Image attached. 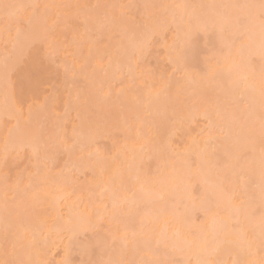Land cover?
Returning <instances> with one entry per match:
<instances>
[{"label": "bare ground", "instance_id": "bare-ground-1", "mask_svg": "<svg viewBox=\"0 0 264 264\" xmlns=\"http://www.w3.org/2000/svg\"><path fill=\"white\" fill-rule=\"evenodd\" d=\"M2 1V0H1ZM3 1H5V0H3ZM2 1V2H3ZM9 1H11V2H9ZM22 1L23 0H19L18 1V5H23L24 7H25V5H24V3H28L29 4V6H31V5H33V7L31 8L32 10H33V8H36V7H34V6H36L35 4H33L34 2H35V0H24V3H22ZM26 1V2H25ZM38 1V3H39V1L40 0H37ZM36 1V2H37ZM113 1H115V0H113ZM118 1V0H117ZM121 1V0H120ZM157 1H160V0H157ZM162 1V5L163 4H165V5H163L162 7H163V9L162 10H164L165 12H167L166 13V15L168 14V12H169V9H167L166 10V8H164V7H167L166 5H168V6H170L171 4H168V3H171V2H169V1H165V2H163V0H161ZM173 1V0H172ZM183 1V2H182ZM186 1V0H185ZM185 1L184 0H176L175 2H172V3H175V5L174 4H172L173 6L172 7H174L175 8V11L176 12H174V13H176V16H178L179 18H180V20H179V18H177L176 19V16L174 17V15H173V17L174 18H172V15L170 14L171 12H172V14H173V10L171 9V12H169V16H166L165 17V12L163 11V13H162V11H161V13H162V15L160 16L159 15V19H160V21L162 22L164 19L165 20H167L166 18L168 17V20L166 21L167 23H171L172 22V25L173 26H175V24L176 23H179V24H176V28H174L175 29V32H177V34H176V37L178 36V38L179 39H175L176 41L175 42H177V41H179L178 42V45H177V43H176V45H177V47L179 48L181 45H182V47H180L179 49L178 48H176V45H175V47H173V44L172 43H170V42H172V41H174V40H171L170 42H168V43H170V44H172V46H169L170 47V49H168V48H166L167 47V44L165 45V47L163 48L164 49V52H162V53H164V56H166L167 55V57L169 58V60H168V62H173V64H172V66L174 67L175 66V68L174 69H180V70H182V72H181V74H180V77H181V79H180V77L179 78H177V79H180L178 82H172V84H171V82L170 81H166L167 83H165L166 84V86L164 87L163 85H165V84H163L165 81H163V80H161V81H159V84L157 85V83H156V86H159V85H161L160 83H162V86H159V87H154L153 86V82L154 81H151V80H149L150 82H152V83H150L149 85L151 86H149L148 84H147V86H145L144 88H143V85H146L145 83L142 85V87L141 86H139V89L138 88H136V87H132V88H136L138 91H140V96L142 97V96H145V99H144V97H143V99H144V101H143V99L141 98V97H137L136 95V91L134 90V89H132V88H130V87H127V88H129V89H131V90H133L135 93H131V90L129 91V94L131 93V96H132V98L129 96V94H128V96H127V94L125 93V90L123 89V92H124V95L121 93V91H120V93H119V95L120 94H122L123 96H125L126 95V97L125 98H127L128 100H129V98H130V100H133V101H131L132 103L130 104V105H132V108H131V110H129L128 109V111L127 112H129V111H131L132 113H136V114H138V116L136 115H134V114H130V116H129V120H132L133 118V120L134 121H132V122H130L129 120L126 122V121H124V120H122L121 118H120V120H118L120 123H119V125L120 124H123V123H128V122H130L129 124H124V125H126V129L124 130L123 128H120L122 125H120V127H118V128H120V129H122V130H124L125 131V133H127L126 135H125V133H123V135H125V136H123L124 138L127 136V139H124V143H123V141L121 142V143H123V144H120V145H122V147L120 146V145H118V146H116V148L114 147V152H112V154H114V155H111V157H112V159L110 158V155L108 156V154H105V155H102V153H99V152H101V150H99V149H97L95 152L92 150V148H91V150H92V152H93V155H94V153H95V156L97 157V155L98 156H104V157H102V159L100 160L99 158H97V160H96V158H95V156H90V154H91V152H90V154L87 156V153L88 152H84V153H86L85 155H86V158H84L85 156H84V154L83 155H79V154H77L76 156H78L77 158L79 159V163L81 164H78L79 166H77V164L76 163H78V162H76V160H78V159H72V158H75V157H73L74 155H75V152H77V151H80V152H83V151H81V150H79V145H78V147L76 146L77 145V143H79V142H77V143H75L76 142V140L74 141V143L76 144L75 145V147H77L76 149H78L77 151H75L74 152V154L71 156L70 155V157L71 158H69V156L67 155L68 154V152L67 151H70V149H67L65 146V144H62L64 147V152H67V154L65 155V157L66 158H68V159H66V161H68V163H71L70 161H74V163H72V166H73V164H74V166H76V167H80V166H82V167H85L86 168V164H87V170L89 171V174L91 173V175L92 174H94L93 173V170H94V172L96 173V174H94L96 177L95 178H93V181H95V183L93 182V181H91V183L93 184L92 186L94 187H96L99 191L101 190V191H103V192H106L107 193V195H99V191L96 189V190H94V189H92L93 187L91 186V188H90V185H91V183L88 181H86V182H83V183H87V184H84L87 188H90V189H92V192L94 193V191H96L97 192V194H98V196H100L101 198H103V196L104 197H107V198H104V199H106L107 200V202H111L112 203V201H113V203H115V206H113V204H111L112 205V207L111 206H109L110 208H115V210L117 209L119 212L121 211L119 208H120V206H121V208H127V211H121V213H120V215H118V216H123L124 217V215L123 214H129L128 216H131V219H133V220H128V221H131L130 223L125 219V221H127L126 223H128V224H126L125 223V221L123 220V218H121L122 219V221H124V222H121L122 224H124L126 227L129 225V224H131V223H136V222H138V223H140L137 227H135V229L136 228H139V229H137L136 230V232H135V230H134V232H133V230H132V232L130 231V229H127V231L125 232V230H124V228H123V230L121 229L124 225H122L121 223V225L119 224V225H117L118 224V222H117V224L115 225V224H113V225H115V227L116 226H118V227H116L115 229H116V231H118V232H120L119 233V237H118V232H116V231H114V230H110V231H112V234H114V235H112V234H110L111 236H108V232L109 231H107L106 233H104L105 232V230L104 229H101V230H104L103 232H99L100 233V236H98L99 234H96V233H98V231H100V230H98L97 231V229H99V228H102L103 227V225H105L106 223V219L103 221L104 222V224H102L101 223V226L100 225H97V224H100V222H101V217L102 216H100V214H102L103 213V215H105L104 213H105V210L106 209H104V208H100L101 206H103L104 204H103V202H102V205L100 206V203H101V201H100V199L98 198V197H96V195L95 196H93L94 194L92 193L91 194V196H90V193L89 192H87V193H89V194H86L85 195V197L84 198H81V195H78V196H76V193H78V188H80V187H78L79 185H77L76 183V185H75V188L77 189V190H74L75 188L72 186V185H74L73 184V182L72 183H70L71 182V177L72 176H70L71 175V171H70V174H68V170H64V171H67V173H65V174H63V173H59V175L57 174L56 176L55 175H53V177H55V178H57L59 181H57V179H53V177H52V175H49V171H50V168H49V170L47 171L48 172V174H46V171L44 170V172H43V169H44V167L45 166H41V164L39 163V165H40V167H42L41 169H42V173H45V174H43V177L44 178H41V174H40V177H38L39 179H42V180H39L38 179V181L39 182H37V183H35V184H33L34 182H35V180H36V178H37V176H39V174L38 175H34V176H31L32 174H30V172H27L26 174L25 173H23V174H25V175H28V177L25 179V180H29L28 181V186H24L23 184V187H22V185H21V183H19L20 182V179H22L24 176H22V175H16V177L18 178V176L19 177H21L19 180L18 179H15L13 182H15L16 181V183H17V185L15 184V183H11L10 181H9V183H11V184H8L7 185V183H6V185L5 186H7V187H5V190H6V193L8 194V192L10 193V191L11 192H13V190H14V188L13 187H15L16 186V188H15V190H14V192H13V194H12V196L13 195H15L16 193H17V187H18V189H19V187H20V189L19 190H22L23 191V189H24V193L21 191H19L18 193H22V194H24V197L23 198H25V201H23L22 203L20 202H18L19 204H16V202L13 204V202L15 201V200H18V201H20V200H22V197L20 196V195H18V193L16 194L17 196H18V199H14V198H10V199H8L7 197L8 196H11L10 194H5V190H4V187H3V185H1V189H0V213H3L2 215H0V221L2 222H0V224L2 225H0V230H2L1 228H6V230H9L10 228H8L7 227V225L9 224V225H13L12 227H14L15 229H14V231H13V229L11 230L10 229V231L11 232H9V231H5V230H2V232H0V237H3V236H6V237H8L9 236V238H11V237H13V233L14 232H17L18 231V233L14 236V238H18V240L20 239V234H22L23 235V238L24 239H22V240H25V242L24 241H22L21 239H20V245H19V243L17 244V240H16V245H19V247H22V245H25L24 247L26 248L25 250H27L28 252H29V254H32V256H29L28 258H27V256L26 257H24L23 255L24 254H22V256L24 257V259L26 258V260L28 261V260H31V262H34V264H36V263H38V264H44L45 263V260H43L44 258L46 259V260H48V259H53V261L55 260V258H48V254H49V251L50 252H52L50 249H52V250H54L53 248H55V246L57 247V245L58 244H56V243H59L60 241L62 242L63 240H64V238H63V240H62V238L61 237H64V235L66 236V234H64V233H67V237H69V238H75V237H73V236H75L76 234H78V235H76L77 237L78 236H80L81 234H84L85 235V233H86V231L88 232V233H86L87 235L90 233L91 235L93 234V233H91V231H93V229H94V231L93 232H96L95 234L96 235H92V236H90L91 237V239H93V240H90V243H92V244H90V243H86V241H85V243L83 242V244H85L88 248H86V247H84V248H82V249H79V247L77 246L76 247V252L77 253H75V251H72V253L74 254H77L78 255V253H81L82 252V254H81V257L82 258H80V257H78V258H80V259H82L83 260V258L85 257V261H87L86 262V264H88V262L90 263V264H92V263H94V261H93V259H95L94 257V254H92V256H90V249H91V246H92V249L94 248L93 246H95L96 244L98 245L99 244V246H95V248L92 250L93 251V253H95V255L97 254L96 252L98 251V250H100L101 251V249L102 250H107V248H109V250H110V252H111V249L113 248L112 246L114 245L115 247H114V249L116 250L117 249V252H115L114 251V249H113V251L115 252V253H112V258H113V255L114 256H116V257H118V259H116V257H114L115 259L113 260V261H116L115 262V264H125V261H126V264H146V263H148V264H158L157 263V259H155V258H157V257H159V258H161V256H160V254H162L163 256H162V258L161 259H163V257H165V256H168L167 257V259H166V257L163 259V260H166L167 262H168V260H169V255L170 256H172L173 257V255L174 256H176V255H179V256H177V257H175V258H180V263L179 264H264V201L262 200L263 198H264V195H262V198H259L258 199V197H257V195L254 193V190H257V191H259V192H261V194H264V179L262 178V177H264V167H263V161L264 160H262V158L264 159V71H263V69H264V22L261 20V18L259 19V18H257V15L258 14H255V12H259V11H261V8L259 7L260 6V4H261V1L259 0V1H257V0H254V1H256V2H259V4L257 5V6H255V3L256 2H250V0H243V3H245V4H243V6H244V8H243V6H240V5H236V6H234L235 4H232L234 1H236V0H209L208 2V4H205V3H202V4H205V6L206 7H208L207 5H209V6H214L213 5V3L215 4V5H219L220 7H218V9H220V11H218V13L219 12H221V10H223L222 12V15H218L217 14V12H215L216 11V9L214 8V12H213V10H212V8H206L205 7V11L204 10H202L203 8H202V6H204V5H202V6H200V2H206L207 3V1L205 0H196V1H198V3H196V1L195 0H189L190 1V4L192 3V5H193V7L195 6V4H199V5H196L197 7H199L200 9H198V11L196 10V9H191V8H193V7H191L190 8V10L188 9V12H187V7H185L186 5L185 4H187V3H185ZM193 1H194V3H193ZM221 2L222 3V6L220 5V3L219 4H216V3H218V2ZM224 1V2H223ZM227 1V4L225 3ZM232 1V2H231ZM30 2V3H29ZM130 2H131V0H130ZM186 2H188V0L186 1ZM213 2V3H212ZM237 2H242V1H237ZM5 3V2H4ZM16 5L15 3L16 2H14L13 0H8V2H7V0H6V5ZM116 3H118V2H116ZM150 3H151V1H150ZM153 3V2H152ZM154 3H156V2H154ZM158 3H160V2H157V4ZM182 3H185V4H182ZM210 3H212L211 5H210ZM223 3H225V4H223ZM248 3H250L249 5H248ZM253 3V5H252V9H250V5ZM89 4V3H88ZM113 4H114V2H113ZM129 4H131V3H129ZM190 4H187V5H190ZM238 4V3H237ZM241 4V3H240ZM0 5H4L3 3H0ZM38 5V4H37ZM85 5V4H84ZM98 4H96V6H97ZM120 5H122L121 3L120 4H118V6H120ZM134 5V4H133ZM153 6L155 5V4H152ZM177 5H178V7L179 6H182V5H185L182 9H181V7L180 8H178L177 7ZM227 5H229L228 7H227ZM248 5V6H247ZM27 6V5H26ZM80 7L82 6V5H79ZM79 6H77V7H79ZM95 6V5H94ZM95 6V7H96ZM103 6H105V5H103ZM135 6V5H134ZM146 6V5H145ZM161 6V3H160V5H159V7ZM177 7V9H176V7ZM191 6V5H190ZM225 6H226V8H225ZM245 6L247 7V8H245ZM23 7V8H24ZM42 6H40V8H41ZM74 7V6H73ZM87 7H90V6H87ZM137 7V6H136ZM140 7H143V6H140L139 5V8ZM229 7H231V9L233 8L234 9V11L232 12L231 10H230V8ZM235 7H237V8H235ZM258 8V9H256V8ZM1 8V7H0ZM22 7H21V9H23ZM28 8V6L26 7V9ZM46 8H48V9H50L49 7H46ZM53 8H55V7H53ZM53 8H52V10H53ZM84 8H86L85 6H84ZM123 8H124V6H123ZM168 8H170V7H168ZM260 8V9H259ZM4 9H6V10H4ZM3 9V11L4 12H2L1 10L2 9H0V14H2V15H6V14H12V13H14V10L15 9H17L18 10V8H11L10 10H12L13 12L11 13V11H9V9H7V8H4ZM20 9V8H19ZM20 9V10H21ZM77 9H79V8H77ZM87 9V8H86ZM119 10L121 9V8H118ZM158 9H160L161 10V8H158ZM158 9H156V10H158ZM181 9V10H180ZM185 9H186V11H185ZM209 9H211V10H209ZM227 9L230 11V13H229V11H227ZM236 9H244L243 11H239V10H236ZM253 9L255 10L253 13L255 14V16H253L254 14L253 13H249L250 11H253ZM16 10V11H17ZM20 10H18V12L20 11ZM39 10V9H38ZM51 10V13L53 12ZM73 10H76V9H74L73 8ZM102 10V9H101ZM110 10V9H109ZM119 10H116V11H119ZM143 10H144V8H143ZM154 10V9H153ZM159 10V11H160ZM200 10V11H199ZM202 10V11H201ZM209 12L210 11V14L211 15H209V13L207 12V11ZM225 10V11H224ZM236 10V11H235ZM258 10V11H257ZM16 11H15V14H13L14 16H13V19H12V15H9V17L11 16V18H9V21H10V19L11 20H14V22H17L18 20V18H16V17H19L20 16V13L18 14V13H16ZM21 11H23V10H21ZM27 11V10H26ZM30 11V10H29ZM48 11V10H47ZM54 11H55V9H54ZM121 11H122V9H121ZM121 11H119V15H121L122 16V14L120 13ZM124 12H125V10H123ZM122 11V12H123ZM140 11V10H139ZM158 11V12H159ZM193 11L198 15V17H196V15L193 13ZM203 11H204V13H203ZM238 11V12H237ZM244 11H245V14H244ZM8 12V13H7ZM34 12V16L36 15V16H38L37 14H38V12H37V14L35 13V11H31V13H29V12H27V14H26V12H24L23 11V14L22 15H24V13L27 15V19L29 20L30 19V16H28V13L31 15L32 13ZM56 13H57V15H54V16H58V10L57 11H55ZM81 12H83L82 10H81ZM90 12H92V11H90ZM114 12H115V10H114ZM143 12V11H142ZM179 12H181V13H179ZM186 12V13H185ZM208 14H207V13ZM227 12V13H226ZM236 12V14H234ZM241 12V13H240ZM4 13V14H3ZM22 13V12H21ZM61 13H63L62 11H61ZM87 13V12H86ZM105 13H106V11H105ZM109 13V12H108ZM150 13V12H149ZM154 13H155V11H154ZM185 13V14H184ZM205 13L207 14V15H209V16H211V17H213V15L214 14H212V13H216V15L217 16H215V17H219V18H222V20L221 19H215L214 17H213V19H214V21L215 22H212V24L210 23V22H208L206 19H204L203 20V18H201L200 19V16L202 17V15L204 14L205 15ZM229 14V15H227V17L226 18H224V17H222L223 16V14ZM233 13V14H232ZM247 13L249 14V15H247ZM17 14V15H16ZM40 15L42 14V13H39ZM48 14V13H47ZM53 14V13H52ZM55 14V13H54ZM60 14V13H59ZM75 14H77V13H75ZM74 14V16L73 17H75V19L74 20H78L79 19V17L81 16V18H83L82 20H81V23L80 22H78L79 24H81V26L79 25V27H82V28H80V29H84V32L83 33H85V34H87V35H89V33L90 32H92V33H94L92 30L90 31V30H88V28H85L86 26L87 27H89L88 25H86V22H88V24H90V22H91V24H94L93 22V20H96V19H93V18H95V17H92L93 15H90V13H89V15L90 16H88L87 14H85L86 16H83V13H80V14H78V18H77V15H75ZM97 14V13H96ZM117 14H118V12H117ZM117 14H116V17H117ZM126 14V13H125ZM178 14V15H177ZM192 14V15H191ZM237 14H239V17H238V15ZM261 14V12L259 13V15ZM1 15V16H2ZM4 15V16H5ZM62 15V14H61ZM110 15H111V13H110ZM123 15H124V13H123ZM163 15H164V18H163ZM181 15H183V18L185 19L186 18V20H184L183 18H182V16ZM191 15V16H190ZM203 15V17H205ZM234 16V17H232V16ZM4 16H3V18H4ZM33 16V17H34ZM157 16V15H156ZM185 16V17H184ZM208 16V17H209ZM225 16V15H224ZM249 16V20H247V17ZM261 16V15H260ZM39 17V16H38ZM41 17V16H40ZM42 17H43V15H42ZM41 17V18H42ZM46 17H47V15H46ZM45 17V19H47ZM60 17V16H59ZM67 17V16H66ZM65 17V18H66ZM71 17V16H70ZM86 18V20H85V18ZM112 17V16H111ZM116 17H114V19H116V21L114 20V19H112L113 21H114V23H118V21H120V20H118ZM125 17H127V16H125ZM141 17V16H140ZM147 17V16H146ZM154 17H155V15H154ZM162 17V18H161ZM193 17V18H192ZM230 17V18H229ZM231 17H232V19H231ZM243 17V18H242ZM250 17H253V18H255L256 19V22H253V18H251L250 19ZM6 18H8V15H6L5 16V19ZM15 18V19H14ZM23 18V20H24V16L23 17H20V20ZM37 18V17H36ZM49 18V17H48ZM58 18V17H57ZM56 18V19H57ZM77 18V19H76ZM80 18V19H81ZM92 18V19H91ZM110 18V17H109ZM108 18V21H110V19ZM121 18V17H120ZM152 18V17H151ZM156 18V17H155ZM169 18L171 19V21L169 20ZM227 18H229V19H227ZM236 18H240V20H238L237 21V19ZM241 18H242V20H241ZM33 19H35V18H33ZM42 19H44V17L42 18ZM41 19V20H42ZM72 18H71V21H74ZM79 19V20H80ZM149 19V18H148ZM153 19V18H152ZM159 19H158V16H157V18L155 19L156 21L158 20L159 21ZM163 19V20H162ZM175 19V20H174ZM184 20V22H183V20ZM191 19H193V21L194 20H196V21H194V22H191L190 20ZM225 19V20H224ZM246 20L245 22H244V20ZM17 20V21H16ZM32 20V19H31ZM39 20H40V18H39ZM51 20H52V18H51ZM59 20V19H58ZM98 20H99V18H98ZM107 20V19H106ZM106 20H105V18H104V21H105V24H104V27H102L103 26V24L102 23H104V21H102L101 23H100V20H99V23H97L96 21V25L98 26H96L95 24L93 25V26H95V28H93L94 29V31H95V29H97V28H99L100 27V29H97L95 32H96V36H98L97 35V33L98 34H100L101 33V31H103V30H101L102 28H104L105 30V32L104 33H106L107 31V29H108V27L107 26H110V25H113L112 24V22L110 23L109 22V24L110 25H107L108 23H106ZM111 20V21H112ZM151 20V19H150ZM154 20V19H153ZM164 20V21H165ZM173 20V21H172ZM199 20V21H198ZM202 21V23L204 22V23H209V24H211V25H204V23H203V25H204V27H203V25H202V23H201V21ZM230 20H231V25L230 24H228V22H230ZM236 20V21H235ZM261 21V23H260V21ZM6 21V20H5ZM7 21H8V19H7ZM22 21V20H21ZM33 21H36V20H33ZM32 21V22H33ZM48 21V20H47ZM55 21V18L53 17V21H51V22H54ZM69 22H71L70 21V19L68 20ZM82 21H83V23H82ZM86 21V22H85ZM93 21V22H92ZM107 21V22H108ZM149 21V20H148ZM147 21V22H148ZM157 21V22H158ZM159 21V22H160ZM164 21H163V23H157V22H155V24H157V25H155V24H151V22H150V24H151V30H152V32L155 30L156 32H154V34H156L157 35V33L158 34H161V33H159V32H157V31H160V32H162V33H165L166 31H167V29H165V28H163L164 30H166L165 32H163V30L161 29V30H158L159 28H157V26L159 27L160 25L159 24H161L162 25V27H168V24L166 23V25H164ZM169 21V22H168ZM176 21V22H175ZM179 21V22H178ZM188 21H190V22H188ZM198 21V22H197ZM207 21V22H206ZM220 21H222V24H221V22ZM242 21V23H244L243 25H245L246 23H248V24H246L244 27H243V25H241V24H239V26L240 27H242L241 28V30H239V31H241V32H239L238 30H237V28L235 29V27H237V22H241ZM259 21V22H258ZM22 22H25V21H22ZM29 22V21H28ZM50 22V25L52 24ZM60 22V21H59ZM58 22V23H59ZM68 22V23H69ZM142 22H143V20H142ZM146 22V23H147ZM173 22H174V24H173ZM180 22H181V24H180ZM183 22V23H182ZM185 22H186V24H185ZM232 22H234V24H236V26H234V24L232 23ZM6 23H8V22H6ZM55 23V22H54ZM62 23V22H61ZM65 23V22H64ZM75 23V22H74ZM121 23H122V21H121ZM149 23V22H148ZM187 23H189V24H187ZM193 23V24H192ZM195 23V24H194ZM198 23H199V25H198ZM201 23V24H200ZM213 23H214V25H213ZM220 25H219V24ZM257 23H259V24H257ZM263 23V24H262ZM99 24H100V26H99ZM102 24V25H101ZM119 24V23H118ZM125 24V23H124ZM183 24H185L184 26H183ZM192 24V25H191ZM217 24V25H216ZM26 25V24H25ZM48 25V24H47ZM53 25V24H52ZM68 25H70V24H68ZM73 25V24H72ZM75 25H78L77 23H75ZM84 25V26H83ZM116 25V24H115ZM120 25L123 27L124 25H122V24H119L118 26L120 27ZM149 25V24H148ZM155 27L156 26V28H154L153 26ZM170 25V24H169ZM172 25H170V26H172ZM190 25L191 26H193V25H197V26H193V28L194 29H192L191 27H190ZM202 25V26H201ZM234 26V28H227L228 26ZM251 25V26H250ZM92 26V27H93ZM187 26V27H186ZM205 26H207V27H205ZM221 26V27H220ZM25 27H27V25L25 26ZM35 27V26H34ZM33 27V28H34ZM48 27V26H47ZM50 27H53V26H50ZM73 27V26H72ZM71 27V28H72ZM91 27V26H90ZM91 27V28H92ZM97 27V28H96ZM107 27V28H106ZM115 27V26H114ZM121 27V28H122ZM127 27V26H126ZM184 27L186 28V31L184 30ZM200 27V28H199ZM210 27H212V29L210 28ZM215 27H217V28H215ZM224 27H226V28H224ZM239 27V28H240ZM246 27V28H245ZM28 28V27H27ZM32 27H31V31H33V30H35V29H33ZM36 28H37V26H36ZM74 28H76V26H74L73 27V29ZM117 28V27H116ZM149 28V27H148ZM147 28V30H149ZM161 28V27H160ZM171 28V27H170ZM169 28V29H170ZM173 28V27H172ZM189 28H191L190 30H189ZM203 28H208V29H204L203 30ZM222 28H224V29H222ZM1 29V28H0ZM18 30H19V28H17ZM29 29V28H28ZM28 29H25V30H28ZM38 29V28H37ZM45 29V28H44ZM73 29H72V32H74L73 31ZM88 31H87V30ZM90 29V28H89ZM112 29V28H111ZM124 29H126V28H124ZM178 29H181L180 31L178 30ZM197 29V30H196ZM199 29H202L201 31L199 30ZM214 29V31H211V30H213ZM228 29V31H230V30H232L231 32H233L232 34L234 35L233 37H232V35H229L228 34V31H226ZM246 29H247V33H245V31H246ZM2 30V29H1ZM9 30H12V29H9ZM23 28H22V30L21 31H25ZM52 30H54V29H52ZM56 30V29H55ZM75 30V29H74ZM98 30H100V33L99 32H97ZM109 30V29H108ZM113 31H115L114 29H112ZM117 30V29H116ZM178 30V31H177ZM182 30H184V31H182ZM187 30H189L190 31V33L192 34H189V32L187 31ZM216 30V31H215ZM226 31V33L227 34H224V32H222V31ZM238 32H237V31ZM13 31V30H12ZM81 31V34H82V30H80ZM143 31H145V30H143ZM150 31V30H149ZM192 31H194V33H195V35H197L198 33H199V35H200V37L202 38V40L201 41H203V43H205L206 44V41L208 40H206V38L207 37H209V35H213V39L212 40H210L209 42H211L212 44H214V46L216 45L215 43V40L217 41V40H220L219 41V43H217V44H219V48L218 47H216V51H218L217 49H222V51L221 50H219V51H221L220 52V56H219V54L215 51V50H210V51H212L213 53L211 54V52L208 50V49H210L209 48V46H211V47H213V48H215L211 43H209V44H211V45H208V43L206 44V46L208 47H206L207 49H205L206 51H207V56H209V57H211V55H213V57H211L210 59L207 57V56H205V57H203V55L202 54H200V53H202V52H204V51H202V52H200V53H198L199 51V49H197V48H200L199 46H197V45H200V43H201V41H199V44H197V42L198 41H196V36L195 35H193L194 33L192 32ZM198 31V32H197ZM203 31V32H202ZM208 33H207V32ZM210 31L212 32V33H210ZM3 32H6V31H3ZM2 32V33H3ZM14 32V31H13ZM34 32H36V31H34ZM48 32V30H46V33ZM52 32V31H51ZM54 32V31H53ZM57 32H58V30H57ZM78 32V31H77ZM86 32H89V33H86ZM123 32V31H122ZM129 32V31H128ZM127 32V34H126V36H130V34ZM147 32V31H146ZM178 32H180V34L178 33ZM200 32H202V33H204V32H206L205 34H207L206 36H204L205 34H202V33H200ZM1 33V32H0ZM1 33V34H2ZM7 33H8V35H9V32H6L5 33V35H4V38L5 39H7L6 37H7ZM12 33V32H11ZM17 33H19V31H17ZM17 33H14L13 35H16ZM22 33V32H21ZM25 33V32H24ZM30 33V32H29ZM32 33V32H31ZM37 33V32H36ZM35 33V34H36ZM38 33H42L41 31L40 32H38ZM45 33V34H46ZM59 33H60V31H59ZM59 33H57V34H59ZM62 33V32H61ZM61 33H60V35H61ZM76 33V32H75ZM78 33H80V32H78ZM110 33V32H109ZM149 33V32H148ZM184 33V34H183ZM217 33V34H216ZM220 33V34H219ZM236 33H239V34H236ZM244 33V34H243ZM26 34V33H25ZM44 34V33H43ZM240 34H243L242 36L243 37H241V35ZM37 35V34H36ZM53 35H55V33L53 34ZM76 35V34H75ZM77 35H79V34H77ZM87 35H85V38H87V39H91V33H90V37H88ZM93 35V34H92ZM138 35V34H137ZM143 35V34H142ZM149 36H150V33L148 34ZM147 35V38L145 37H143V39H145V40H147V39H149V36ZM185 35H186V37H185ZM236 35H239L238 36V38L236 37ZM2 36H3V34H2ZM20 36V37H19ZM21 34L20 35H18V36H14V37H16L17 39H16V41L18 42H16L15 40V42L17 43V45L19 46V44H21L20 43V41L21 40H23V38H24V40L26 39L27 40V38H25L26 37V35L23 37L22 36V39H20L21 38ZM42 36V35H41ZM104 36V35H103ZM107 36V35H106ZM124 36H125V34H124ZM123 36V37H124ZM132 36V35H131ZM159 36H161V35H159ZM159 36H154V37H159ZM188 36V37H187ZM191 36V38L189 39V37ZM223 36H225V37H223ZM230 36V37H229ZM9 37V36H8ZM11 37V36H10ZM9 37V38H10ZM14 37L12 38V40L14 39ZM34 37H35V35H34ZM44 37V36H43ZM56 37V36H55ZM127 37V39H125L126 41L129 39ZM136 37V36H135ZM134 37V38H135ZM137 37H139V35L137 36ZM141 37V36H140ZM139 37V38H140ZM152 38H154L153 37V35L151 36ZM163 38H164V36H162ZM197 37H199V36H197ZM199 37V38H200ZM217 37V38H216ZM8 38V39H9ZM19 38V39H18ZM53 38V37H52ZM58 38V37H57ZM60 38V37H59ZM73 38V37H72ZM78 39L80 38V35L77 37ZM77 38H75L74 37V39L76 40ZM82 38H83V36H82ZM84 38V39H85ZM95 38H97V37H95ZM100 38V37H99ZM98 38V39H99ZM109 38V37H108ZM107 38V39H108ZM133 38V39H134ZM174 38V37H173ZM173 38H171V39H173ZM182 38V39H181ZM198 38V40H200ZM205 38V39H204ZM211 38V37H210ZM216 38V39H215ZM229 38V39H228ZM239 39L238 41L236 40L235 41V39ZM73 39V40H74ZM77 39V40H78ZM83 39V40H84ZM97 39V40H98ZM151 39V38H150ZM160 40L161 38L159 37V38H157V40ZM184 39H185V41H184ZM188 39V40H187ZM191 39L193 40V41H191ZM228 39V40H227ZM12 40H10V41H12ZM19 40V41H18ZM42 40V39H41ZM93 40V39H92ZM91 40V41H92ZM141 40V39H140ZM139 40V41H140ZM145 40H143L144 42H145V44L146 43H148V41L146 42ZM163 40V39H162ZM170 40V39H169ZM187 40V41H186ZM226 40V41H225ZM230 40H232V42L234 43H230V44H228L229 43V41ZM234 40V41H233ZM31 41H32V39H31ZM84 41H86V40H84ZM109 41V40H108ZM129 41H131V43H129ZM129 41H127V43H126V45L128 44V47H130L129 45L130 44H132V39H130ZM138 41V40H137ZM137 41H136V43L134 44V45H140L139 43H137ZM150 41V40H149ZM165 41V40H164ZM180 41H181V43L182 44H180V46H179V43H180ZM184 43H183V42ZM7 42L9 43V41L7 40ZM22 43L24 42V41H21ZM45 42V41H44ZM93 42V41H92ZM118 42V41H117ZM123 42V41H122ZM133 42H134V40H133ZM143 42V43H144ZM194 44H193V43ZM227 42V43H226ZM231 42V41H230ZM235 42H237V43H235ZM14 43V42H13ZM12 43V44H13ZM16 43H14L15 45H12V46H16ZM77 43V42H76ZM88 43H90L89 41H88ZM88 43H87V45H88ZM140 43H141V41H140ZM162 43V42H161ZM160 43V44H161ZM164 43V42H163ZM203 43H201V46L203 47ZM11 44V43H10ZM26 44V43H25ZM35 45L37 44V43H34ZM41 44V43H40ZM51 44H53V43H51ZM70 44V43H69ZM94 44V43H93ZM118 44V43H117ZM145 44H142V45H144L145 46ZM149 44V43H148ZM159 44V45H160ZM186 45V47H185V45ZM189 44H190V46H189ZM236 44V45H235ZM89 45H91V44H89ZM99 45V44H98ZM120 45V44H119ZM123 45H125V43L123 44ZM122 45V46H123ZM125 45V46H126ZM154 45V44H153ZM188 45V46H187ZM194 45V46H193ZM197 47H196V46ZM232 45H235V46H232ZM2 46V45H1ZM4 46H6V45H4ZM32 46V45H31ZM84 46V45H83ZM92 46V45H91ZM91 46H89V47H85V48H91ZM96 46V45H95ZM95 46H94V49H98L99 47L97 46L96 48H95ZM114 46V45H113ZM133 48H132V50L131 49H128V51L130 50L131 52H128V54L129 53H131V54H134V53H132L133 51H135V52H139V46H138V49L136 48V46H133V45H131ZM148 46V45H147ZM150 46V45H149ZM157 46H158V44H157ZM161 47H162V45H160ZM191 46H193L194 48L196 47V51L195 50H193L194 48H192ZM223 46H225V47H223ZM226 46H228V47H226ZM10 47V46H9ZM8 46H7V48L8 49H10ZM17 47V46H16ZM24 47V46H23ZM23 47H21L22 48V50H20L21 52H24V53H26V51H28V50H26L28 47L26 46V51H23L24 49H23ZM34 47V46H33ZM38 47V46H37ZM78 47V48H77ZM76 47V45H75V48H77V49H79V46H77ZM119 47V46H118ZM187 47H189V48H187ZM223 47V48H222ZM232 48V49H230V48ZM1 48V47H0ZM4 48H6V47H4ZM3 48V49H4ZM13 48L14 47H11V53H12V51H14L13 50ZM19 48V47H18ZM53 48V47H52ZM51 48V49H52ZM117 48V47H116ZM120 48H121V45H120ZM131 48V47H130ZM134 48H136V50H134ZM175 48V49H174ZM182 48V49H181ZM203 48H205V47H203ZM234 48V49H233ZM29 50L30 49H32V48H28ZM34 49V48H33ZM55 49V48H54ZM53 49V50H54ZM76 49V50H77ZM102 49H104V48H102ZM101 49V50H102ZM115 49V48H114ZM142 49H146V46L143 48V46H142V48H141V51H142ZM165 49H168V50H165ZM177 49H178V51H177ZM190 50V51H188V50ZM227 49H229V50H231L232 52H230V51H226ZM5 50V49H4ZM56 50V49H55ZM116 51H117V49H115ZM148 50H149V48H148ZM172 50V51H171ZM173 50L174 51H176V52H178V53H176V54H178V55H176L174 52H173ZM183 50V51H182ZM234 50V51H233ZM7 51V50H6ZM19 51V52H20ZM111 51V50H110ZM122 51V49L120 50V52ZM167 51V52H166ZM186 51H188V53H187V55L185 56V52ZM194 52V53H192V52ZM201 51V50H200ZM215 51V52H214ZM3 52V51H2ZM17 52H18V50H17ZM17 52L15 53V51H14V53L15 54H17ZM20 52V53H21ZM38 52V51H37ZM77 52H78V50H77ZM85 52H86V50H85ZM94 52H98V50H96V51H94ZM119 52V51H118ZM119 52V53H120ZM123 52V51H122ZM121 52V53H122ZM125 52V51H124ZM126 52H127V50H126ZM125 52V53H126ZM144 52H146L147 53V51L146 50H144ZM143 52V54L145 55V53ZM180 52V53H179ZM224 52H226V53H224ZM5 53V51L3 52V54ZM76 53V52H75ZM196 53H197V56H196ZM210 53V54H209ZM214 53H215V55H214ZM8 54H10L9 52L8 53H6V56L8 55ZM14 54V55H15ZM22 54V53H21ZM29 54V53H28ZM27 53H26V56L28 55ZM33 54V53H32ZM81 54V53H80ZM95 54V53H94ZM97 54H100L99 52L97 53ZM111 54H114V53H111ZM130 54V55H131ZM191 54L192 56H194L195 57V60L193 59V61H191V62H188L190 65H188V63H187V61H188V58H189V55ZM209 54V55H208ZM2 55V54H1ZM12 55V54H11ZM34 55H37V53H34ZM32 56V60L34 61L36 58H35V56ZM83 55V57H85V58H83V59H88V57L87 56H89V55H84V54H82ZM108 55H110V54H108ZM119 55H121V54H119ZM123 55V54H122ZM136 55H137V53H136ZM139 53H138V58H140L141 59V57H139ZM169 55V56H168ZM171 55L173 56V57H171ZM175 55H176V57H175ZM205 55V54H204ZM218 55V56H217ZM4 56V55H3ZM9 56V55H8ZM8 56L5 58V59H7L8 58ZM13 56V55H12ZM17 56H18V54H17ZM30 56H31V54H30ZM38 56V55H37ZM45 56V55H44ZM112 56V55H111ZM131 56H133V55H131ZM141 56V55H140ZM150 56V55H149ZM180 56V57H179ZM215 56H217V57H215ZM29 57V56H28ZM43 57V56H42ZM79 57H80V55H79ZM92 58L93 57H97V55L96 56H91ZM107 57H110V56H107ZM121 57H123V56H121ZM120 57V58H121ZM126 57H128L127 55H126ZM125 57V59H126V62H129L128 64L129 65H127V63L125 64L128 68H130V70H131V68H133V69H135L134 68V66H132V62H130L131 61V59L129 58L128 60H127V58ZM130 57V56H129ZM143 57V56H142ZM186 57H188L187 58V60L185 59ZM193 57V58H194ZM200 57H203V58H201V59H204V61L203 60H201L200 59ZM4 58H3V64H2V62H0L2 65H0L1 66V69L0 70H2V69H4V68H6L5 70H2L0 73L1 74H3V72L5 71V73L4 74H9V72L7 73V71L9 70L10 71V73H12L11 72V69L9 68V66L10 67H12L13 65H14V63H11V64H13L12 66L11 65H9V62L8 61H10V62H15L16 61V58H14V56L10 59V60H4ZM14 58V59H13ZM25 59H26V57H24ZM35 58V59H34ZM78 58V57H77ZM82 58V57H81ZM90 58V57H89ZM92 58H90V59H92ZM111 58V57H110ZM114 58V57H113ZM118 59L119 57H115L114 58V61L115 62H117V64H113V60L112 59H110V60H112L113 62H111L112 63V65L114 66V69H118V70H120L119 68H121V70L122 71H124L123 70V68H124V64H120V61L118 62V60L116 61L115 59ZM124 58V57H123ZM132 58V57H131ZM135 58H137V57H135ZM137 58V59H138ZM144 58V57H143ZM179 58V59H178ZM253 58V59H252ZM42 59V58H41ZM83 59H81L82 61H83ZM87 59L85 60V61H87ZM94 59V58H93ZM99 59V58H98ZM98 59L96 60V62L98 61ZM103 59H104V57H103ZM124 59V60H125ZM139 59V61H141ZM185 59V60H184ZM200 59V61H198ZM207 59V60H206ZM13 60V61H12ZM26 60H28V59H26ZM29 60H30V58H29ZM109 60V59H108ZM167 60H165V61H167ZM172 60V61H171ZM180 60H183V62L182 63H180L179 61ZM189 60H192V59H189ZM206 60V61H205ZM210 60H213L212 62L210 61ZM214 60H216V64H219V65H216L215 63H214ZM219 60H220V62H219ZM254 60V61H253ZM18 61V60H17ZM20 61H22L21 60V58L19 59V62ZM33 61H29V62H33ZM36 61H39V59L37 58L36 60H35V65L37 64V62ZM45 61V60H44ZM79 61V60H78ZM85 61H84V66H85ZM88 61H90L89 59H88ZM132 61H134V60H132ZM203 61V62H202ZM7 63V64H5V63ZM18 62V63H19ZM24 62V61H23ZM28 61H26V63H27ZM28 62V63H29ZM43 62V61H42ZM135 62H136V60H135ZM134 62V63H135ZM177 62V63H176ZM178 62H179V64H178ZM195 62L197 63V62H201V64H199V63H197V65H201V66H204L203 67V70H200L199 68L201 67H199V68H197V67H194V65L196 66V64H195ZM208 62H211V64L210 63H208ZM250 62V63H249ZM25 63V64H26ZM34 63H30V64H26L27 66L28 65H31V64H34ZM39 63V62H38ZM44 63V62H43ZM43 63H42V65H43ZM81 63H83V62H81ZM89 63V62H88ZM92 63H94V66H95V68L97 67V68H99L100 67V65L99 66H97V65H95V64H97V63H95L94 61L92 62ZM100 62H98V64H99ZM110 63V62H109ZM108 63V64H109ZM143 63V62H142ZM184 63V64H183ZM204 63V64H203ZM215 64V66H214V64ZM247 63H248V65H247ZM21 64V63H20ZM20 64H18V66L20 65ZM80 63H78V65H79ZM107 63H105V65H106ZM118 64H120V65H118ZM136 64V63H135ZM211 65V66H214V67H211V66H208V65ZM41 64H39V66H40ZM41 65V66H42ZM82 65V66H83ZM115 65H116V67L118 66V68H115ZM134 65V64H133ZM188 65V66H187ZM206 65H207V67H206ZM256 65V66H255ZM17 65H15V68L14 69H12V71L13 72H15V70L16 69H18L17 67H16ZM22 66H24V64L22 65ZM22 66H20L21 67V69H22ZM37 66H38V64H37ZM41 66H40V68H41ZM46 65L44 64V67H45ZM53 66V65H52ZM51 66V67H52ZM109 66V68L111 67V65H107V66H104L105 68H102L101 70H100V68L99 69H97L96 68V70L97 71H99L100 70V72L101 73H103V75L104 74H106V73H104L103 72V70H108V72L110 73H108V75H113L114 74V72H111V70L112 71H114V69H113V66H112V69H109V68H106V67H108ZM121 66V67H120ZM123 66V67H122ZM187 67L188 69H190V67H191V70H188L187 68H183V67ZM190 66V67H189ZM220 66V67H219ZM249 66V67H248ZM26 67V66H25ZM36 67V66H35ZM72 67V66H71ZM76 67H78V66H76ZM76 67H74V68H76ZM93 67V66H92ZM135 67H136V65H135ZM181 67V68H180ZM193 67V68H192ZM216 67V68H215ZM249 69H248V68ZM258 69H257V68ZM8 68V69H7ZM28 68H29V66H28ZM46 68H47V66L45 67V71H47V72H50V70L48 71V70H46ZM54 68V67H53ZM88 68V67H87ZM87 68H85L86 70H88ZM95 68H93V69H95ZM138 68V67H137ZM184 70H183V69ZM195 68V69H194ZM207 68V69H206ZM25 69H27V68H25ZM24 68H23V70H25ZM36 69H38V70H40L39 69V67L38 68H36ZM205 69V70H204ZM259 69H262V72H261V70L259 71ZM30 70V69H29ZM31 70H32V66H31ZM69 70V69H68ZM72 70H74L73 69V67H72ZM83 70V69H82ZM92 70V69H91ZM117 70V71H118ZM130 70L128 71V72H130ZM137 70V69H136ZM180 70H178V71H180ZM190 71V72H186V71ZM195 70V71H194ZM196 70H200V71H198L197 73H196ZM210 70V71H209ZM217 70V71H216ZM27 70H25L24 71V74H25V72H26ZM42 71H43V69H42ZM52 71H54V70H52ZM62 71H64V74H66L65 73V70H62ZM121 71V73H123ZM126 71V70H125ZM135 72V70H132V72ZM138 71H140V70H138ZM143 71V70H142ZM192 71H193V73H192ZM23 72V71H22ZM30 71H27V73H29ZM44 72V71H43ZM46 72V73H47ZM80 72H82L81 70H80ZM79 72V73H80ZM83 72H85V71H83ZM96 72V71H95ZM115 72H116V70H115ZM119 72V71H118ZM134 72L133 73H131V75L129 76L130 78H131V76L132 75H134ZM144 72V71H143ZM185 72H186V74H185ZM202 72H203V74H202ZM210 72L212 73V74H210ZM260 72V73H259ZM19 73V72H18ZM39 73H41V72H39ZM46 73H44V74H46ZM51 73V72H50ZM91 73H93L92 71L90 72V73H88V74H91ZM100 73V76L102 75ZM139 74H140V72H138ZM183 73H184V75H183ZM196 73V74H195ZM198 73H200L199 75H197ZM207 73H209V74H207ZM3 74V75H4ZM30 74H33V76H36L37 77V79H39L40 80V78H39V75L40 74H36V72L34 73H31L30 72ZM43 73H41V75H42ZM43 74V76L44 77H42L43 79L44 78H47L48 77V75H44ZM73 74V73H72ZM87 74V73H86ZM87 74V75H88ZM95 74H97V73H95ZM119 74V73H118ZM128 74V73H127ZM130 74V73H129ZM128 74V75H129ZM135 74H137V73H135ZM195 76H194V75ZM205 74V75H204ZM13 75L15 76L16 75V73L14 74L13 73ZM66 75H68V78H69V80H70V78H72L71 76H69V73H67ZM74 75H75V73H74ZM74 75H73V77H74ZM85 75V74H84ZM92 75V74H91ZM94 75V74H93ZM92 75V76H93ZM107 75V74H106ZM106 75H104L105 76V78L104 79H106L107 80V77H106ZM107 75V76H108ZM115 75V74H114ZM117 75V74H116ZM143 75V74H142ZM141 75V76H142ZM158 75H160V74H158ZM190 75H192V78H190ZM200 76V77H204L203 79L201 78V84L199 83H197V82H199V77H197V76ZM202 75V76H201ZM211 75H213V76H211ZM217 75V76H216ZM219 75H221V76H219ZM1 76V75H0ZM11 76V75H10ZM21 75L19 74V77H20ZM24 76V75H23ZM23 76H22V79L21 78H17L18 79V82H19V79H21L20 80V82H22L23 84L21 85V83L19 84V83H17V82H15V84L17 83V87L19 88H17L16 86H15V84L13 83V81L12 80H10L11 79V77H13V76H11V77H9V75H6V77H4V76H1L0 77V80H4L5 82H6V79L8 80V82H6V84H7V86H8V88L9 87H11V88H9V90H11L12 89V86H11V83L12 84H14V86L16 87V89L18 90L17 92H16V94H17V96H16V94L14 93V89L13 90H11V92L12 93H9L8 95H7V93H8V91H7V89H5L4 87H2V86H0V88H1V90L3 91H6V93H5V97L7 98L8 96V98H9V100H6L5 99V97L3 98H1L0 99V101L1 100H4L5 99V101H6V103L7 104H5L4 102L5 101H1L0 102V104H1V106H3V105H5V106H3V107H1L0 106V111L2 112V114H1V112H0V114L2 115V119L3 118H5L4 116H6V117H10L11 119L13 118V120H14V122H12V124L13 125H15L16 123H17V125H18V123H20L21 125H20V127H21V129L23 130H25L26 128H23V126H29L30 124H31V120L29 121V119H30V117H29V115L31 116V114L30 113H32L33 115H36V112H37V114L40 112V111H44V109L43 108H45L46 106V104H42L41 102H39V103H41L40 104V109H39V107H37L35 104H39V103H34V105L35 106H33V103H30V104H32V106L29 104V102L28 101H26V98H24L25 96H24V93L25 94H29V96L32 94V93H34L35 91L37 92V90L39 89V88H35L34 90H32V91H29V92H22L23 90H20L21 88L23 89V87H25V86H30V87H32L31 85H32V82L34 83L33 84V86H36V85H38V84H35L37 81L36 80H34V81H32V80H28L26 77L25 78H23ZM29 76H31L32 78H33V76L32 75H29ZM46 76V77H45ZM62 76V75H61ZM79 76H82V74H80ZM108 76L109 78H111V79H109V81H112V80H115V79H117L116 81H119L120 80V78H122V77H120V78H116L115 76ZM120 76V75H119ZM122 76V75H121ZM134 76H137V75H134ZM141 76H138V77H141ZM162 76V75H161ZM205 76H210L211 78H213V79H211L212 81L214 80V83L212 82V81H210L209 82V86H208V84L206 85L205 84V82L204 81H206V80H204V79H207V77L205 78ZM218 76H219V78H218ZM36 77H34L33 79H36ZM83 77V76H82ZM86 78H87V80H88V78L89 77H87V76H85ZM195 79H194V78ZM215 77V78H214ZM5 78V79H4ZM10 78V79H9ZM74 78H77V77H74ZM80 78V77H79ZM98 78V77H97ZM99 78H101V77H99ZM113 78H115V79H113ZM133 78V77H132ZM183 78H185L184 80H183ZM218 78V79H217ZM221 78V79H220ZM16 79V80H17ZM48 79V78H47ZM102 80H103V78H101ZM136 79V78H135ZM138 79V78H137ZM140 79V78H139ZM3 80L2 81H0V84H1V82H3ZM9 80H10V82H9ZM14 80V79H13ZM85 80V79H84ZM105 80V81H106ZM188 80H190L189 82H188ZM196 80V81H195ZM202 80H204V81H202ZM210 80V79H209ZM217 82H216V81ZM26 81V82H25ZM32 81V82H31ZM36 81V82H35ZM42 81V80H41ZM46 81H48V80H46ZM104 81V80H103ZM140 81H142V80H140ZM163 81V82H162ZM184 81L187 83V85H190V86H185V83H184ZM195 81V82H194ZM207 81H208V79H207ZM218 81H220V82H218ZM25 82V83H24ZM40 82V81H39ZM45 82V81H44ZM114 82V81H113ZM136 82V81H135ZM170 82V85L172 86L171 88L172 89H170V85L168 86V83ZM203 82H204V84H203ZM211 82H212V84H211ZM4 83V82H3ZM8 83H10V84H8ZM42 83H43V81H42ZM61 83V82H60ZM63 83V82H62ZM105 84H106V82H104ZM126 84H128L127 82H125ZM147 83V82H146ZM180 83V84H179ZM181 83L183 84L184 83V86L183 85H181ZM190 83V84H189ZM207 83V82H206ZM216 83H217V85H216ZM220 83H224L225 84V86H227V87H225L224 85H222V86H224V87H222L221 86V84ZM5 84V85H6ZM24 84H26L25 86H23ZM28 84V85H27ZM95 84V83H94ZM112 84V83H111ZM110 84V82H109V84L108 85H111ZM125 84V85H126ZM136 84V83H135ZM140 84V83H139ZM139 84H137V85H139ZM142 84V83H141ZM152 84V85H151ZM174 84H175V86H174ZM177 84V85H176ZM196 84V85H195ZM202 84H203V86H202ZM220 84V85H219ZM3 85V84H2ZM4 85V86H5ZM69 85H71V83L69 84ZM73 85V84H72ZM97 85H98V83H97ZM155 85V84H154ZM178 85H180V86H178ZM194 85V86H193ZM213 86V85H215V86H213V87H210V86ZM7 86H5V87H7ZM14 86H13V88H14ZM20 86H21V88H20ZM91 86V85H90ZM94 86V85H93ZM100 86H101V84H100ZM99 86V87H100ZM105 86V85H104ZM127 86V85H126ZM152 86H153V88H155V89H153L152 88ZM201 86V87H200ZM209 87V88H207V87ZM216 86H218V88L216 87ZM38 87H39V85H38ZM41 87V86H40ZM58 87V86H57ZM62 87H64V86H62ZM62 87H61V90H62ZM72 87V86H71ZM94 87H96V86H94ZM93 87V88H94ZM106 87V86H105ZM149 87V88H148ZM169 87V88H168ZM178 87V88H177ZM187 87V88H186ZM191 87H193L194 88V90H193V88H191ZM197 87H200V88H197ZM221 87L222 88H224L225 90H222V92L223 91H225V95H224V93H222L221 92ZM148 88V89H147ZM157 88V89H156ZM180 88V89H179ZM196 88V89H195ZM203 88V89H202ZM212 89L213 90V93L211 92V90L208 92L207 90H209V89ZM216 89V90H214V89ZM55 89V88H54ZM53 89V90H54ZM74 89V88H73ZM76 89V88H75ZM85 89V88H84ZM140 89H142V90H140ZM162 89V90H161ZM163 89H165V90H163ZM166 89H170V90H173V91H168V90H166ZM175 89V90H174ZM182 89V90H181ZM192 89V90H191ZM198 89V90H197ZM201 89V90H200ZM204 89L208 92V93H210L212 96H210L209 94V96H207L206 98H211V99H209V100H211V101H213L212 103H214L213 105L211 104V106H213V107H210V105H208L209 107H210V109L208 108V106H207V108H205L206 107V105L208 104H203L202 105V103H199L201 106H205L204 107V109H206V110H204L202 107H200V105L198 104V107H197V104L196 103H198V102H200L199 100H202V98H200L199 99V97H200V94H205L206 93V91H205V93L204 92H202V91H204ZM220 89V90H219ZM227 89H228V91H227ZM0 90V91H1ZM27 90H31V88H27ZM43 90V89H42ZM77 90V89H76ZM79 90H81L80 88H79ZM88 91H89V89H87ZM100 90V89H99ZM122 90V89H121ZM128 90V89H127ZM181 90V91H180ZM186 90V91H185ZM190 90H191V93H190ZM41 91V90H40ZM60 90L58 89V92H59ZM93 91H94V89H93ZM95 91H96V88H95ZM132 91V92H133ZM141 91H143V92H141ZM176 91V92H175ZM184 91V92H183ZM196 92L195 94V96H197L198 94H199V96L198 97H196L198 100H196L197 102L194 104L193 103V105H195V106H193V110H198V108H202V109H200V110H198V114L200 115V116H202V115H206V117L204 118L203 116V119L205 120L206 119V121H208L209 119V121L207 122L208 123V126L210 125V123H211V125L210 126H213V130H215V131H217V128H218V130H222V129H224V130H222L223 132H221V130L219 131V134H214V133H212V132H214V131H212L211 129H210V127H208V126H206V128H209L207 131L205 130V132H203L202 134H201V138L199 139V138H197V136H194L196 139H197V141H196V139H194V141H190L191 140V138H192V136L190 137V138H188L187 139V142L188 141H190V144H186V145H188V147L186 146L185 147V145H182V147H184V148H182V149H180V148H178V149H180L181 151H178V150H176V148H174L173 149V144H174V142L172 143V141H173V138H172V141H171V143L172 144H170L169 143V141H167L168 140V138H166L165 137V135L167 134V133H169V131L167 132L166 130H165V132H166V134L164 135V139L166 138L167 140L165 141L164 139H161L162 137H160L159 135H162L163 133H161L160 131H158V132H160L161 134H157V135H155V131H153L152 133H149V132H145V131H143V130H146V129H148L150 126H152V124H157V123H151V121H150V118H152L153 117V113H158V112H160L161 113V115L160 114H158V115H160V117H162V114H163V116L165 115V117H167L166 116V114H164V113H168V114H172V113H169V112H172V111H170L169 110V112H167L168 111V109H167V111H166V109H164L163 110V108H164V104H166V106L168 107L169 105H172V103H175V102H177L180 106H186V107H188L190 104L188 103V104H186V99L187 98H189V99H191L192 97H189V94L191 95V96H194V93L193 92ZM10 92V91H9ZM23 94H22V93ZM32 92V93H31ZM34 93V94H37V93ZM39 92V91H38ZM72 92V91H71ZM102 92V94H103V91H101ZM101 92H100V94H101ZM105 92V91H104ZM128 92V91H127ZM144 92H145V94H144ZM172 92H173V94H172ZM175 92V93H174ZM182 92V93H181ZM188 92V93H187ZM200 92V93H199ZM215 92V93H214ZM218 92H220V95H219V93ZM2 93V92H1ZM14 93V94H13ZM40 93V92H39ZM43 93V92H42ZM64 93H67V95L69 94V92H64ZM80 95H83L82 93H81V91L80 92H78ZM87 93L88 92H85V94H86V96H88L87 95ZM90 93V92H89ZM88 93V94H89ZM96 93V92H95ZM139 93V92H138ZM182 95H180V94ZM183 93H184V96H183ZM198 93V94H197ZM19 94L21 95H23L21 98L22 99H25V100H22V101H24V102H20L21 100V98L20 97H18L19 96ZM97 95H98V92L96 93ZM95 94V95H96ZM99 94V95H100ZM136 94V95H135ZM177 94V95H176ZM187 94V95H186ZM213 94H214V96H213ZM218 94V95H217ZM224 95V97H223V95ZM240 94V95H239ZM12 95H15L14 97L12 96ZM38 95L39 94H37L36 96L38 97ZM64 95V94H63ZM71 96H72V93L70 94ZM69 95V96H70ZM94 95V96H95ZM105 95V94H104ZM118 95V94H117ZM135 95V96H134ZM139 95V94H138ZM164 95V96H163ZM206 95H207V93H206ZM242 95V96H241ZM0 96H3V93L2 94H0ZM10 96H11V98H10ZM32 96V98L34 97V95L32 94L31 95ZM30 96V97H31ZM60 96V95H59ZM74 96V95H73ZM83 96H85V95H83ZM116 96V95H115ZM115 96H114V99L116 100V101H118L117 100V98H115ZM162 96L163 97H165L164 99L162 98ZM180 96H181V98L183 97L185 100H181V98H180ZM187 96V97H186ZM217 96V97H216ZM228 96V97H227ZM15 98V99H13V98ZM29 97V98H30ZM55 97V96H54ZM66 97H68V96H66ZM82 97V96H81ZM80 97V98H81ZM91 97H93V96H90V98ZM100 97H102L101 95L99 96V98ZM118 97V96H117ZM135 97H137V98H135ZM178 97L180 100H177V101H174L176 98ZM202 97H204L203 95H202ZM219 97H220V99H219ZM222 97L224 98V100H225V102H227L226 101V99L227 100H229V101H231V102H228V104L230 103V104H232V102H235L234 104H236L237 102L236 101H238V102H241L242 101V104H243V101H244V104L245 103H248V104H246L245 106L246 107H243V105L241 104V103H238V105L237 106H239V107H237V109H236V111L238 112L239 110V112L237 113L235 110H233V112L235 111L236 112V114L237 115H235L233 112H231L232 111V109L230 110V109H228L229 107L231 108V105L230 106H228L227 105V107H224V108H226L227 110H224V111H222V110H217L218 108H222L223 106L220 104L221 102H224V101H222L221 99H222ZM236 97H242V98H236ZM244 97V98H243ZM20 98V99H19ZM43 98H46V97H43ZM52 98V95H51V97L49 96V100L48 101H51L50 99ZM59 98V97H58ZM64 98H65V96H64ZM64 98L62 99L63 101H62V104H63V106H64V108H62V110H63V112H64V109H68L67 107H65L66 106V104H68V103H70L71 101H73L71 98L72 97H68V100L70 101V102H68V100H67V102L64 100ZM83 98V97H82ZM86 98H88V97H86ZM96 98H97V96H96ZM103 98V97H102ZM122 98V97H121ZM173 98H174V100H173ZM182 98V99H183ZM229 98V99H228ZM234 98H236V99H234ZM247 100H246V99ZM14 101V103L16 104V106H18V107H16V106H14L13 105V103H11V101L12 100ZM18 99L20 100V101H18ZM56 99V98H55ZM66 99V98H65ZM89 99V98H88ZM103 99H107L106 97L105 98H103ZM113 99V98H112ZM111 99V101H114V99L112 100ZM136 99H142V101L143 102H145V100L146 101H148L146 104H142V101H140V104L141 105H144V106H146L145 108H143L140 104H139V101H137ZM195 98H193V100H194ZM215 99H217V100H219L218 101V103L222 106H220L219 104H217V101L215 100ZM15 100H17L16 102H15ZM46 100V99H45ZM85 99L83 98V101H84ZM110 100V99H109ZM119 100H121V99H119ZM127 100V101H128ZM166 100V101H165ZM192 100V101H193ZM203 100H205V98L203 99ZM8 101V102H7ZM12 101V102H13ZM56 101H61V98L59 99V100H55V105L57 104L56 103ZM116 101H114V102H116ZM121 101H124V100H121ZM168 101L170 102V103H168ZM182 104H180L179 102ZM181 101H185L184 103H182ZM188 101V100H187ZM191 101V100H190ZM210 101V102H211ZM214 101H216V102H214ZM17 102L18 103H24V104H26L27 102V104L25 105V106H27V108L26 107H24V105L23 106H21L22 108H24V111L27 113V114H25L26 115V117L27 118H25V115L23 114V113H21L22 111H21V108H20V106L19 105H17ZM38 102V101H37ZM137 102V104H134V103H136ZM172 102V103H171ZM205 102H207V101H205ZM209 102V103H210ZM9 103H11V105H9ZM46 103V102H45ZM74 104L76 103V101L75 102H73ZM125 103H127L126 101H125ZM129 103V102H128ZM177 103H175V105H177ZM204 103V102H203ZM116 104H117V102H116ZM162 104V105H161ZM169 104V105H168ZM217 104V105H216ZM240 104V105H239ZM44 105L45 107H42V106ZM49 106H51L50 104H48ZM68 105H71V103L70 104H68ZM82 105V104H81ZM110 104H108V106H109ZM113 105H115V104H113ZM118 105H119V102H118ZM118 105H115V106H117V107H115V108H117V109H115V111L116 110H118L119 111V109L121 110V108H118ZM136 105H138V106H136ZM218 105H219V107H218ZM242 105V106H241ZM11 107V108H9L10 110H12V112L10 111V113H7L8 111H9V109L8 110H6L5 112L4 111H2V110H4V109H7L8 107ZM31 108H30V107ZM60 106V105H59ZM62 106V107H63ZM72 106H73V104H72ZM76 106V105H75ZM75 106H73V108H76ZM86 106V105H85ZM120 107H121V105H119ZM128 107H129V105H127ZM133 106L135 107H138L139 109H136L135 110V108H133ZM157 106H159V109H162V110H156V109H158V107ZM160 106H162V107H160ZM165 106V108H167ZM182 106V107H183ZM184 106V107H185ZM191 106V105H190ZM215 106H217V107H215ZM233 106V105H232ZM235 106V105H234ZM36 107V108H35ZM141 107V108H140ZM174 107V106H173ZM178 107V105L176 106V108ZM181 107V108H182ZM184 107H183V111H184V113L186 114V115H188V118H187V120H188V122H191V123H193V121H192V116L194 117V115L195 116H199V115H197V111L196 112H191L190 113V111H192L191 109H189V110H184ZM185 107V108H186ZM195 107V108H194ZM245 108V109H243V108ZM247 107H249V108H247ZM41 108H42V110H41ZM49 108V107H48ZM70 108H72V107H70ZM79 109H80V107H78ZM113 108V107H112ZM126 108V107H125ZM169 108V107H168ZM170 108H171V110H172V107L170 106ZM175 108V109H176ZM180 108V109H181ZM192 108V107H191ZM214 108H215V111H214ZM223 108V109H224ZM239 108H241V109H239ZM246 108H247V110L248 111H244V110H246ZM13 109H15L16 111H13ZM18 109V110H17ZM32 109H36V112H34V110H32ZM55 109V108H54ZM77 109V108H76ZM84 110H85V108H83ZM82 109V110H83ZM123 110H125V112H126V109H124V107L122 108ZM141 109V110H140ZM145 109V110H144ZM175 109H174V111H175ZM209 109V110H208ZM213 109V110H212ZM23 110V109H22ZM27 110V111H26ZM114 110V109H113ZM112 110V111H113ZM134 110H135V112H134ZM138 110V111H137ZM143 110V111H142ZM148 110V111H147ZM151 110L153 111V112H151ZM178 110V109H177ZM241 110H243V111H241ZM252 110V111H251ZM254 110V111H253ZM23 111V112H24ZM29 111H30V113H29ZM39 111V112H38ZM50 111H51V109H50ZM49 111V112H50ZM55 111V110H54ZM61 111V110H60ZM66 111V110H65ZM69 111H70V109H69ZM72 111V110H71ZM77 111V110H76ZM118 111H116V112H118ZM148 112V117H149V119H148V117H147V115L145 116V113L146 112ZM164 111V112H163ZM179 111V110H178ZM181 111V110H180ZM187 113H186V112ZM222 113H221V112ZM226 111V113H229L230 112V115L228 114H224V112ZM4 112V113H3ZM14 112V113H13ZM45 112H47V110H45ZM66 112H68V111H66ZM66 112H64V118L66 117V118H68L69 119V117L71 116H66L67 114H65ZM89 112V111H88ZM124 112V113H125ZM144 112V115H142V114H140V113H143ZM177 112V111H176ZM182 112V111H181ZM181 112H179V113H181ZM200 112V113H199ZM206 112V113H205ZM207 112H208V114H207ZM210 112V113H209ZM215 112L216 113H218L217 115L215 114ZM19 113V114H18ZM35 113V114H34ZM83 113L84 112H81V111H79V113L77 112V114H81V116L83 115ZM86 113V112H85ZM115 112H113V114H114ZM179 113L177 114V113H175V114H177V116L179 115ZM183 113V112H182ZM190 113V114H189ZM214 113V114H213ZM242 113V114H241ZM251 113V114H250ZM7 114H9V115H7ZM15 114H17V116L15 115ZM21 114H23L22 115V117L21 116H19V115H21ZM45 114V113H44ZM74 114L76 115V112H74ZM89 113H87V115H88ZM149 114H150V116H149ZM167 114V115H168ZM211 114L214 116V117H211ZM222 114H224L223 116H221ZM232 114H234V115H232ZM240 114L242 115V116H240ZM249 114V115H248ZM13 115H15V116H13ZM39 115H41V112H40V114ZM116 115V114H115ZM115 115H113V117L115 116ZM118 115L121 117V111L118 113ZM128 115V114H127ZM126 115V116H127ZM131 115H132V117H131ZM141 116V118H142V120L144 119H147V120H149V121H147V120H145V123H143L144 122V120H143V122H142V120H140L141 118H140V116ZM157 115V116H158ZM173 115V114H172ZM192 115V116H191ZM243 115H245V116H243ZM254 116V118L256 119V120H254V118H253V116ZM11 116H13V117H11ZM37 116V115H36ZM45 116H47L46 114H45ZM56 116L58 117L57 118V120L58 119H62L63 117H60V115H57L56 114ZM81 116H78V115H76V117H81ZM84 116V115H83ZM122 116H123V114H122ZM135 116V117H134ZM180 116V115H179ZM191 116V117H190ZM210 116V117H209ZM233 116V117H232ZM248 117V120H249V118L251 117V120H249L248 122H247V117ZM250 116V117H249ZM23 117H24V119H23ZM43 118V116L41 115L40 116V118ZM130 117L132 118V119H130ZM136 117H138L139 119V121L136 119ZM174 117V116H173ZM180 117H182V119H179V117L177 118V117H174L173 119H172V121H174L175 119L176 120H180L179 121V123L180 124H177L176 125V127L175 128H179L180 126L179 125H182V127H184L183 126V122L185 121V124H187L186 123V119H185V117H184V115L182 114V116H180ZM184 117V118H183ZM208 117V118H207ZM217 117V119L219 120H217V119H215ZM227 117V119H225ZM231 117V118H230ZM241 118V117H243V118H241V120L240 121H237V119L238 118ZM1 118H0V120H1ZM37 119H38V116L36 117ZM35 118V119H36ZM39 118V119H40ZM41 118V119H42ZM45 118V117H44ZM79 118H77L78 120H77V126L78 125H82V124H80V123H83V122H85V124H87V125H92V124H90V123H92V122H90L89 121V119L90 118H88V122H87V118L86 119H84V117L80 120ZM118 118V117H117ZM154 118V117H153ZM164 118V117H163ZM192 118V119H191ZM196 118H198V117H196ZM195 117H194V119H196ZM201 118V117H200ZM213 120H212V119ZM237 118V119H236ZM7 119V118H6ZM16 119V120H15ZM23 119V120H22ZM25 119H26V121H25ZM31 119H34V116H32V118ZM35 119L32 121V123L33 122H35V123H37L38 121H40L41 122V120H38V121H35ZM55 118H53L52 119V121L54 120ZM85 121H84V120ZM125 119V118H124ZM159 119V118H158ZM168 119V121H169V118H167ZM193 119V120H194ZM232 119V120H231ZM5 120V119H4ZM7 120H9V119H7ZM12 120V121H13ZM18 120H22V121H18ZM43 120V119H42ZM95 120V119H94ZM99 120V119H98ZM98 120H97V122H98ZM105 120V119H104ZM153 120V119H152ZM164 120H165V118H164ZM191 120V121H190ZM215 120H217V121H215ZM221 120V121H220ZM254 120V121H253ZM10 121V120H9ZM8 121V122H9ZM29 121V123L30 124H28L27 122ZM56 120H54L53 122L55 123V125L57 124V122H55ZM64 120L62 119V121H60V122H58V124L60 125V123H62ZM68 121V120H67ZM81 121V122H80ZM83 121V122H82ZM110 121V120H109ZM157 121H162V118L160 119V120H157ZM167 121V120H166ZM172 121L170 122L171 123V125L170 126H172V124H174V123H172ZM181 121H182V123H181ZM205 121V122H206ZM215 121V123L217 122V125L216 124H212L213 122ZM245 121V122H244ZM252 121V122H251ZM2 122V121H1ZM8 122H5V123H8ZM25 122V124L23 125V123ZM49 122V123H48ZM47 123H48V125H50V126H53L54 125V123L53 122H50V119H49V121H48ZM65 122V121H64ZM78 122H80L79 124H78ZM102 122V121H101ZM105 122H107V121H105ZM134 122L136 123V124H134ZM141 123V124H138V123ZM154 122H156V119H155V121ZM210 122V123H209ZM235 122V123H234ZM239 122H241L240 123V125H239V127H238V130H236V128H237V123ZM254 122L256 123V124H254ZM2 123H4V122H2ZM2 123H1V125H2ZM5 123L3 124V126L5 125ZM35 123H33V126H34V124ZM43 125L45 124L44 122H41ZM40 123V124H41ZM46 123V124H47ZM52 123V124H51ZM76 123V122H75ZM176 123V122H175ZM206 123V124H207ZM233 123H234V125L236 126L235 127V131L237 132V134H236V132H232V130H233ZM251 123V124H250ZM11 124V125H12ZM57 124V126L59 127V125ZM71 124H72V122H71ZM93 124L95 125V126H91L92 128H90V129H87V130H89V131H92L91 133H93L94 134V141H97V140H95L96 139V135L98 134L99 135V133L98 132H101L103 129H105L104 127L103 128H101V126H102V124L100 125V128L102 129L101 131H100V129H97L96 128V125H98V124H95V121H93ZM100 124V123H99ZM147 124V126H144V125H146ZM151 124V125H150ZM168 124V123H167ZM231 124H232V126H231ZM241 124H242V126H243V124L245 125V126H247V128L249 129V127H251L252 126V128H251V130H252V132H253V134H252V132H251V134L253 135V138L252 137H249V136H244V135H246V133H245V131H247L248 129H244V126L242 127L241 126ZM247 124V125H246ZM250 124V125H249ZM11 125H8L9 127L6 129L5 128V130H7V132H9V134L7 135V132H5V131H3L4 132V134H6V135H4V137H0L1 139H2V141H1V139H0V142H1V148H0V152L2 153H4L6 150H7V152H9L10 150H14L15 149V147H13L10 143H9V140L10 139H8V136L9 137H11V136H13V135H15V133L17 134L18 132H16L17 130H18V128L17 129H13V128H10V126ZM46 126V127H49V126ZM75 124H73L71 127H70V132H69V134H74L73 133V131H75V134L77 133V135L79 134V135H81V137H82V135L83 134H80L81 133V130L80 131H78L79 129V127L80 126H78V128L76 129V125L74 126ZM84 125V124H83ZM115 125V124H114ZM118 125V124H117ZM117 125H115V126H117ZM141 125H143V126H141ZM159 124H157V125H155V126H158ZM162 124H161V122H160V125L159 126H161ZM163 125H165V124H163ZM169 125H168V128H170L169 130L171 131V134H172V132L174 131V130H176V129H172L171 127H169ZM188 125H190V123L188 124ZM193 125V124H192ZM32 126V125H31ZM39 126H41V125H39ZM45 126V125H44ZM54 127V129L55 128H58V127ZM64 126H66V123L64 124ZM70 126V125H69ZM134 126V127H133ZM178 126V127H177ZM187 126V125H186ZM185 126V127H186ZM215 126V127H214ZM254 126H258V127H254ZM2 126H0V128H1ZM60 127H62V126H60ZM73 127V128H72ZM75 127V128H74ZM83 127H86L85 125L83 126ZM98 127V126H97ZM105 127H107L106 129H105V131L103 130V133L105 134H103L105 137L108 135V134H110V133H113V132H111V129L112 128H110L109 129V126H105ZM129 127H132V128H134V129H131V131L132 130H136L135 131V134H136V136L135 135H133L134 133V131H132V134L131 133H129V132H131L129 129ZM136 127V128H135ZM145 127V128H144ZM148 127V128H147ZM153 127V126H152ZM152 127H150L148 130H154ZM173 127V126H172ZM230 127V128H229ZM254 127V128H253ZM27 128H29V130H31V127H27ZM51 129H53L52 127H50ZM68 128V127H67ZM72 128V129H71ZM81 129H82V126L80 127ZM96 128V129H95ZM116 129L115 131H119L120 129ZM137 128H139V129H137ZM158 128V127H157ZM167 128V129H168ZM174 128V127H173ZM215 128V129H214ZM243 129V130H241V133L239 132V129ZM256 128V129H255ZM4 129V127L1 129V130H3ZM20 128H19V130H21ZM33 129V128H32ZM34 129H35V127H34ZM36 129H37V127H36ZM53 129V130H54ZM65 129V128H64ZM75 129V130H74ZM92 129H94V130H92ZM109 129V130H108ZM227 129V130H226ZM231 129V130H230ZM15 130V131H14ZM44 130V129H43ZM42 130V131H43ZM46 130V129H45ZM57 130V129H56ZM68 130V129H67ZM83 130V129H82ZM87 130H84V132H82V133H85V131H87ZM96 130H97V132H96ZM128 130H129V132H128ZM139 130V131H138ZM181 130V129H180ZM11 131V132H10ZM13 131V132H12ZM37 132H38V130H36ZM108 131H110V132H108ZM112 131H114V129H112ZM141 131H143V132H141ZM147 131V130H146ZM156 131H157V129H156ZM208 131H210V132H208ZM212 131V132H211ZM232 132V134H230V133H228L227 134V132ZM244 131V132H243ZM23 132V131H22ZM35 133V130H33L32 132L30 131V133H33V134H29V136H28V134L27 135H25V136H27L28 137V139H30L28 142H30V145L32 144L33 146H31V147H34L35 148V150L37 149L38 150V148L37 147H39L38 145H36V144H39V142L37 141V139H36V136H37V138L39 137V133ZM49 132V131H48ZM58 132H60L59 130H58ZM96 132V133H95ZM121 132V131H120ZM138 132V133H137ZM218 132V131H217ZM220 132H221V135H220ZM248 132V131H247ZM254 132H257V136L255 137V134H254ZM21 133V132H20ZM42 133H44V132H42ZM89 133V132H88ZM90 133V134H91ZM131 134L132 136L131 137H129V139H128V135L129 134ZM141 133V134H140ZM174 133V132H173ZM175 133H177V130H176V132ZM208 133H211V134H208ZM216 133V132H215ZM226 133V134H225ZM242 133L244 134L243 136V138H242ZM26 134V133H25ZM35 134H36V136H35ZM50 134V133H49ZM93 134H91L92 136H90V137H93ZM138 134H140L139 136H137ZM150 134H153V135H150ZM170 134V133H169ZM205 134H208L207 136L205 135ZM222 134L223 135H226V136H228V138H225V137H223L222 138ZM240 134V136H238ZM247 134H249V132L247 133ZM1 135V134H0ZM18 135H20V134H18ZM18 135H15L16 137L18 136ZM35 137H34V136ZM54 135H55V133H54ZM61 135V134H60ZM60 135H59V137H60ZM64 135H66V133H64ZM71 135H69V136H71ZM86 135V134H85ZM100 135H102V134H100ZM143 135H145V136H143ZM205 135V138L203 139L202 137ZM236 135V136H235ZM20 136H22V135H20ZM20 136H18V137H20ZM24 136V137H25ZM31 136H33V137H31ZM42 136H44V135H42L41 134V136L40 137H42ZM46 136V135H45ZM48 136H50V135H48ZM47 136V137H48ZM56 136V135H55ZM67 136V135H66ZM68 136V137H69ZM76 136V135H75ZM130 136V135H129ZM134 136V137H133ZM159 137L158 139H156L157 137ZM169 136V135H168ZM175 135H173V137H174ZM219 136L221 137V138H219ZM233 136V137H232ZM237 136H238V138H237ZM23 137V138H24ZM39 137V138H40ZM52 137V136H51ZM57 137V136H56ZM55 137V141H58L57 140V138ZM65 137V136H64ZM67 137V139H69V138H71V137H73V135L71 136V137H69L68 138ZM80 137V138H81ZM87 137L88 138H90L89 137V135H87ZM102 137V136H101ZM101 137H97V139L99 138L100 140H101ZM103 138V139H106V138ZM109 137V136H108ZM135 137H137V138H135ZM172 137V136H171ZM171 137H169V139L171 138ZM235 137V138H234ZM240 137L242 138V140L240 139ZM247 137V138H246ZM255 137V138H254ZM32 138V139H31ZM35 138V139H34ZM43 138V137H42ZM60 138H62V137H60ZM76 138V137H75ZM83 139H81V140H78V141H80V145L82 146H84V148H85V146L88 144V146L89 147H91L92 145L91 144H93L92 142V140L90 141V143H89V140L91 139H89L88 140V138H86L87 140H88V142H87V140H85V136H83L82 137ZM132 139V141H131V143H130V140ZM136 139V145L135 144H133L132 142H134L135 143V140H133V139ZM231 138V139H230ZM250 138H251V140H250ZM13 139V138H12ZM22 138H20V140H21ZM44 139V138H43ZM47 139V138H46ZM72 139V138H71ZM71 139H70V141H71ZM77 139V138H76ZM99 139H98V141H99ZM108 139V138H107ZM155 139V140H154ZM201 140V141H199V140ZM247 139V140H246ZM261 139H263L262 141H261ZM7 140H8V143H7ZM18 140V139H17ZM20 140H19V142H20ZM24 140H25V138H24ZM36 140V141H35ZM54 140L52 141V142H50V143H53L54 142ZM82 140H83V143L84 142H86V145H84L83 143H82ZM157 140V141H156ZM162 140V141H161ZM193 140V139H192ZM234 140H236V142H234ZM241 140V141H240ZM258 140H260L261 142L260 143H258L257 141ZM26 140H25V142H27ZM36 142V143H34V142ZM40 141V140H39ZM44 141H46V140H44ZM72 141H73V139H72ZM71 141V142H72ZM226 141H230V146L228 145V142H226ZM241 142V145H239L240 144V142ZM247 141V142H246ZM13 142H14V140H13ZM23 142L24 141H21V143L19 144L17 141H16V143L15 144H13V145H15V146H17L16 147V149H18V148H20L21 150H23V149H25V148H23L24 146H21L22 144H23ZM38 142V143H37ZM41 142H43V141H41ZM40 142V143H41ZM63 142H64V140H63ZM62 142V143H63ZM66 142H69V140H67ZM70 142V144L71 145H73L74 146V143H71ZM154 143V144H150V143ZM156 142V143H155ZM165 142V143H164ZM166 142H167V145H166ZM224 142V143H223ZM238 142V143H237ZM249 142V143H248ZM56 143H58V142H56ZM53 144V147H52V149H54V150H52V149H49V148H47L48 150H47V153L46 154H44V157H45V155H48V153H57V151H60L61 152V154L63 153V150L61 151L59 148H58V146H60L61 144L60 143H58V145L57 144ZM95 144H96V142H94ZM111 143V142H110ZM169 143V144H168ZM256 143V144H255ZM7 144H9L8 146H7ZM67 144V143H66ZM112 144V143H111ZM111 144H110V146H111ZM213 144V145H212ZM226 144V145H225ZM235 144H236V146H235ZM258 144H260V145H258ZM25 146H27V145H29L28 143L27 144H24ZM29 145V146H30ZM40 145V144H39ZM55 145V146H54ZM91 145V146H90ZM113 146L114 145H116V144H112ZM137 145H138V147H137ZM151 145H153V147H154V155H155V153H156V155H157V158H159L160 157V159H157L156 158V156H153L152 154H153V152H152V146ZM158 145L160 146V147H158ZM169 145H171L172 146V149L175 151L174 153V155H172L173 154V152L171 153V150L170 149H168L170 146ZM212 145V146H211ZM215 145H217V146H215ZM241 146V148H239V146ZM251 145H252V147H251ZM258 145V146H257ZM12 146L14 149H12V148H10V147ZM28 146V149H30V150H32V152H35L34 150H33V148H30ZM42 146V145H41ZM87 146V147H88ZM93 146H95L94 144H93ZM109 146V147H110ZM149 146H151V148L149 147ZM169 146V147H168ZM225 148H224V147ZM234 147V149H236V150H234L233 149V147ZM243 146H245L246 148H248L249 147V150L248 149H245ZM98 147V146H97ZM112 147V146H111ZM110 147V148H111ZM161 147H162V149H164V150H162L161 149ZM165 147V148H164ZM167 147V148H166ZM216 147V148H215ZM231 147V148H230ZM236 147V148H235ZM238 147V148H237ZM254 147V148H253ZM256 147H261L260 148V153H259V151H258V148H257V151H254V152H252L250 155H252L253 153H256V152H258L257 154H258V156L260 155V157H258V156H256L255 154L254 155H252V156H254V158H256V159H254L253 157L250 159V158H248V160L247 159H245V161L246 162H244L243 163V166H245L244 168H245V170H246V168L248 169V167H250V165H249V163H252L253 165L254 164H256V165H251V168H252V166H253V168L252 169H248V170H246V172L248 171V173L251 171V170H253V176H251L252 178H254V179H252L251 177L250 178H247V175H248V173H246L245 171H244V169H242L241 170V168H242V166H241V164L242 163H240V164H238V162H235V163H237V165H238V167H237V165L235 164V166H236V168H234V169H232L233 167H235L234 166V164H233V167H231V165H230V163H228V162H231V163H234V162H232L231 160L232 159H227V158H231L230 156H229V154H231V156H236V155H238L237 154V149H240L239 151L241 152V150L243 151V150H246V151H249V153H250V151H253V150H256ZM41 148V147H40ZM56 148H58V149H56ZM71 148H74V147H71ZM95 148V147H94ZM148 148V149H147ZM159 148V149H158ZM171 148V147H170ZM212 148H213V150H212ZM243 148V149H242ZM3 149V151H1ZM27 149V148H26ZM43 149V148H42ZM45 149V148H44ZM67 151H66V150ZM75 148L73 149V150H76ZM88 149V148H87ZM116 149H119L118 151H116ZM145 149H147L146 151H145ZM161 149V150H160ZM165 149L166 150H170V154L169 153H167L168 151H165ZM229 149H231V150H229ZM233 149V150H232ZM30 150H29V152H30ZM86 150V149H85ZM84 150V151H85ZM158 150H159V152H158ZM182 150H183V152H182ZM263 150V151H262ZM39 151V150H38ZM45 151V150H44ZM52 151V152H51ZM142 151H144V152H146L147 153V155H145V153L143 152L142 153ZM150 151V153H148ZM164 151V153H162ZM228 151V152H227ZM232 151H235V152H232ZM43 151L42 150H40V153H42ZM46 152V151H45ZM44 152V153H45ZM60 152H58V154H60ZM97 152L99 153V154H101V155H99V154H97ZM106 152V151H105ZM161 152V153H160ZM176 152H178V154H176ZM226 152V153H225ZM229 152H232V153H229ZM240 152H238V153H240ZM245 152V151H244ZM6 153V152H5ZM21 153H23V152H21ZM141 153L142 154H144V156L143 157H145V158H147L148 159V157H149V159L150 158H152V160L154 159V161H157V162H159V163H156L155 165L156 166H158L159 167V165H161L160 163H163L162 164V166L161 167H159V171L160 172H163V173H161L162 175H164V176H166L167 175V184H166V186H165V182H164V180H162L164 183H162V181L161 180H157V178L156 177H158V175L157 176H154V177H152L153 176V174L155 175L156 173H152V171H151V173H150V177H148L147 178V180L149 179V178H153V180H151V179H149L148 180V183H147V181L144 183V180H145V177L147 176V174L149 173V172H147V174H145L146 176H143L144 175V172L146 171L144 168H146V167H143L144 165H143V163L145 164L146 162H144L145 160H144V158H142V156H141ZM247 153V152H246ZM25 154V153H24ZM27 154V153H26ZM52 154H49L51 157H52ZM64 154V153H63ZM117 154V155H116ZM162 154H164L165 155V158L164 157H161L162 156ZM228 156H227V155ZM234 154H236V155H234ZM244 154V153H243ZM248 154V153H247ZM30 155V154H29ZM34 155V154H33ZM159 155H161V156H159ZM171 155V157L172 158H170L169 156ZM240 155V154H239ZM262 155V156H261ZM6 157L7 156V154H2V157ZM21 156V154L19 155V157ZM31 156V155H30ZM29 156V157H30ZM34 156H37V155H34ZM34 156H32V158L36 161V158L38 157H35L34 158ZM54 156V158H55V156L56 155H53ZM59 156V155H58ZM80 156V157H79ZM83 156V157H82ZM105 156H106V158H105ZM148 156V157H147ZM153 156V157H152ZM168 156V157H167ZM224 156V157H223ZM225 156H227V157H225ZM256 156V157H255ZM1 157V156H0ZM1 157V158H2ZM4 157H3V160H4ZM21 157H23V156H21ZM43 156H41L40 158H42ZM49 158V160L50 159H52L53 161H54V159L53 158ZM63 157H64V155H63ZM221 157V158H220ZM234 157H232V158H234ZM237 157V156H236ZM235 157V158H236ZM238 157H241V156H238ZM245 156H242L241 158H244ZM262 157V158H261ZM88 158H89V160H88ZM93 158H95V159H93ZM104 158V159H103ZM108 158L110 159V160H108ZM141 158L143 159L142 160V162L140 163L139 161H141ZM164 158V160H162ZM174 158V159H173ZM246 158V157H245ZM6 159H10V161H12L11 160V158H10V156L8 157V158H6ZM65 159V158H64ZM83 159V161H81L80 162V160H82ZM92 159V160H91ZM157 159V160H156ZM166 159V160H165ZM173 159V160H172ZM220 159V160H219ZM236 159H239L240 160V158H236ZM236 159H233V160H236ZM250 159V160H249ZM46 161H48V157L45 159ZM161 160L163 161V162H161ZM223 160H226V162H225V164L223 163L222 165H217V161H223ZM251 160H255V162L253 163V161L252 162H250ZM260 163H258L257 161ZM262 160V161H261ZM5 161V160H4ZM33 161V160H32ZM34 161V162H35ZM40 161V160H39ZM38 160H37V162H39ZM51 161V160H50ZM52 161V162H53ZM89 161H91V163H89ZM94 161V162H93ZM103 161V162H102ZM109 161V162H108ZM166 163H165V162ZM242 161V159L239 161V162H241ZM248 161V162H247ZM262 163H261V162ZM34 162H31L29 165H31L32 166V168H34V167H37V166H34L33 167V165H32V163H34ZM44 162V161H43ZM52 162H49V163H51L52 164ZM56 162V161H55ZM59 162V161H58ZM99 162H101V163H99ZM5 163H9V164H11V162H8L7 160H6V162ZM13 163V162H12ZM67 163V164H68ZM99 163V164H98ZM191 163V164H190ZM226 163H228V165L226 164ZM9 164H6V165H8V166H6L5 164H4V168H6L7 167V169H8V167H9V169H10V167H11V165L9 166ZM38 165V163H35V165ZM46 164V163H45ZM58 164V163H57ZM66 164V163H65ZM88 164H89V166H88ZM93 164V165H92ZM142 164V166H140V165ZM149 164V163H148ZM193 164V165H192ZM2 165H3V163H2ZM2 165H0V166H2ZM43 165V164H42ZM64 165V164H63ZM140 167H139V166ZM154 164H152V166H153ZM230 165V166H229ZM249 165V166H248ZM121 166H125V167H121ZM146 166V165H145ZM149 166V165H148ZM150 166H151V163H150ZM166 166H167V168H166ZM217 166H218V168H221L222 169V171H220V169H218L217 168ZM220 166V167H219ZM260 166L261 167H263V168H260ZM71 167V166H70ZM70 167H66V168H70ZM82 167H80V168H82ZM138 167V168H137ZM224 167H225V169H224ZM228 167V170H226V168ZM230 167H231V169L232 170H235V171H233V173L231 172V171H229V169H230ZM256 167H258V169H256ZM3 168V167H2ZM38 169L36 170V172L40 169L39 168V166L37 167ZM64 168H65V166H64ZM65 168V169H66ZM90 168L92 169V170H90ZM140 168L142 169V171L140 170ZM154 168V167H153ZM157 168V167H156ZM75 169V168H74ZM133 171H132V170ZM139 169V170H138ZM143 169L145 170V171H143ZM163 169V170H162ZM230 169V170H231ZM254 169H255V171H256V174L257 173H259L261 176H259V174H257V176H259V178L257 177V176H254V175H256L255 174V172H254ZM261 169V170H260ZM72 170V169H71ZM80 169H78V168H76V171H79ZM150 170V169H149ZM155 170V169H154ZM165 170V171H164ZM169 172H168V171ZM179 170H180V172H179ZM220 171V173H219V171ZM226 170V174H225V171ZM238 170V171H237ZM240 170V171H239ZM6 171V170H5ZM11 171V170H10ZM30 171V170H29ZM73 171V170H72ZM75 171V170H74ZM75 171V172H76ZM137 172L138 173V171L140 172L139 174H141V175H139V174H137V173H135V172ZM157 171V170H156ZM39 172V171H38ZM82 172V170H80L79 171V173H81ZM128 172V173H127ZM132 172H134L135 173V176H133V177H135V178H133V179H131V177H129L130 175H134ZM141 172H143V173H141ZM201 172V173H200ZM221 172H222V174H224L226 177H222V174H221ZM233 174V176H232V174ZM238 172V173H237ZM240 172V173H239ZM243 172H245V173H243ZM250 172V173H251ZM3 173H5V172H3ZM2 173V174H3ZM33 173V172H32ZM127 173V174H126ZM129 173H132V174H130V175H128ZM146 173V172H145ZM237 175V174H239V175H237L238 177H235L234 175L235 174ZM251 173V174H252ZM1 174V173H0ZM8 174V173H7ZM56 174V173H55ZM158 174H160L159 172H158ZM160 174V175H161ZM169 174V175H168ZM198 174H200V175H202L201 177L199 176H197ZM229 174H231V176H230V178H232V180H233V177H234V181H232L231 182V180H230V178L229 177H227V176H229ZM241 174V175H240ZM246 174V175H245ZM262 174H263V176H262ZM61 175V176H60ZM65 176V175H68L67 177H65L66 178V181H68V183L66 182L65 184L64 183H62V181H60V180H63L64 181V178L62 177V176ZM127 175V176H126ZM161 175V176H162ZM207 175V176H206ZM223 175V176H224ZM244 175L246 176V180L244 179ZM2 176V175H1ZM36 176V177H35ZM48 178H47V177ZM90 176V175H89ZM161 176H159V177H161ZM206 176V177H205ZM6 177H7V175H6ZM32 177H33V182L31 181V179H32ZM45 177H46V179H45ZM52 177V178H51ZM70 177V178H69ZM92 177H94L93 175H92ZM140 177H144V178H142V179H140ZM158 177V178H159ZM197 177H198V179H197ZM255 177H257L256 179V181H257V183H258V187H256V189H254L255 187L253 186V184L252 183H255ZM260 177L263 179H261V180H258V179H260ZM3 178H5V177H3ZM9 178V177H8ZM14 178H15V175H14ZM59 178H61V179H59ZM68 178V179H67ZM154 178H156L155 179V181H154ZM205 178H209V179H206V180H204ZM237 178H238V181H236L237 180ZM44 179L46 180V181H44ZM51 179V180H50ZM73 179V178H72ZM89 179V178H88ZM130 179H131V183H130ZM175 179V181L176 182H172V180H174ZM229 181H227V180ZM243 179L245 180V181H243ZM9 180H11V179H9ZM13 180V179H12ZM54 180H56V181H54ZM125 180H129V183H128V190L126 189V191H125V188H127V185H126V181ZM136 180V181H135ZM165 180V181H166ZM169 180H170V182H169ZM203 180V181H202ZM208 180V181H207ZM5 181V180H4ZM49 181H51V182H49ZM157 181H159V182H157ZM199 181H202V182H204V183H200ZM222 181V182H221ZM224 181V182H223ZM225 181H227V182H225ZM261 181H263V182H261ZM1 182V181H0ZM30 182H32V184H30ZM45 182H47V183H45ZM50 184H49V183ZM53 182V184L51 185V183ZM58 183V182H60L59 184H57V185H54V184H56V183ZM65 182V181H64ZM196 182V183H195ZM219 182V184H217ZM236 184H235V183ZM26 183V182H25ZM45 183V184H44ZM158 183V184H157ZM164 184V186L162 185V184ZM198 183H200V185L198 184ZM206 183H208V185L206 184ZM215 183V184H214ZM250 183V185H248ZM1 184V183H0ZM15 186H14V185ZM37 184H40V188H39V185H37ZM61 184H62V186H61ZM67 184V185H66ZM72 184V185H71ZM89 184V186H87ZM124 184H125V186H124ZM160 184H161V186H160ZM196 184H197V188L199 189V190H201V193H202V195L200 194V193H198V192H200V191H197L194 187H196ZM203 184L205 185V186H203ZM216 184H217V186H216ZM225 185L226 187H228L230 184H232V186L230 187H228L227 189H228V191H227V189L225 190H223V188H226L225 186H223V185ZM10 185V186H9ZM13 185V187H11ZM34 186V185H37V187L36 186H34V187H36V188H38V189H40V190H37L36 191V189L35 188H32V186ZM64 185V186H63ZM82 185V184H81ZM132 186V188H133V190L135 191V193H137V194H139V196L136 194V196L137 197H140V198H137L135 195H134V193H133V195L131 196L130 194L132 193V192H134V191H132L131 192V186ZM253 186V187H251L252 188V191H251V189H250V187L249 186ZM12 188L11 190H10V188ZM68 186V187H67ZM71 186V187H70ZM209 188H207V187ZM215 186V187H214ZM221 188H220V187ZM30 187L32 188V189H30ZM71 189H70V188ZM72 187H73V189H72ZM82 187V186H81ZM84 187V186H83ZM83 187H82V191L84 192V190L85 189H87L86 187H84V190H83ZM122 187H124V189H122ZM130 187V188H129ZM135 187V188H134ZM207 189V190H205V188ZM212 187H214V188H212ZM6 188H8V189H6ZM136 188H138V190L136 189ZM193 188H194V192H193ZM201 188V189H200ZM210 188H212V189H214V190H212V189H210ZM248 188V190H250L249 192H248V190H246ZM28 189V190H27ZM33 189H35V192H30L29 193V191H31V190H33ZM89 189V190H90ZM203 189V190H202ZM217 189V190H216ZM221 190L220 192L222 193H224V194H226L227 193V195H225L223 198L224 199H226V200H228V202L226 203V202H224L225 200L222 198V200L220 199L222 196L221 195H223V194H220V192H218V190ZM254 189V190H253ZM10 190V191H9ZM69 190V191H68ZM72 190H74V192L76 191V193H75V195H73L72 196V194H71V192H72ZM88 190V191H89ZM125 191V192H128V194L127 193H122V191ZM174 190H175V192H174ZM1 191H4V192H1ZM8 191V192H7ZM27 191V192H26ZM68 191V192H67ZM71 191V192H70ZM80 191V190H79ZM87 191V190H86ZM85 191V192H86ZM131 193H130V192ZM198 193V194H200V196H202L200 199L198 198V197H200V196H198V194H194V193H196V192ZM209 191H210V193L212 194L213 193V195H211L210 193H209ZM212 191H215L216 193L218 192L219 194H217V195H214V193L215 192H212ZM91 192V191H90ZM95 192V193H96ZM241 193V195L239 194V193ZM15 193V194H14ZM27 194V196H25L26 194ZM33 193V197L35 198V200H36V202L37 203H34L30 198L32 197V196H29V194L31 195ZM35 193V194H34ZM68 193H70L71 194V196L72 197H75L74 198V200H73V198H70V196H68ZM171 193L173 194V195H171ZM182 193V194H181ZM206 193V194H205ZM208 193V194H207ZM215 193V194H216ZM236 193V194H235ZM253 193V194H252ZM80 194V193H79ZM127 194V195H126ZM194 194V195H193ZM6 195H7V197H6ZM89 195V196H88ZM108 195H109V197H108ZM128 195H129V197L130 198H128ZM177 195H178V197H177ZM198 197H197V196ZM236 195H238V200H241L240 198L242 197V199L244 198V200H243V203H242V200L241 201H235V199L237 200V198L235 197ZM251 195H252V197H251ZM21 198H20V197ZM93 196V198H91ZM127 196V197H126ZM171 196V199H174L175 197H176V199L175 200H170V197ZM179 196H181V197H185V202L184 201H182V200H179V201H177L178 203H181V202H183V203H185V207L183 208V210H182V212H181V210L180 209H177V208H181V206L182 205H184V204H182L181 206H176V207H174V208H176V211H178V210H180L179 212H176V211H174V210H171V208H173V206L170 208V213L168 212V214L169 215H167V214H164V212H167L169 209H167L166 211H165V208L167 207V206H165L164 204H167L168 206H169V204L167 203L168 201L166 200V197L168 198V200H170L171 202H169V203H171L170 204V206L171 205H173L172 203H174L178 198H179ZM204 196H207L208 197V199H207V197H204ZM212 196H218V197H212ZM228 196V198H226ZM235 198H234V197ZM257 197V200H259V201H256L255 199H256V197ZM28 197H30L29 199H28ZM82 197H83V194H82ZM88 197V198H87ZM134 197H136V199L134 198ZM173 197V198H172ZM197 199V200H194L195 198ZM214 199H218V200H220L219 202L217 201V200H213L212 198ZM249 197H250V200H249ZM260 197V196H259ZM6 198V199H5ZM20 198V199H19ZM87 198V199H86ZM94 199V200H96L95 198H98L97 200H99V204L97 205V204H95V205H97L96 207H98L97 209H98V211H101V212H99L96 216H95V213H93L94 211L92 210V212H91V209H93V204L94 203H92V201L90 200V199ZM183 198H181V199H183ZM194 198V199H193ZM205 198V199H204ZM245 198H247V200H245ZM14 199V200H13ZM75 199H78L77 200V202L78 203H80V205L76 202V203H74L76 200ZM81 199H83L82 201H84L85 203L87 202V204H88V202L89 201H86V200H90L91 202H89V204L90 203H92V205H90V207H88L89 206V204L87 205V204H85L84 202H81L80 200ZM139 199H142V200H139ZM152 200V201H149V200ZM180 199V198H179ZM211 199V200H210ZM261 199V200H260ZM7 201V202H4V201ZM11 200H13V201H11ZM73 200V201H72ZM105 200V201H106ZM157 200H161V201H159V202H157ZM186 200H187V203H186ZM206 200H208V202L207 203H210V204H207L206 202H204V201H206ZM254 200H255V202H254ZM8 201H10V202H12V204H10V202H8ZM26 201H29V202H26ZM134 201V202H133ZM136 201H140L139 203L141 204H137V202ZM143 201H146L147 203H149V206H148V204L145 202L144 203V206H143ZM153 201H155V203H156V205H159V206H161V205H163V206H161V207H159V206H157L158 208H156L157 210H155V208H153V210H151L152 209V205H155V203L153 202ZM167 201V202H166ZM197 201V202H196ZM201 201V202H200ZM203 201V202H202ZM210 201V202H209ZM214 201H217L219 204H220V206H218V205H214V203L212 204V202ZM226 203L225 205L224 204H221V203ZM250 201V202H249ZM260 201H262L263 202V206H261L262 204H261V202ZM26 202V203H25ZM33 202V203H32ZM94 202V201H93ZM125 202V203H124ZM142 202V203H141ZM194 202H196V203H194ZM238 202H241V204H239ZM27 205V207H29L28 205H30V207L33 209V210H31V208L29 207V210H27V212L28 211H30V212H28L27 214H26V210L25 209H23L24 211H25V213L23 212V210H22V212H23V214H25V216L24 215H22L16 208H17V205H19V208H20V206L21 205H25V204ZM28 203V204H27ZM32 203V204H31ZM129 204L130 206H128L127 204V206L125 207L124 206V204ZM134 203V204H133ZM158 203H160V204H158ZM178 203H176V204H178ZM206 203V204H205ZM218 203H216V204H218ZM246 203V204H245ZM11 206H10V205ZM35 204V205H34ZM116 204H119V206H117ZM121 204V205H120ZM133 204V205H132ZM136 204V205H135ZM152 204V205H151ZM175 204V203H174ZM189 204H191V205H189ZM197 206H196V205ZM254 204H257V206L255 205L254 206ZM12 205H15V206H12ZM25 205V206H26ZM39 205V206H38ZM132 205V206H131ZM186 205H187V207H186ZM244 205V206H243ZM249 205V206H248ZM252 205V206H251ZM2 206V207H1ZM41 206H48L49 207V209H51V211H49V212H51V213H49L48 212V210H47V212H46V215L47 216H45V211L43 212V210H45V209H42V208H44V207H41ZM104 206H106V205H104ZM141 208H140V207ZM148 206V207H147ZM169 206V207H170ZM175 206V205H174ZM190 206V207H189ZM194 206H196V207H194ZM201 206V207H200ZM203 206H204V208L205 209H208V208H210L209 210H206L205 211V209L203 208ZM207 208H206V207ZM212 206V207H211ZM243 206V207H242ZM246 206V207H245ZM9 207H10V209H9ZM11 207H13V208H11ZM107 207V206H106ZM105 207V208H106ZM108 207V208H109ZM133 207H134V210H133ZM136 207V208H135ZM154 207V206H153ZM165 207V208H164ZM183 207V206H182ZM192 207L195 209V211H194V209H193V212H192ZM221 209L220 211L218 210L219 208ZM248 207L250 208V209H248ZM88 208V209H87ZM95 208V207H94ZM99 208H100V210H99ZM109 208V211L111 210ZM130 208V209H129ZM138 208H139V210H138ZM144 208V209H143ZM168 208V207H167ZM185 208H187V210H185ZM198 208V209H197ZM214 208V209H213ZM1 209H3V210H1ZM12 209H13V211H12ZM21 209V208H20ZM39 209L41 210V212H43V214L44 215H42L41 216V212L39 211ZM101 209H103V211L101 210ZM137 209V210H136ZM162 209L164 210V211H162ZM204 209V210H203ZM216 209H217V211H216ZM256 209H258V210H256ZM8 210H10V212L8 211ZM38 210V212H36ZM88 210H90V212H88ZM108 210V209H107ZM115 210H113V211H115ZM129 210V211H128ZM144 210V211H143ZM197 210V211H196ZM200 210H202L204 213H202L201 214V216H202V218H201V220H205V221H201V220H199V221H197V223L195 224V219L193 220V219H191V221H190V212H191V214L194 216V214H196L197 212H202V211H200ZM213 210H215V211H213ZM251 210V211H250ZM6 211V212H5ZM32 211V212H31ZM61 211H63L62 213H63V215L61 214ZM108 211V212H109ZM118 211H117V213H118ZM134 211V212H133ZM143 213H142V212ZM174 211V213L172 214V212ZM185 211H187V212H185ZM190 211V212H189ZM209 211H212L211 213H209ZM257 211H259V212H257ZM7 212H9L8 214H6L5 215V213H7ZM14 213V216H11L10 215V217H11V219H13V217H15V218H17L18 220L15 222V220L13 219V221L15 222L14 224H16V225H14L13 223H11L12 221H10V218H9V214L10 213ZM15 212H16V214H15ZM34 212V213H33ZM96 212V211H95ZM107 211H106V215H107V213H108ZM112 212V211H111ZM123 212H125V213H123ZM127 212V213H126ZM130 212H131V215H130ZM156 212V213H155ZM176 212V213H175ZM184 212V213H183ZM219 212H222V213H220L219 214ZM251 212H253V215H252V213ZM18 213H20V215L18 214ZM30 213H32V214H30ZM37 213H39V215H36ZM89 213H93L92 215L91 214H89ZM133 213H135V214H133ZM145 213V214H144ZM146 213L148 214V213H155V216H153V217H150V214H148V215H146ZM177 213H179L180 215L179 216H181V217H179L178 216V214ZM183 215H185L184 217H186L187 215H189V216H187V219H188V221H190L189 223H187L188 225L190 224L191 226L192 225H195L194 227L196 228V227H199V225H202L203 226V224H205L204 225V229L205 230H203V228H202V226H200L199 227V229H201V230H197L198 228H194L193 229V227H191L192 229H187V228H189L186 224H184L185 222L183 221L184 220V217L182 218V214ZM249 213L251 214V215H249ZM256 214V216H254L255 214ZM258 213V214H257ZM17 214H18V216H17ZM30 214V215H29ZM48 214L50 215L49 217H48ZM109 214V213H108ZM111 214V213H110ZM114 214H116V212L114 213ZM113 213H112V216L114 215ZM122 214V215H121ZM132 214L134 215V217H132ZM28 215H29V218H28ZM90 215H91V217H93L92 219L90 218ZM105 215V216H106ZM117 215V214H116ZM126 215H125V217H126ZM171 215V216H170ZM259 215V216H258ZM22 216V218H21V223L19 224V218ZM27 216V217H26ZM33 216H35L36 218L39 216V217H41V218H37V219H35V222H37V220L39 221L38 222V227H32V226H37V224L36 223H29V222H31L32 221V219H30V218H33ZM55 218H54V217ZM172 216H174V217H172ZM177 216H178V219L177 220H179L180 221V218H181V223H183V224H180V222L178 221H175V219L174 218H177ZM193 216L191 217V218H193ZM252 216V217H251ZM4 217H6V219L4 220ZM96 217V218H95ZM111 217V215H109V218ZM172 217V218H171ZM189 217V218H188ZM204 217V218H203ZM250 217V218H249ZM254 217V218H253ZM257 217V218H256ZM53 218V219H52ZM97 218H99L100 219V221H99V223H97L96 221L98 220ZM232 218V219H231ZM253 218V219H252ZM24 219H26V220H24ZM28 219V220H27ZM31 221H30V220ZM87 219H89V220H87ZM116 219H118V218H116ZM173 219V220H172ZM183 219V220H182ZM186 219V218H185ZM234 219V220H233ZM22 220L24 221V222H22ZM34 220V219H33ZM134 220H136V221H134ZM10 222V223H8V222ZM87 221V222H86ZM93 221V222H92ZM117 221V220H116ZM116 221L114 222V223H116ZM119 221V220H118ZM121 221V220H120ZM134 221V222H133ZM187 221V222H188ZM193 221V222H192ZM195 221V222H194ZM201 221V222H200ZM236 221V222H235ZM4 222V223H3ZM6 222V223H5ZM29 223V225L30 224H32L31 225V227H29V225H28V223ZM32 222H34V221H32ZM96 222V223H95ZM112 222V221H111ZM191 222H192V224H191ZM199 222H200V224H199ZM205 222V223H204ZM219 222V224H217ZM230 222H232L233 223V225H232V223H230ZM18 223V224H17ZM90 223V224H89ZM109 223V222H108ZM107 223V224H108ZM214 223V224H213ZM36 224V225H35ZM95 224V225H94ZM150 225L151 227H154V228H156L155 230L156 231H158V232H156L155 233V231H153L154 230V228L152 229L151 227V229H149V225L148 226H145L146 228L148 227V229L147 230H149V231H151L152 232V234L153 233H155L154 234V236H156V237H154V239H153V237H152V235L150 234V236L147 234V232H149V231H143L142 230V226H144V225ZM88 225H90L89 227H88ZM152 225H154V226H152ZM155 225H157V227H155ZM183 225H185L184 227H183ZM214 225H217V226H214ZM231 225V226H230ZM4 226V227H3ZM6 226V227H5ZM96 226V228L98 227V226H100V227H98L97 229H96V231H95V227ZM119 226H120V230H118V228H119ZM124 226V227H125ZM139 226H141V227H139ZM221 226H225V228L224 229H226V230H224L223 229V227H221ZM11 227V228H12ZM93 227V228H92ZM105 227H107V226H105ZM112 227V226H111ZM187 227V228H186ZM211 227V228H210ZM233 227V228H232ZM16 228H17V231H15L16 230ZM34 228H36V229H34ZM140 228H141V230H140ZM214 228V229H213ZM217 228V229H216ZM233 229V230H229V229ZM31 229H33V230H31ZM61 229H62V231H61ZM107 229V228H106ZM113 229H114V227H113ZM144 229V228H143ZM210 229H212L211 231H209ZM220 229H222V230H220ZM65 230V232H63ZM86 230V231H85ZM138 230L141 232L142 231V233L144 234V235H146L147 234V236L146 237H144V238H142L141 236H142V234L140 235L139 234V232H138ZM189 230V231H188ZM196 230V231H195ZM209 232H208V231ZM220 230V231H219ZM12 231H13V233H12ZM33 231V232H32ZM192 231V232H191ZM215 231V232H214ZM223 231H224V233H223ZM3 232H5V235H3ZM63 232V234H59V233H62ZM85 232V233H84ZM114 232V233H113ZM144 232H146V234L144 233ZM150 232V233H151ZM196 232L198 233V232H200V235L199 234H196ZM222 232V233H221ZM228 232H230V233H228ZM231 232H233V233H231ZM8 235H7V234ZM27 233H29V235L27 234ZM54 233V234H53ZM58 234V236H56L57 234ZM128 233V234H127ZM132 233H135V234H132ZM194 233V234H193ZM203 233V234H202ZM208 233H209V235H208ZM212 233V234H211ZM221 233V234H220ZM10 234H11V237H10ZM28 235V236H25V235ZM54 235V236H51V235ZM75 234V235H74ZM101 234H102V236L104 237L105 235H107L106 237H104V238H99V237H101ZM105 234V235H104ZM130 234H132L131 235V238L128 236V235H130ZM217 234H220V235H217ZM2 235V236H1ZM43 235H44V237H43ZM59 235H61V237H59ZM140 235V236H139ZM192 235L194 236V237H192ZM195 235H199L200 237H198V236H195ZM202 235V236H201ZM19 236V237H18ZM53 237V243H52V238L51 237ZM83 235H81V237H82ZM116 237V240L114 239L115 237ZM149 236V237H148ZM216 236V237H215ZM50 237V238H49ZM54 237H55V239H57L56 241H54L55 239H54ZM76 237V238H77ZM84 237H86V236H84ZM110 237V238H109ZM129 237V238H128ZM140 237H141V239H140ZM211 237V238H210ZM22 238V237H21ZM60 238H61V240H60ZM75 238V239H76ZM79 238V237H78ZM107 238H109V239H107ZM111 238H113V239H111ZM117 238L119 239V240H122L123 241V244H119V241L117 240ZM153 239V240H150V239ZM214 238V239H213ZM2 239V241H0V245H1V247H4L5 246V243L6 242H4V246L2 245V243H3V238H1ZM0 239V240H1ZM48 239H49V241H48ZM59 239V240H58ZM66 239V238H65ZM107 239V240H106ZM131 239V240H130ZM197 239V240H196ZM200 239H201V241H200ZM212 241H211V240ZM67 241H69V239L67 238L66 239ZM65 240V243L64 242H62V245L59 243V247L57 248V249H59L60 248V245H61V247L63 248V252H64V254H63V252L61 251V256H60V259H58V262H60L62 259V261L59 263V264H67L66 263V259L67 260H69L67 257H70V251L68 250V253H69V255L67 254V256H66V253H67V250H66V245H67V241ZM83 240H84V238H83ZM89 240V239H88ZM100 240V241H99ZM117 241V242H115V241ZM8 241V240H7ZM12 241H15V240H13L12 239ZM106 241H108L109 243H107L106 242V244H105V242ZM113 241V242H112ZM162 241V242H161ZM211 243H210V242ZM214 241V242H213ZM70 242H71V240H70ZM72 242H73V240H72ZM74 242H76V241H74ZM115 242V243H114ZM142 242V243H141ZM151 242V243H150ZM158 242V243H157ZM163 242H165V243H163ZM206 242H208L209 243V245H207V243ZM9 243H10V241H9ZM8 243V244H9ZM13 243V242H12ZM78 243V242H77ZM94 243H95V245H94ZM103 243V244H102ZM144 243V244H143ZM155 243V244H154ZM160 243H163V244H160ZM206 243V244H205ZM11 244V243H10ZM45 244V246L43 247V246H41V245H44ZM56 244V245H55ZM74 244V243H73ZM72 244V245H73ZM80 244V243H79ZM107 244H108V246H110V247H108L107 246ZM117 244H119V245H117ZM143 246H142V245ZM149 244H151V245H149ZM153 244V245H152ZM169 244V245H168ZM16 245L14 246L15 248H17V249H19L18 247H16ZM39 245H40V249H39ZM47 245V246H46ZM52 245V246H51ZM68 245H70L71 246V244H68ZM84 245V246H85ZM122 245V246H121ZM145 245V246H144ZM157 245H159V246H157ZM168 245V246H167ZM171 245V246H170ZM11 246V245H10ZM10 246H8L7 245V247L10 249V251L8 250V255H9V257L10 256H12L13 258H14V256L16 255V257H17V254H15L14 255V253H13V251H16V249L14 250V249H12L11 250V248H10ZM48 246L49 247H51L50 249L48 248ZM73 246H75V245H73ZM81 246V245H80ZM117 246V247H116ZM120 246V247H119ZM124 246H125V248H124ZM140 246H141V248L142 247H144V248H140ZM152 246V247H151ZM167 246V247H166ZM46 247V248H45ZM53 247V248H52ZM67 247H69V246H67ZM99 247V249H97V248ZM105 247V248H104ZM107 247V248H106ZM23 248V247H22ZM21 248V250L22 251H19L18 250V252H22V253H24L25 252V250H23ZM43 248H45L46 249V252H42V251H40V250H45V249H43ZM75 248V247H74ZM121 250H120V249ZM161 248V249H160ZM162 248L164 249V248H168L166 251L164 250H162ZM171 248H173L172 250H170ZM176 248V249H175ZM4 249V248H3ZM30 249H32V252L31 251H29ZM56 249V248H55ZM61 249V248H60ZM59 249V250H60ZM71 249H72V247H71ZM84 249V250H83ZM97 249V250H96ZM154 249H156L155 251H159V252H155L154 251ZM182 249H184L185 250V252H184V254H182L183 253V251L184 250H182ZM0 250H1V248H0ZM62 250V249H61ZM81 250H83V251H81ZM104 250V251H105ZM162 250V251H161ZM176 250V252H174ZM179 250H181L182 252L180 253V251ZM3 251V250H2ZM6 251V250H5ZM27 251L25 252V254H27ZM55 251V250H54ZM100 251L98 252V255L100 254V256H101V254L103 253H100ZM119 251V252H118ZM125 251V252H124ZM171 253H173V254H169V252ZM179 251V252H178ZM10 252H12V253H10ZM106 252V254H105V256H107V253H109V251H105ZM137 252H139V253H137ZM147 252V253H146ZM1 254H0V259L1 260H5L6 258L5 257H3L4 256V254L2 253V252H0ZM46 253V254H45ZM53 253V252H52ZM50 254V255H53V254ZM85 253V254H84ZM117 253H120V254H122V256H120V259L121 258H123V259H121V260H123V262H121V260L119 259V256H118V254ZM153 253V254H152ZM159 254V256H157L156 254ZM165 253H167V254H169V255H167V254H165ZM177 253V254H176ZM186 253V254H185ZM3 254V256H1ZM41 254H44L43 256L41 255ZM73 254H71V256H73ZM119 254V255H120ZM153 256H152V255ZM181 254V255H180ZM7 255V254H6ZM47 256V257H44V256ZM85 255V256H84ZM110 255V254H109ZM108 255V257H110ZM182 255H186V256H184V257H186V258H184ZM21 256V255H20ZM79 256V255H78ZM87 256H90V257H87ZM97 256V255H96ZM100 256H97V258H99L98 260H100L102 257H100ZM105 256H103V257H105ZM153 257V259L152 258H150V257ZM156 256V257H155ZM3 257V258H2ZM8 257V256H7ZM43 259H42V258ZM52 257V256H51ZM137 257V258H136ZM13 258H11L12 260H14ZM20 258V257H19ZM57 258H59V257H57ZM72 258V257H71ZM70 258V260L71 261H69L68 263L69 264H75V263H73V262H75V261H73L72 259ZM87 258H90V260H87ZM96 258V259H97ZM138 258H139V260H138ZM150 258V259H149ZM175 258H172V259H170V261L171 260H173V259H175ZM183 258V259H182ZM95 259V260H96ZM105 259H106V261H105ZM144 259H145V261H144ZM0 260V264H3L2 262L3 261H1ZM7 260V259H6ZM5 260V261H6ZM20 260H23V259H20ZM92 260V261H91ZM98 260H97V262H98ZM108 259H107V257H105V258H103V263L104 262H109V261H107ZM148 260V261H147ZM155 260V261H154ZM158 261L159 263H161V262H164V263H162V264H165V263H167V262H165V261ZM11 261V260H10ZM15 262H13L14 264H16L17 263V261L16 260H14ZM65 261V262H64ZM78 261H81V260H78ZM111 261V260H110ZM113 261H111L110 262V264H112V262ZM118 261H120V262H118ZM147 261V262H146ZM150 261H152V262H150ZM179 261V260H178ZM178 261H177V263H178ZM30 262V261H29ZM48 262V261H47ZM46 262V263H47ZM49 262H51V261H49ZM57 262V261H56ZM55 262V263H56ZM85 263L84 262V260L83 261H81V263ZM99 262H101V261H99ZM118 262V263H117ZM150 262V263H149ZM8 263H9V261H8ZM19 263V262H18ZM22 263V262H21ZM26 263V261L23 263V264H25ZM28 263V262H27ZM26 263V264H27ZM106 263V264H107ZM174 263V262H173ZM173 263H170V264H173ZM5 264H7L6 262H5ZM11 264V263H10ZM32 264V263H31ZM52 264V263H51ZM56 264H58V263H56ZM77 264H78V262H77ZM79 264H80V262H79ZM94 264H96V261H95V263ZM102 264V263H101ZM109 264V263H108ZM114 264V263H113ZM167 264H169V262L167 263ZM176 264V263H175Z\"/></svg>", "mask_w": 264, "mask_h": 264}, {"label": "rangeland", "instance_id": "rangeland-1", "mask_svg": "<svg viewBox=\"0 0 264 264\" xmlns=\"http://www.w3.org/2000/svg\"><path fill=\"white\" fill-rule=\"evenodd\" d=\"M2 1H3V0H2ZM2 1L0 0V3H3L4 5H6V4H5V3H6V0L3 1V2H2ZM13 1L16 2V3H15L16 5L19 4V3H18L19 0H13ZM20 1H21V0H20ZM28 1H29V0H28ZM36 1H37V0H35V2L33 3V4L36 3V4H35L36 6H34V7H36V8H33V10L31 9V8L33 7V5L29 6L28 3H24V0L22 1V3H24L25 7H24V8L22 7L23 9H21V8H20V9L23 10L24 12H26V14H27V12L31 13V11H35V13L37 14V12L39 11L38 14H37L39 17L36 16V15L34 16V12H33L31 15L28 13V16H30V19L28 20V19L26 18L27 15H26L25 13H24V15H22V14H23V11H21L19 8H18V10H20V11L18 12V10L15 9V10H14V13H12L13 11L10 10L11 8H7V9H9V11H11L12 14H6V15H8V18H6V19H5V16H6V15H5L4 13H3V14H4L5 16L2 15V14H0V28L2 29V30L0 29V32H1V33H2L3 31L9 32V35H8V33H7V37H6L7 39L4 38V35H5L6 32H3V33H2L3 36H2V34L0 33V47H1V48H0V62H2V61H3V58H4V57L6 58L8 55H9L8 58H7V59L4 58V60H10V59L14 56V58L17 57V58H16V61H15V62H10V61H8V62H9V65H11V66L13 65V64H11V63H14V65H13L12 67L9 66V68H10V69H11V68L14 69V68H15V65H17V66H16L17 68L19 67L18 69L15 70V72H13L14 70L12 71V69H11V72H12V73H10V71L8 70L7 73L9 72V74H4V73H5V71H4V72H3L4 75L1 74V73H0V75H1V76H4V77H6V75H9V77L13 76V77H11V79H10V78H9V79L12 80L14 84H15V82L19 83L20 80L22 79V76H23V75H24L23 78L26 77L28 80H32V81L36 80L37 82L35 81V82H36L35 84H38L39 87H38V85L33 86L34 83L31 81V82H32V85H31L32 87H30V86H29V87H28V86H25L26 84H24L23 86H25V87H23V89H22L21 86H20V88H21L20 90H23L22 92H26V93H27V92H29V91L34 90L36 87L39 88V89L37 90V92L35 91L37 94H39L38 97L36 96L37 94H34L35 92H34V93L31 92V93L34 95L33 98H32V96H31L32 94L30 95V96H31V97H30L29 94H25V93H24V96H25L24 98H26V101H28L29 104H30V103H33V102H34V103H39V102H41L42 104H43V103L46 104V105H45L46 107H45L44 105H43V106L41 105L42 107H45V108H43V109H44L43 112L40 111V112H41V115L43 116V118L41 117L43 120L40 118L41 115H39V114H40L39 111H38L39 113L37 114L36 109H32V110H34V112H36V115L38 116V119L36 118V117H37L36 115H33V114L30 113V111H29V113L31 114V116L29 115V117H30L29 121L31 120V121H30L31 124H30L29 121H28L27 123L30 124V125H29V126H28V125H27V126H23V128H26L25 130H24V129H23V130L21 129V127H20L21 124H20V123H18V125H17V123H16L15 125H13V124H12V122H14L13 118L11 119L10 117H6V116H4L5 118L2 119V118H1V117H2V115H1L2 112L0 111V112H1V114H0V116H1V117H0V118H1V120H0V126H2V127L0 128V134H1L0 137H4V135H6V134H4L3 131L7 132V130H5V128L7 129V128L9 127L8 125H11V124H12V125L10 126V128H13V129H17V128H18V130H17L16 132H18V131H19V132H18L17 134L15 133V135H18V134L22 135V136L18 135V136H20V137H18V136L16 137L15 135H13V136H11V137L8 136V139H10V140H9V143H10L13 147H15V149H14L12 146H11V147L9 146L10 148H12V149H14V150H10L9 152H7V150H6V151H5L6 153H5V152H4V153H3V152H2V153L0 152V156H1V157H2V154H3V155H4V154H7L6 157L3 156L5 161L3 160V157H2V158L0 157V165H2V163H3V165L0 166V173H1V174H0V181H1V182H0V183H1V184H0V187H1V185H3L4 190H5V187H7V186H5L6 183H7V185H8V184H11L15 179H18V180H19L22 176H24V177H23L22 179H20V182H19V183H21V185L23 184L24 186L27 184L26 186H28V184H29L28 181H29V180H25V179L28 177V175H29V174H28V175H25L27 172H30V174H32L31 176H34L35 174H36V175L39 174V176H37V178H36V180H35V182H34L33 184L39 182V181H38V179H39L38 177H40V174H41V178H44V177H43V174H45V173H42V169H43V168L40 167V165H39V163H40L41 166H45L44 169H43V172H44V170H45V171H46V174H48L47 171H48L49 168H50L49 175H52V177H53V175H55V176H56L57 174L59 175V173H63V174H65V173H67V171H64V170H68V169H69V170H68V174H70V171L72 172L71 175H70V176H72L71 179H70V180H71L70 183L73 182V184H74V185H72V184H71V185L75 188V185H76V184H77V185L80 184V185L78 186V187H80V188H78V193H76V191L74 192V190H77V189H76L77 187H76L74 190H72V192L70 191L71 194H72V196L75 195V193H76V196L81 195V198H84L85 195H86V194H89V193H90V196H91V194L93 193V192H92V189H94V190L97 189L95 186L93 187V186H92L93 184L91 183V181H93V178L96 177V176L94 175V174H96V173H95L96 171L94 172V170H93V173H94V174H92V175H93L94 177H92L91 173L89 174V171L87 170V164H86V168H85V167H82V166H80V167H82V168H80V167H76V166H74V164H73V166H72V163H74V161H75L76 159H78V158H77L78 156H76L77 154L80 153V154H79L80 156L84 154V156H85L84 158H86V155H85L86 153H84V152H88V153H87V156H88V155L90 154V152H91L90 156H92V155H93L92 150H93V151H94V150L96 151L97 149L101 150V152H99V153H102V155H105V154H108V153H109L108 156L110 155V158L112 159L113 156L111 157V155H114V154H112V152H114V150H115L114 147L116 148V146H118V145H120V144H123V143L126 141V140L124 141V139H127V136H126L125 138H124L123 136H125V135L127 134V133H125L124 130H125L128 126L126 127V125H124V124H129L130 122L134 121V120H133L134 118H133V119L131 118L132 115H131V117H130V119H132V120H129V116H130V114H134V115L136 114V113H132L131 111L127 112L128 109L131 110L132 105H130V104L132 103L131 101H133V100H130V98H129V100H128L127 98H128L129 96L132 98L131 93H132V94L135 93L133 90H131V89L127 88V87L132 88V87H136V86H137L136 88L139 89V86L142 87V85L145 83L146 85H143V88H144L145 86H147V84L149 85L150 83H152V82H150L149 80L154 81V82H153V83L155 84V85L153 84L154 87H159V86H162V83H160L161 85H159V86H156V83H157V85H158V84H159V81H161V80L165 81L163 84L167 83L166 81H170L171 84H172L173 81H174V82H178V81L181 79L182 76L180 77V74H181L182 70H180V69H174L175 66H174V67L172 66V64H173L174 61H173V62H168L169 58L167 57V55L164 56V53H162V52H164V49H163V48L165 47V45H166L168 42H170L171 40H174V41H172V42H170V43H172V44L174 43L175 45H176V43H177V45H178V42H179V41L175 42V41H176L175 39H176V38L179 39V38H178V36L176 37L177 32H175V29H174V28H176V27H175L176 24H179V23H176L175 26H173V25H172V22H171V23H167V22H166V21L168 20V17H167V18H166L167 20H165V19H164L165 21H164L163 19H162V20L164 21V25H166V23L168 24V27H162L161 24H159V25H160L159 27L157 26V28H159L158 30H161V29H162L163 32H165L166 30L163 29V28H165V29H167V31H166L165 33H162V32H160V31H157V32L161 33V34H158V33H157V35L154 34V32H156L155 30L152 32V30H151V28H150V27H151V24H155V22L158 21V20H157V21L155 20V19L157 18V16H158V19H159V15L161 16L162 13H163V11H164V10H162V9H163L162 6L165 5V4L162 5V1H161V0H160V1H157V0H131V2H130V0H121V1H120V0H118V1H117V0H115V1H113V0H40L39 3H38V1H37V2H36ZM150 1H151V3H150ZM165 1H169V2H171V3H168V4H171L170 6L166 5L167 7H164V8H166V10L169 9V12H171V9L173 8V9H174V10L172 9V10H173V14H172V12H171L170 14L172 15V18H174V17L176 16V13H174V12H176V11L178 10V9H177L178 5H177V7L175 6L176 9H177V10L175 11V8L172 7V6H173L172 4L175 5V3H172V2H175L176 0H173V1H172V0H163V2H165ZM177 1H178V0H177ZM184 1H185V0H184ZM186 1H187V0H186ZM186 1H185V3L190 4V1H189V0H188V2H186ZM195 1H196V0H195ZM198 1H199V0H198ZM198 1H196V3H198ZM200 1H201V0H200ZM200 1H199V2H200ZM202 1H203V0H202ZM204 1H205V0H204ZM206 1H207V3H206V2H200V3H199L200 6L204 5V6H202V8H203L202 10H204V11H205V7H206L205 4H208V3H209V2H208L209 0H206ZM224 1H225V0H224ZM224 1H223V2H224ZM237 1H242V2H240V3H241V4H240V3L237 2ZM244 1H245V0H244ZM252 1H253V2H256V1H254V0H250V2H252ZM257 1H259V0H257ZM260 1H261V0H260ZM4 2H5V3H4ZM7 2H8V0H7ZM9 2H11V1H9ZM25 2H26V1H25ZM113 2H114V4H113ZM116 2H118V3H116ZM152 2H153V3H152ZM154 2H156V3H154ZM157 2H160V3H161V6H160V7H159L160 3L157 4ZM182 2H183V1H182ZM231 2H232V1H231ZM29 3H30V2H29ZM88 3H89V4H88ZM120 3H121L122 5L118 6V4H120ZM129 3H131V4H129ZM185 3H182V4H185ZM193 3H194V1H193ZM202 3H205V4H202ZM212 3H213V2H212ZM212 3H210V5H211ZM219 3H220V5L222 6V3H221L220 1H219L218 3H216V4H219ZM225 3L227 4V1H226ZM225 3H223V4H225ZM235 3H236V4H235ZM237 3H238V4H237ZM242 3H243V0H236V1H234L232 4H235L234 6H236V5H237V6H238V5L243 6V4H245V3H243V4H242ZM9 4H10V3H9ZM37 4H38V5H37ZM84 4H85V5H84ZM96 4H98V5L96 6ZM133 4H134L135 6H134ZM152 4H155V5L153 6ZM187 4H185L186 6H185V5H182V6H183V7H184V6L187 7V12H188V9L190 10V8L193 7V5H192V3L190 4L191 6H190V5H187ZM199 4H195V6H194L193 8H191V9H193V10L196 9V10L198 11V9H200V8H199L200 6L197 7L196 5H199ZM249 4H250V3H248V5H249ZM258 4H259V2H256V3H255V6H257ZM4 5H3V6L0 5V7H1L0 9H2V10H1L2 12H4V11H3V9L5 8ZM10 5H11V4H10ZM26 5L28 6L27 9H26V7H27ZM79 5H82V6L80 7ZM94 5H95L96 7H95ZM103 5H105V6H103ZM139 5H140V6H143V7H140V8H139ZM145 5H146V6H145ZM213 5H214V6H209V5H207L208 7H206V8H209V7L212 8L213 12L215 11V10H214V8H215V9H216L215 12H217L218 15H219V14L222 15V13H223L222 11H223V10H221V12L218 13V11H220V9H218V7H220V6H219V5H215L214 3H213ZM245 5H246V4H245ZM248 5H247V6H248ZM252 5H253V3L250 5V9H252V8H251ZM40 6H42V7L40 8ZM73 6H74V7H73ZM77 6H79V7H77ZM84 6H85L87 9L84 8ZM87 6H90V7H87ZM123 6H124V8H123ZM136 6H137V7H136ZM182 6H179L178 8L181 7V9H182V8H183ZM217 6H218V7H217ZM228 6H229V5H227V7H228ZM46 7H49L50 9H48V8H46ZM53 7H55V8H53ZM168 7H170V8H168ZM222 7H223V6H222ZM259 7H260V6H259ZM52 8H53V10H52ZM73 8L76 9V10H73ZM77 8H79V9H77ZM118 8H121L122 11L125 10V12H124V11L122 12L121 9L119 10ZM143 8H144V10H143ZM158 8H161V10L158 9ZM197 8H198V9H197ZM225 8H226V6H225ZM229 8H230V10H231L232 12L234 11V9H233L234 7H233L232 9H231V7H229ZM235 8H237V7H235ZM243 8H244V6H243ZM245 8H247V7L245 6ZM255 8H256V7H255ZM12 9H13V8H12ZM38 9H39V10H38ZM54 9H55V11L58 10V16H57L58 18H57L56 16H54V15H57V13L54 11ZM101 9H102V10H101ZM109 9H110V10H109ZM153 9H154V10H153ZM156 9H158V10H156ZM181 9H180V10H181ZM256 9H258V8H256ZM256 9H255V10H256ZM259 9H260V8H259ZM4 10H6V9H4ZM16 10H17V11H16ZM26 10H27V11H26ZM29 10H30V11H29ZM47 10H48V11H47ZM51 10L53 11V12H52L53 14L51 13ZM81 10H82L83 12H81ZM114 10H115V12H114ZM116 10L121 11L120 13L122 14V16L119 15V11H116ZM139 10H140V11H139ZM159 10H160V11H159ZM202 10H201V11H202ZM209 10H211V9H209ZM236 10H239V11H240L241 9H236ZM236 10H235V11H236ZM243 10H244V9H242L241 11H243ZM255 10L253 9V11H250L249 13H253ZM6 11H7V10H6ZM15 11H16V13H18V14L20 13V16H19V17H16V18H18V19H17L18 21L16 20L17 22H14V20H11V19H10V21H9V18H11V16L9 17V15H12V19H13V16H14L13 14H15ZM36 11H37V12H36ZM61 11H62L63 13H61ZM90 11H92V12H90ZM105 11H106V13H105ZM142 11H143V12H142ZM154 11H155V13H154ZM158 11H159V12H158ZM161 11H162V13H161ZM185 11H186V9H185ZM199 11H200V10H199ZM204 11H203V13H204ZM206 11H207V10H206ZM224 11H225V10H224ZM227 11H229V10L227 9ZM257 11H258V10H257ZM21 12H22V13H21ZM86 12H87V13H86ZM108 12H109V13H108ZM117 12H118V14H117ZM149 12H150V13H149ZM164 12H165V11H164ZM169 12H168V14H169ZM207 12H208V11H207ZM207 12H206V13H207ZM237 12H238V11H237ZM260 12H261V11H259L258 13L255 12V14H258V15H257V18H259V19L261 18V16H260L261 14L259 15ZM7 13H8V12H7ZM39 13H42V14L40 15ZM47 13H48V14H47ZM54 13H55V14H54ZM59 13H60V14H59ZM75 13H77V14H75ZM80 13H83V16H86L85 14H87L88 16L93 15L92 17H95V18H93V19H96V20H93L94 22L92 21L94 24H95L97 21H98L97 23H99V20H100V23H101L102 21H104V18H105V20L107 19V20H106V23H108L107 25H110L109 22H110V23L112 22L113 25L107 26L109 30L107 29V30H106V31H107L106 33H104V32H105V31H104V30H105L104 28L101 29V30H103V31H101V33H100V30H98L97 32H99L100 34L97 33L98 36H96V32H95V31H96L97 29H100V27L97 28L98 26L95 24V25L97 26V27H96L97 29H95V31H94V29H93V28H95V26H93L94 24H91V22H90V24H88V22H86L88 19L86 20V18L84 17L85 20H86V21H85V22H86V25L89 26V27L86 26L85 28H88V30H90V31L92 30V31L94 32V33L90 32V33H91V39L89 40V39L85 38V35H87V34L83 33V32H84V29H80V28H82V27H79V25L81 26V24H79L78 22L81 23V20L83 19V18H81L82 15H81L80 17L78 16V14H80ZM84 13H85V14H84ZM89 13H90V15H89ZM96 13H97V14H96ZM110 13H111V15H110ZM123 13H124V15H123ZM125 13H126V14H125ZM166 13H167V12H165V14H164L165 17L170 15V14H169V15H168V14L166 15ZM179 13H181V12H179ZM185 13H186V12H185ZM185 13H184V14H185ZM193 13L196 15V17H198V15H197L194 11H193ZM206 13H205L206 16L203 14L205 17H203V15H202V17L200 16V19H201V18H203V20L206 19V20H207L208 22H210L211 24H212V22H215L214 19H213V17H214L215 19L217 18V17H215V16H217L216 13H212V14H214L213 17L209 16V15H211V14H210V11L208 12L209 15H207L208 13H207V14H206ZM226 13H227V12H226ZM229 13H230V11H229ZM240 13H241V12H240ZM61 14H62V15H61ZM74 14L77 15V18L79 17V19H80V18H81V19H80V20L78 19L77 21L74 20L75 17H76V16L73 17ZM116 14H117V17H116ZM232 14H233V13H232ZM234 14H236V12H235ZM244 14H245V11H244ZM253 14H254V13H253ZM255 14H254L253 16H255ZM1 15H2V16H1ZM16 15H17V14H16ZM42 15H43L44 19H42V18H43ZM46 15H47V17H46ZM154 15H155L156 18L154 17ZM156 15H157V16H156ZM164 15H163V18H164ZM173 15H174V17H173ZM177 15H178V14H177ZM191 15H192V14H191ZM191 15H190V16H191ZM224 15H225V16H224ZM227 15H229V14H227ZM227 15L224 13L222 17L226 18ZM237 15H238V17H239V14H237ZM247 15H249V14L247 13ZM3 16H4V18H3ZM23 16H24V20H23V18H22L21 20H22V21H25V22H22V21L20 20V17H23ZM33 16H34V17H33ZM40 16H41L42 18H41ZM59 16H60V17H59ZM66 16H67V17H66ZM70 16H71V17H70ZM111 16H112V17H111ZM125 16H127V17H125ZM140 16H141V17H140ZM146 16H147V17H146ZM181 16H182V18H183V15H181ZM208 16H209V17H208ZM231 16H232V15H231ZM14 17H15V16H14ZM36 17H37V18H36ZM45 17H46L47 19H45ZM48 17H49V18H48ZM53 17L55 18V21H54L55 23H54V22H51V21H53ZM65 17H66V18H65ZM109 17H110V18H109ZM114 17H116L118 20H120V21H118L119 24H122V25H124V26L122 27V26L120 25V27H119V26H118V25H119L118 23H114V21L112 20V19H114ZM120 17H121V18H120ZM151 17H152L154 20H153ZM169 17H170V16H169ZM184 17H185V16H184ZM232 17H234V16H232ZM232 17H231V19H232ZM33 18H35V19H33ZM39 18H40V20H39ZM51 18H52V20H51ZM56 18H57V19H56ZM71 18H72V19L74 18V19H73L74 21H71ZM77 18H76V19H77ZM98 18H99V20H98ZM108 18L110 19V21H108ZM148 18H149V19H148ZM161 18H162V17H161ZM177 18H179V17L176 16V19H177ZM180 18H181V17H180ZM180 18H179V20H180ZM192 18H193V17H192ZM218 18H219V17H218ZM218 18H217V19H218ZM229 18H230V17H229ZM229 18H227V19H229ZM242 18H243V17H242ZM242 18H241V20H242ZM248 18H249V16L247 17V20H249ZM251 18H253V17H250V19H251ZM255 18H256V17H255ZM255 18H253V22H256V19H255ZM7 19H8V21H7ZM14 19H15V18H14ZM31 19H32V20H31ZM41 19H42V20H41ZM58 19H59V20H58ZM69 19H70L71 22L68 21ZM91 19H92V18H91ZM150 19H151V20H150ZM183 19H184V18H183ZM183 19H182V20H183ZM219 19L222 20V18H219ZM236 19H237V21L240 20V18H239V19L236 18ZM5 20H6V21H5ZM33 20H36V21H33ZM47 20H48V21H47ZM111 20H112V21H111ZM114 20L116 21V19H114ZM142 20H143V22H142ZM148 20H149V21H148ZM169 20L171 21L170 18H169ZM174 20H175V19H174ZM184 20H186V18H185ZM184 20H183V22H184ZM196 20H197V19H196ZM196 20H194V21H196ZM224 20H225V19H224ZM243 20H244V19H243ZM28 21H29V22H28ZM32 21H33V22H32ZM59 21H60V22H59ZM95 21H96V22H95ZM107 21H108V22H107ZM121 21H122V23H121ZM147 21H148L149 23H148ZM159 21H160V19H159ZM159 21H158V22H159ZM163 21H162V22L160 21V22L163 23ZM172 21H173V20H172ZM190 21H191V22H194L193 19H191ZM190 21H188V22H190ZM198 21H199V20H198ZM198 21H197V22H198ZM200 21H201V20H200ZM207 21H206V22H207ZM222 21H223V20H222ZM222 21H220L221 24H222ZM235 21H236V20H235ZM245 21H246V20H244V22H245ZM259 21H260V20H259ZM259 21H258V22H259ZM6 22H8V23H6ZM50 22H51L53 25H52V24L50 25ZM58 22H59V23H58ZM61 22H62V23H61ZM64 22H65V23H64ZM68 22H69V23H68ZM74 22L77 23L78 25H75ZM146 22H147V23H146ZM150 22H151V24H150ZM158 22H157V23H158ZM160 22H159V23H160ZM165 22H166V23H165ZM168 22H169V21H168ZM175 22H176V21H175ZM178 22H179V21H178ZM183 22H182V23H183ZM263 22H264V21H263ZM82 23H83V21H82ZM124 23H125V24H124ZM201 23H202V21H201ZM201 23H200V24H201ZM203 23H204V22H203ZM203 23H202V25H203ZM232 23L234 24V22H232ZM241 23H242V21H241L240 23L237 22V27H235V29L237 28L238 31L241 30V28H242V27L239 26V24H241ZM248 23H249V22H248ZM248 23H246V24H248ZM260 23H261V21H260ZM25 24L27 25V27H28L29 29H28L27 27H25V26H26ZM47 24H48V25H47ZM68 24H70V25H68ZM72 24H73V25H72ZM102 24H103L102 27H104L105 21H104V23H102ZM102 24H101V25H102ZM115 24H116V25H115ZM148 24H149V25H148ZM169 24L172 25V26H170ZM173 24H174V22H173ZM180 24H181V22H180ZM185 24H186V22H185ZM185 24H183V26H184ZM187 24H189V23H187ZM192 24H193V23H192ZM192 24H191V25H192ZM194 24H195V23H194ZM205 24L208 25L209 23H204V25H205ZM211 24H209V25H211ZM218 24H219V23H218ZM228 24L231 25V20H230V22H228ZM243 24H244V23H242L241 25H243ZM246 24H245V25H246ZM249 24H250V23H249ZM257 24H259V23H257ZM262 24H263V23H262ZM155 25H157V24H155ZM191 25H190V27H191L192 29H194L193 26H197V25H193V26H191ZM198 25H199V23H198ZM202 25H201V26H202ZM204 25H203V27H204ZM209 25H208V26H209ZM213 25H214V23H213ZM216 25H217V24H216ZM219 25H220V24H219ZM230 25H229L227 28H234V26H236V24H234V26H230ZM245 25H243V27H244ZM34 26H35V27H34ZM36 26H37L38 29L36 28ZM47 26H48V27H47ZM50 26H53V27H50ZM72 26H73V27L76 26V28H74L75 30L73 29ZM83 26H84V25H83ZM90 26H91V27L93 26V27L91 28ZM99 26H100V24H99ZM114 26H115V27H114ZM126 26H127V27H126ZM152 26H153V25H152ZM199 26H200V25H199ZM250 26H251V25H250ZM31 27H32V28L34 27L33 29H35V30L31 31V30H30ZM71 27H72V28H71ZM107 27H106V28H107ZM116 27H117V28H116ZM121 27H122V28H121ZM148 27H149V28H148ZM153 27H154V26H153ZM160 27H161V28H160ZM170 27H171V28H170ZM172 27H173V28H172ZM186 27H187V26H186ZM205 27H207V26H205ZM220 27H221V26H220ZM239 27H240V28H239ZM17 28H19V30H18ZM22 28H23L24 30H25V29H28V30L21 31ZM44 28H45V29H44ZM89 28H90V29H89ZM111 28L114 29L115 31H113ZM124 28H126V29H124ZM147 28H148L150 31L147 30ZM154 28H156V26H155ZM157 28H156V29H157ZM169 28H170V29H169ZM191 28H189V30H190ZM199 28H200V27H199ZM210 28L212 29V27H210ZM215 28H217V27H215ZM224 28H226V27H224ZM224 28H222V29H224ZM245 28H246V27H245ZM9 29H12L14 32H13L12 30H9ZM52 29H54V30H52ZM55 29H56V30H55ZM72 29H73L74 32H72ZM116 29H117V30H116ZM204 29H208V28H203V30H204ZM46 30H48L47 33H46ZM57 30H58V32H57ZM80 30H82V34H81V31H80ZM86 30H87V29H86ZM88 30H87V31H88ZM143 30H145V31H143ZM178 30L180 31L181 29H178ZM178 30H177V31H178ZM184 30L186 31V28H185V27H184ZM184 30H182V31H184ZM189 30H187V31L189 32V34H191ZM196 30H197V29H196ZM199 30L201 31L202 29H199ZM237 30H236V31H237ZM17 31H19V33H17ZM34 31H36L37 33L34 32ZM40 31L42 32L41 34L38 33V32H40ZM51 31H52V32H51ZM53 31H54V32H53ZM59 31H60V33L62 32L61 35H60ZM77 31L80 32V33H78ZM122 31H123V32H122ZM128 31H129V32H128ZM146 31H147V32H146ZM211 31H214V29L211 30ZM211 31H210V33H212ZM215 31H216V30H215ZM226 31H228V29H227ZM226 31L224 30V31H222V32H224V34H227ZM231 31H232V30L228 31V34H229V35H232V37H233L234 35L232 34L233 32H231ZM238 31H237V32H238ZM11 32H12V33H11ZM21 32H22V33H21ZM24 32H25L26 34H25ZM29 32H30V33H29ZM31 32H32V33H31ZM75 32H76V33H75ZM109 32H110V33H109ZM127 32L130 34L129 37L126 36ZM148 32L150 33V36L148 35V34H149ZM180 32H181V31H180ZM180 32H178V33L180 34ZM192 32L194 33V31H192ZM197 32H198V31H197ZM202 32H203V31H202ZM202 32H200V33H202ZM206 32H207V31H206ZM206 32H204V33H202V34H205ZM208 32H209V31H208ZM208 32H207V33H208ZM239 32H241V31H239ZM14 33H17V34H16V35H13ZM35 33H36L37 35H36ZM43 33H44V34H43ZM45 33H46V34H45ZM54 33H55V35H53ZM57 33H59V34H57ZM86 33H89V32H86ZM90 33H89V35H87L88 37H90ZM175 33H176V34H175ZM245 33H247V29H246ZM20 34H21L23 37L26 35L25 38H27V40H26V39L24 40V38H23V40H21V41H24V42L22 43V42L20 41L21 44H19V46H18V45H17L18 42L16 41L17 38L14 37V36H18V35H20ZM75 34H76V35H75ZM77 34L80 35V38H79V39L77 38V37L79 36V35H77ZM92 34H93V35H92ZM124 34H125V36H124ZM137 34L139 35V37H140V36H141V37H140V38L137 37V36H138ZM142 34H143V35H142ZM183 34H184V33H183ZM216 34H217V33H216ZM219 34H220V33H219ZM236 34H239V33H236ZM243 34H244V33H243ZM243 34H240L241 37H243V36H242ZM34 35H35V37H34ZM41 35H42V36H41ZM103 35H104V36H103ZM106 35H107V36H106ZM131 35H132V36H131ZM147 35L149 36V39H147V40L143 39V37H144V38H145V37L147 38ZM152 35H153V37H154V36H159V35H161V36H159L161 39H160V40H159V39L157 40V38H159V37H154V38H152V37H151ZM191 35H192V34H191ZM193 35H195V33H194ZM200 35H201V34H200ZM200 35H199V33H198L197 35H195V36H196V37H195V38H196V41H198L197 44H199V41L202 40L201 37H202L203 35H202L201 37H200ZM206 35H207V34H205L204 36H206ZM8 36H9V37L11 36V37L9 38ZM22 36H21L20 39H22ZM43 36H44V37H43ZM55 36H56V37H55ZM82 36H83V38H82ZM123 36H124V37H123ZM135 36H136V37H135ZM162 36H164V38H163ZM197 36H199L200 38L197 37ZM238 36H239V35H236L237 38H238ZM13 37H14V39L12 40ZM19 37H20V36H19ZM52 37H53V38H52ZM57 37H58V38H57ZM59 37H60V38H59ZM72 37H73V38H72ZM74 37L77 38L78 40H77V39L75 40ZM95 37H97V38H95ZM99 37H100V38H99ZM108 37H109V38H108ZM127 37L129 38L127 41H129L130 39H132V44L129 45L131 48L128 47V44L131 43V41H129V43L126 45L127 41H126L125 39H127ZM134 37H135V38H134ZM173 37H174V38H173ZM185 37H186V35H185ZM187 37H188V36H187ZM206 37H207V36H206ZM210 37H211V38H210ZM212 37H213V35H212V36L209 35V37L206 38V40L208 39V40L206 41V44L208 43V45H211V44L213 43L212 41H211L212 43L209 42L210 40L213 39ZM223 37H225V36H223ZM229 37H230V36H229ZM8 38H9V39H8ZM84 38H85V39H84ZM98 38H99V39H98ZM107 38H108V39H107ZM133 38H134V39H133ZM150 38H151V39H150ZM171 38H173V39H171ZM190 38H191V36L189 37V39H190ZM198 38H199L200 40H198ZM216 38H217V37H216ZM216 38H215V39H216ZM18 39H19V38H18ZM31 39H32V41H31ZM41 39H42V40H41ZM73 39H74V40H73ZM83 39L86 40V41H84ZM92 39H93V40H92ZM97 39H98V40H97ZM140 39H141V40H140ZM162 39H163V40H162ZM169 39H170V40H169ZM181 39H182V38H181ZM204 39H205V38H204ZM228 39H229V38H228ZM228 39H227V40H228ZM234 39H235V38H234ZM7 40L9 41V43L7 42ZM10 40H12V41H10ZM14 40H15L17 43H16ZM91 40H92L93 42H92ZM108 40H109V41H108ZM133 40H134V42H133ZM137 40H138V41H137ZM139 40L141 41V43H140ZM143 40H145L146 42L148 41L149 44H148V43L145 44V42H144ZM149 40H150V41H149ZM164 40H165V41H164ZM187 40H188V39H187ZM187 40H186V41H187ZM236 40L238 41L239 39H235V41H236ZM18 41H19V40H18ZM44 41H45V42H44ZM88 41H89L90 43H88ZM117 41H118V42H117ZM122 41H123V42H122ZM136 41H137V43L140 44V45H138V46H139V49H138V46H137V45H134V44L136 43ZM167 41H168V42H167ZM184 41H185V39H184ZM191 41H193V40L191 39ZM203 41H204V40H203ZM203 41H201V43H203ZM219 41H220V40H217V41L215 40V42H216L215 44H216V45L214 46V44H212L215 48L209 46L210 49H208V50L210 51V50L213 49V50L216 51V47L219 48V44L221 43V42L219 43ZM225 41H226V40H225ZM230 41H231V42H230ZM230 41H229L228 44H230V43L232 44V43H233L232 40H230ZM233 41H234V40H233ZM13 42L16 43V46H17V47H16V46H12V45H15ZM76 42H77V43H76ZM143 42H144V43H143ZM161 42H162V43H161ZM163 42H164V43H163ZM182 42H183V41H182ZM10 43H11V44H10ZM12 43H13V44H12ZM25 43H26V44H25ZM34 43H37V44L35 45ZM40 43H41V44H40ZM51 43H53V44H51ZM69 43H70V44H69ZM87 43H88V45H87ZM93 43H94V44H93ZM117 43H118V44H117ZM124 43H125L126 46L123 45ZM133 43H134V44H133ZM160 43H161V44H160ZM170 43L167 44V47H166V48H168L169 46H172V44H170ZM183 43H184V42H183ZM192 43H193V42H192ZM201 43H200V45H197V46L200 47V48H197V49H199V50H198V51H199L198 53L204 51V52H202V53H200V54H202L203 57H205V56H207V51H206L205 49H207L208 47L206 46L205 43H203L202 45H203V47H205V48H203V47L201 46ZM209 43H211V44H209ZM217 43H219V44H217ZM226 43H227V42H226ZM235 43H237V42H235ZM89 44H91L92 46L89 45ZM98 44H99V45H98ZM119 44L121 45V48H120V45H119ZM142 44H145L146 49H142V51H141L142 46H143V48L145 47V46L142 45ZM153 44H154V45H153ZM157 44H158V46H157ZM159 44L162 45V47H161ZM174 44H173V47H175ZM180 44H182L181 41H180V43H179V46H180ZM193 44H194V43H193ZM233 44H234V43H233ZM1 45H2V46H1ZM4 45H6V46H4ZM31 45H32V46H31ZM75 45H76V47L79 46V49H77L78 47L75 48ZM83 45H84V46H83ZM95 45H96V46H95ZM113 45H114V46H113ZM122 45H123V46H122ZM131 45L136 46V48L139 50V52H135V51H133L132 53H134V54H131V53L128 54V52H131L130 50L128 51V49H131V50H132V48H133ZM147 45H148V46H147ZM149 45H150V46H149ZM177 45H176V48H178ZM184 45H185V44H184ZM235 45H236V44H235ZM235 45H232V46H235ZM7 46H8V47L10 46V47H9L10 49H8ZM23 46H24V47H23ZM26 46H27L28 48H32V49H30V50H29L28 48L26 49ZM33 46H34V47H33ZM37 46H38V47H37ZM89 46H91V48H89V49H88V48H85V47H89ZM94 46H95V48H96L97 46H98V47L100 46V47H99L98 49H94ZM118 46H119V47H118ZM163 46H164V47H163ZM187 46H188V45H187ZM189 46H190V44H189ZM193 46H194V45H193ZM193 46H191V47L194 48ZM195 46H196V45H195ZM197 46H196V47H197ZM4 47H6V48H4ZM11 47H14L13 50L15 51V53H16L17 50H18V52H17L18 56H17V54L14 53V51H12V53L10 52V51L12 50ZM18 47H19V48H18ZM21 47H23V49H24L23 51L28 50V51H26L27 54L29 53L27 56H26V53L20 51V50H22ZM52 47H53V48H52ZM116 47H117V48H116ZM180 47H182V45H181ZM180 47H179V48H180ZM185 47H186V45H185ZM196 47H195L193 50H195ZM206 47H207V48H206ZM223 47H225V46H223ZM223 47H222V48H223ZM226 47H228V46H226ZM3 48H4L5 50H4ZM33 48H34V49H33ZM51 48H52V49H51ZM54 48H55L56 50H55ZM102 48H104V49H102ZM114 48L117 49V51H116ZM136 48H134V50H136ZM148 48H149V50H148ZM179 48H178V49H179ZM187 48H189V47H187ZM229 48H230V47H229ZM25 49H26V50H25ZM53 49H54V50H53ZM76 49L78 50V52H77ZM101 49H102V50H101ZM121 49H122V51H123V52L121 51L122 53L120 52ZM168 49H170V47H169ZM168 49H165V50H168ZM174 49H175V48H174ZM178 49H177V51H178ZM181 49H182V48H181ZM230 49H232V48H230ZM233 49H234V48H233ZM6 50H7V51H6ZM85 50H86V52H85ZM96 50H98V52H99L100 54H97L98 52H94V51H96ZM110 50H111V51H110ZM126 50H127V52H126ZM144 50H146L147 53L144 52ZM187 50H188V49H187ZM200 50H201V51H200ZM217 50H218V51H216V52H217V53L219 54V56H220V55H221L220 52L222 51V49H217ZM219 50H221V51H219ZM2 51H3V52L5 51V53L3 54ZM19 51H20L22 54H21ZM37 51H38V52H37ZM118 51H119L120 53H119ZM124 51H125L126 53H125ZM168 51H169V50H168ZM171 51H172V50H171ZM182 51H183V50H182ZM188 51H190V50H188ZM188 51H186V52L184 51V52L186 53L185 56L187 55ZM195 51H196V50H195ZM215 51H214V52H215ZM226 51H230V52H232V51L229 50V49H227ZM233 51H234V50H233ZM8 52H9L10 54H8V55L6 56V53H8ZM75 52H76V53H75ZM143 52L145 53V55L143 54ZM166 52H167V51H166ZM169 52H170V51H169ZM173 52H174L175 54L178 53V52H176V51H174V50H173ZM191 52H192V51H191ZM196 52H197V51H196ZM210 52H211V54L213 53L212 51H210ZM32 53H33V54H32ZM34 53H37L38 56H37V55H34ZM80 53H81V54H80ZM94 53H95V54H94ZM111 53H114V54H111ZM136 53H137V55H138V53L141 55V56L139 55V57H141V59L138 58V56L136 55ZM179 53H180V52H179ZM192 53H194V52H192ZM224 53H226V52H224ZM1 54H2V55H1ZM11 54H12L13 56H12ZM14 54H15V55H14ZM30 54H31V56H30ZM82 54H84V55H89V56H87V57H88V59H89L90 61H88L87 58H86L87 61H85L86 59H83V58H85L86 56L83 57ZM108 54H110V55H108ZM119 54H121V55H119ZM122 54H123V55H122ZM130 54L133 55V56H131ZM204 54H205V55H204ZM209 54H210V53H209ZM209 54H208V55H209ZM3 55H4V56H3ZM33 55L35 56L36 59H37V58L39 59V61H36L37 64H38V66H37V64L35 65V63H34L36 59L34 58L35 60H34V61L32 60V56H33ZM44 55H45V56H44ZM79 55H80V57H79ZM96 55H97V57H93L94 59L91 57V56H96ZM111 55H112V56H111ZM126 55H127L128 57H126ZM149 55H150V56H149ZM176 55H178V54H176ZM176 55H175V57H176ZM188 55H189V54H188ZM214 55H215V53H214ZM28 56H29V57H28ZM42 56H43V57H42ZM107 56H110L111 58H110V57H107ZM121 56H123L124 58L121 57ZM129 56H130V57H129ZM142 56H143L144 58H143ZM168 56H169V55H168ZM196 56H197V53H196ZM217 56H218V55H217ZM217 56H215V57H217ZM24 57H26V59H28V60H26ZM77 57H78V58H77ZM81 57H82V58H81ZM89 57L92 58V59H90ZM103 57H104V59H103ZM113 57H114V58H115V57H119L118 59L116 58L115 60H116V61L118 60V62L121 60V61H120V64H124V68H123L124 71H122L121 68H119L120 70H118V69H114V66H113L112 63H111V62L114 61V58H113ZM120 57H121V58H120ZM125 57L127 58V60H128L129 58L131 59L130 62H132L131 64H132V66H134L135 69L131 68V70H130V68H128V67L125 65L126 63H127V65H129V64H128L129 62H126ZM131 57H132V58H131ZM135 57H137L138 59L135 58ZM165 57H166L168 60H167ZM171 57H173V56L171 55ZM179 57H180V56H179ZM193 57H194V56H192L191 54L189 55V58L186 57V58H185L186 60H187V58H188L187 63L193 61V59L195 60V57H194V58H193ZM203 57H200V59L203 58ZM207 57L210 59L211 57H213V55H211V57H209V56H207ZM220 57H221V56H220ZM9 58H10V59H9ZM14 58H13V59H14ZM20 58H21L22 61L19 62V59H20ZM29 58H30V60H29ZM41 58H42V59H41ZM98 58H99V59H98ZM81 59H83V61H82ZM97 59H98V61L96 62ZM108 59H109V60H108ZM110 59H112L113 61L110 60ZM124 59H125V60H124ZM139 59H140L141 61H139ZM178 59H179V58H178ZM185 59H184V60H185ZM189 59H192V60H189ZM200 59H199L198 61H200ZM211 59H212V58H211ZM252 59H253V58H252ZM17 60H18V61H17ZM44 60H45V61H44ZM78 60H79V61H78ZM132 60H134V61H132ZM135 60H136V62H135ZM165 60H167V61H165ZM201 60L204 61V59H201ZM206 60H207V59H206ZM206 60H205V61H206ZM12 61H13V60H12ZM23 61H24V62H23ZM26 61H28V62H29V61H33V62H29V63L27 62V63H26ZM42 61H43L44 63H43ZM84 61H85V66L83 65V64H84ZM93 61H94L95 63H97V64H95V65H97V66L100 65V67H101V68L99 67L100 70H101L102 68H105L104 66H107V65H111L110 68H109V66L106 67V68H109V69H112V66H113L114 71L111 70V72H114L115 75L113 74V75H111V76H115L116 78H117V77H118V78L122 77V78H120L119 81H116L117 79H115V78H113V79H115V80L109 81V79H111V78L108 77V76H110V75H108V73H109L108 70H103V72L106 73V74L108 75V76H107L106 74H104V75H106L107 80L104 79L105 76L103 75V73L100 72V70H99V71L96 70L97 67L95 68L94 63H92ZM171 61H172V60H171ZM195 61H196V60H195ZM203 61H202V62H203ZM210 61L212 62L213 60H210ZM253 61H254V60H253ZM18 62H19V63H18ZM38 62H39V63H38ZM81 62H83V63H81ZM88 62H89V63H88ZM98 62H100V63L98 64ZM109 62H110V63H109ZM134 62H135L136 64H135ZM142 62H143V63H142ZM179 62L182 63L183 60H180ZM179 62H178V64H179ZM211 62H208V63L211 64ZM215 62H216V60H214V63H215ZM219 62H220V60H219ZM4 63H5V62H4ZM20 63H21V64H20ZM25 63H26V64L34 63V64L28 65V66H29V68H28V66H27ZM42 63H43V65H42ZM78 63H80V64L78 65ZM105 63H107V64L105 65ZM108 63H109V64H108ZM176 63H177V62H176ZM191 63H192V62H191ZM191 63H190V64H191ZM197 63L201 64V62H197ZM197 63L195 62L196 66L194 65V67L199 68L201 65H200V66L197 65ZM214 63H213V64H214ZM249 63H250V62H249ZM2 64H3V62H2ZM2 64L0 63V65H2ZM5 64H7V63H5ZM18 64H20V65L18 66ZM23 64H24V66H22ZM39 64L42 65V66L40 65L41 68H40ZM44 64L47 66L46 70L49 69L51 73L45 71V67H46V66L44 67ZM113 64H117V62L114 61ZM120 64H118V65H120ZM133 64H134V65H133ZM183 64H184V63H183ZM190 64L188 63V65H190ZM203 64H204V63H203ZM210 64H209L208 66H211ZM215 64H216V63H215ZM215 64H214V66H215ZM52 65H53V66H52ZM82 65H83V66H82ZM135 65H136V67H135ZM173 65H174V64H173ZM188 65H187V66H188ZM216 65H219V64H216ZM247 65H248V63H247ZM20 66H22V69H21ZM25 66H26V67H25ZM31 66H32V70H31ZM35 66H36V67H35ZM51 66H52V67H51ZM71 66L73 67L74 70H72V67H71ZM76 66H78V67H76ZM92 66H93V67H92ZM190 66H191V65H190ZM190 66H189V67H190ZM214 66H211V67H214ZM255 66H256V65H255ZM38 67H39L40 70L36 69V68H38ZM53 67H54V68H53ZM74 67H76V68H74ZM87 67H88V68H87ZM120 67H121V66H120ZM122 67H123V66H122ZM137 67H138V68H137ZM203 67H204V66H201L199 69H200V70H203ZM206 67H207V65H206ZM219 67H220V66H219ZM248 67H249V66H248ZM248 67H247V68H248ZM23 68H24V69L27 68V69H25V70L30 71L31 73H33V72L35 73V72H36V74H40V75H39V78L41 77L40 80L37 79L36 76H33V74H30V72L27 73V71H26L25 74H24V71H25V70H23ZM85 68H87L88 70H86ZM93 68H95V69H93ZM99 68H97V69H99ZM115 68H118V66L116 67V65H115ZM180 68H181V67H180ZM183 68H187V67L185 66V67H183ZM183 68H182V69H183ZM192 68H193V67H192ZM215 68H216V67H215ZM256 68H257V67H256ZM0 69H1V66H0ZM5 69H6V68H4V69H2V70H5ZM7 69H8V68H7ZM29 69H30V70H29ZM42 69H43L44 72L42 71ZM68 69H69V70H68ZM82 69H83V70H82ZM91 69H92V70H91ZM136 69H137V70H136ZM187 69H188V68H187ZM194 69H195V68H194ZM206 69H207V68H206ZM248 69H249V68H248ZM257 69H258V68H257ZM2 70H0V72H1ZM49 70H48V71H49ZM52 70H54V71H52ZM62 70H65V73H66V74L69 73V76H71L72 78H70V80H69L68 75L64 74V71H62ZM80 70H81L82 72H80ZM115 70H116V72H115ZM117 70H118L119 72H118ZM125 70H126V71H125ZM129 70H130V72H128ZM132 70H135V72H134V71H133V72H134V75H137V76L132 75L131 78H130L129 76L131 75V73H133ZM138 70H140V71H138ZM142 70H143L144 72H143ZM178 70H180V71H178ZM183 70H184V69H183ZM188 70H191V67H190V69H188ZM188 70H187L186 72H190V71H188ZM200 70H196V73H197L198 71H200ZM204 70H205V69H204ZM260 70H261V72H262V69H259V71H260ZM22 71H23V72H22ZM83 71H85V72H83ZM91 71L93 72V73H91V74H92V75L94 74L93 76H92L91 74H88V73H90ZM95 71H96V72H95ZM121 71H122L123 73H121ZM194 71H195V70H194ZM209 71H210V70H209ZM216 71H217V70H216ZM263 71H264V69H263ZM18 72H19V73H18ZM39 72H41V73H43V74L47 72V73L44 74V75H48V77H47L48 79H47V78H44V79H43V78H42V77H44L43 74L41 75V73H39ZM79 72H80V73H79ZM138 72H140V74H139ZM186 72H185V74H186ZM200 72H201V71H200ZM13 73H14V74L16 73V75L14 76ZM72 73H73V74H72ZM74 73H75V75H74ZM86 73H87L88 75H87ZM95 73H97V74H95ZM100 73L102 74L101 76H100ZM118 73H119V74H118ZM127 73H128V74L130 73V74L128 75ZM135 73H137V74H135ZM192 73H193V71H192ZM196 73H195V74H196ZM259 73H260V72H259ZM19 74L21 75L20 77H19ZM80 74H82L83 77H82V76H79ZM84 74H85V75H84ZM109 74H110V73H109ZM116 74H117V75H116ZM142 74H143V75H142ZM158 74H160V75H158ZM199 74H200V73H198L197 75H199ZM202 74H203V72H202ZM207 74H209V73H207ZM210 74H212V73L210 72ZM10 75H11V76H10ZM29 75H32L33 78L36 77V79H33V78H32L31 76H29ZM61 75H62V76H61ZM73 75H74V77H77V78H74ZM119 75H120V76H119ZM121 75H122V76H121ZM141 75H142V76H141ZM161 75H162V76H161ZM183 75H184V73H183ZM193 75H194V74H193ZM197 75H196V76H197ZM204 75H205V74H204ZM263 75H264V74H263ZM1 76H0V77H1ZM85 76L89 77L88 80H87V78H86ZM111 76H110V77H111ZM138 76H141V77H138ZM194 76H195V75H194ZM201 76H202V75H201ZM211 76H213V75H211ZM216 76H217V75H216ZM219 76H221V75H219ZM219 76H218V78H219ZM45 77H46V76H45ZM79 77H80V78H79ZM97 77H98V78H97ZM99 77L103 78L104 81H103L101 78H99ZM132 77H133V78H132ZM179 77H180V79H177V78H179ZM197 77H199V82H197V83H198V84H199V83L201 84V78L203 79L204 77H200V76H197ZM206 77H207V76H205V78H206ZM221 77H222V76H221ZM6 78H7V77H6ZM17 78H21V79H19V82H18V79H17ZM135 78H136V79H135ZM137 78H138V79H137ZM139 78H140V79H139ZM190 78H192V75H190ZM193 78H194V77H193ZM195 78H196V77H195ZM195 78H194V79H195ZM214 78H215V77H214ZM218 78H217V79H218ZM4 79H5V78H4ZM13 79H14V80H13ZM16 79H17V80H16ZM84 79H85V80H84ZM159 79H160V80H159ZM184 79H185V78H183V80H184ZM196 79H197V78H196ZM207 79H208V81H207ZM207 79H204V80H206V81H204V80H202V81H204L205 84H206V85L208 84V86H209V85H210L209 82L212 81L211 79H213V78H211L210 76H208ZM209 79H210V80H209ZM220 79H221V78H220ZM2 80H3V79H2ZM2 80H0V81H2ZM10 80H9V82H10ZM22 80H23V79H22ZM22 80H21V81H22ZM41 80L43 81V83H42ZM46 80H48V81H46ZM105 80H106V81H105ZM140 80H142V81H140ZM158 80H159V81H158ZM177 80H178V81H177ZM39 81H40V82H39ZM44 81H45V82H44ZM113 81H114V82H113ZM135 81H136V82H135ZM163 81H162V82H163ZM189 81H190V80H188V82H189ZM195 81H196V80H195ZM195 81H194V82H195ZM215 81H216V80H215ZM3 82H4V83H3ZM3 82H1L0 86H2V87H4L5 89H7L8 86H7L6 82H8V80L6 79V82L3 80ZM22 82H23V81H22ZM22 82H20L21 85L23 84ZM25 82H26V81H25ZM25 82H24V83H25ZM60 82H61V83H60ZM62 82H63V83H62ZM104 82H106V84H105ZM109 82H110V84H111V83H112V84H111V85H108ZM125 82H127L128 84H126ZM146 82H147V83H146ZM170 82L168 83V86L170 85ZM174 82H173V83H174ZM179 82H180V81H179ZM204 82H203V84H204ZM206 82H207V83H206ZM212 82L214 83V80H213ZM212 82H211V84H212ZM216 82H217V81H216ZM218 82H220V81H218ZM10 83H11V82H10ZM10 83H8V84H10ZM17 83L15 84L16 87L18 86ZM20 83H19V84H20ZM70 83H71V85H69ZM94 83H95V84H94ZM97 83H98V85H97ZM135 83H136V84H135ZM139 83H140V84H139ZM141 83H142V84H141ZM184 83H185V86H187V87L190 86V85H187V83H186L185 81H184ZM184 83H183V84L181 83V85L184 86ZM2 84H3V85H2ZM5 84H6V85H5ZM14 84L11 83V86H12V85L14 86ZM72 84H73V85H72ZM100 84H101V86H100ZM125 84H126L127 86H126ZM137 84H139V85H137ZM179 84H180V83H179ZM189 84H190V83H189ZM203 84H202V86H203ZM220 84H221V86H222V85L225 86L224 83H223V84L220 83ZM220 84H219V85H220ZM4 85L7 86V87H5ZM27 85H28V84H27ZM90 85H91V86H90ZM93 85L96 86V87H94ZM104 85H105L106 87H105ZM135 85H136V86H135ZM151 85H152V84H151ZM176 85H177V84H176ZM195 85H196V84H195ZM216 85H217V83H216ZM13 86H12V89H11V90L14 89V93L16 94V92H17L18 90L16 89L15 86H14V88H13ZM40 86H41V87H40ZM57 86H58V87H57ZM62 86H64V87H62ZM71 86H72V87H71ZM99 86H100V87H99ZM131 86H132V87H131ZM149 86H150V85H149ZM153 86H152V88H153ZM163 86L165 87L166 84L163 85ZM172 86H173V85H172ZM172 86H171V85L169 86L170 89H172V88H171ZM174 86H175V84H174ZM178 86H180V85H178ZM193 86H194V85H193ZM213 86H215V85H213ZM213 86L211 85L210 87H213ZM224 86H222V87H224ZM2 87H1V88H2ZM61 87H62V90H61ZM93 87H94V88H93ZM150 87H151V86H150ZM166 87H167V86H166ZM169 87H168V88H169ZM175 87H176V86H175ZM187 87H186V88H187ZM200 87H201V86H200ZM200 87H197V88H200ZM206 87H207V86H206ZM216 87L218 88V86H216ZM222 87H221V92H222V90H225V89L222 88ZM225 87H227V86H225ZM1 88H0V90H1ZM9 88H11V87H9ZM9 88L7 89V91H8L7 95H8L9 93H12L11 90H9ZM17 88H18V87H17ZM27 88H31V90H27ZM54 88H55V89H54ZM73 88H74V89H73ZM75 88H76L77 90H76ZM79 88H80L81 90H79ZM84 88H85V89H84ZM95 88H96V91H95ZM136 88H132V89H134V90L136 91V90H137ZM145 88H146V87H145ZM148 88H149V87H148ZM148 88H147V89H148ZM159 88H160V87H159ZM177 88H178V87H177ZM191 88H193V87H191ZM207 88H209V87H207ZM18 89H19V88H18ZM42 89H43V90H42ZM53 89H54V90H53ZM58 89L60 90L59 92H58ZM87 89H89V91H88ZM93 89H94V91H93ZM99 89H100V90H99ZM121 89H122V90H121ZM123 89L125 90V93L127 94V96H128V94H129V91L131 90V93L129 94V96H128L127 98H125L126 95L123 96V95H124ZM127 89H128V90H127ZM153 89H155V88H153ZM156 89H157V88H156ZM170 89H166V90L169 91ZM179 89H180V88H179ZM195 89H196V88H195ZM202 89H203V88H202ZM213 89H214V88H213ZM40 90H41V91H40ZM140 90H142V89H140ZM161 90H162V89H161ZM163 90H165V89H163ZM174 90H175V89H174ZM181 90H182V89H181ZM181 90H180V91H181ZM191 90H192V89H191ZM191 90H190V93H191ZM193 90H194V88H193ZM197 90H198V89H197ZM200 90H201V89H200ZM210 90H211V92L213 93V90H212L211 88H210L209 90H207V91L209 92ZM214 90H216V89H214ZM219 90H220V89H219ZM9 91H10V92H9ZM38 91H39L40 93H39ZM71 91H72V92H71ZM80 91H81V93H82L83 95H85V96L80 95V94L78 93V92H80ZM101 91H103V94H102ZM104 91H105V92H104ZM120 91H121V93L123 92V93H122L123 95H122V94L119 95ZM127 91H128V92H127ZM132 91H133V92H132ZM170 91H173V90H170ZM170 91H169V92H170ZM185 91H186V90H185ZM205 91H206V90L204 89V91H202V92L205 93ZM207 91H206L207 95H206V93H205V94H203V93L200 94L199 99L202 98V100H199L200 102H198V103H196V102H197L196 100H198L196 97H198L199 94L197 93L198 95L195 96V95H196V94H195V93H196L195 91L193 92V93H194V96H191V95L189 94V97H192V98H191V99L187 98L186 100H185L183 97H182V98H183V99H182V98H181L182 95L179 93V94L181 95V96H180L181 100H185V101H186V104L189 103V104L191 105V106L189 105L188 107H186V106L184 105L186 108H185V107H184L179 101H178V102L184 107V110H189V109H191L192 111H190V113L193 112V111H194V112L197 111V115H199V114H198V110H200V109H202V108L204 109V107H205V106H201L199 103H202V105L208 103V104L206 105L205 108H207L208 105H210V107H213V106H214V105H213L214 103H212L213 101L209 100V99H211L212 97H211V98H210V97H209V98H206V97L209 96V95L212 96V95L210 94L211 92L208 93ZM216 91H217V90H216ZM227 91H228V89H227ZM1 92L3 93V96H0V99H1L2 97H3V98L5 97L4 95H5L6 91H4V90L2 91V90H1V91H0V94H2ZM22 92H21V93H22ZM42 92H43V93H42ZM64 92H69V94L67 95V93H64ZM85 92H88V93L90 92V93H89V94L87 93L88 96H86ZM95 92H96V93L98 92V95H97ZM100 92H101V94H100ZM136 92H137V93H136L137 95H136V94H135V95H136L137 97H138V96L141 97V96H140V91L137 90ZM138 92H139V93H138ZM141 92H143V91H141ZM175 92H176V91H175ZM175 92H174V93H175ZM183 92H184V91H183ZM14 93H13V94H14ZM71 93H72V96L70 95ZM170 93H171V92H170ZM181 93H182V92H181ZM187 93H188V92H187ZM199 93H200V92H199ZM214 93H215V92H214ZM218 93H219V95H220V92H218ZM222 93H224V95H225V91H223ZM22 94H23V93H22ZM22 94H21V95L19 94L18 97H20V96L22 97V96H23ZM63 94H64V95H63ZM95 94H96V95H95ZM99 94H100L103 98L106 97L107 99H103L102 97L99 98V96H100ZM104 94H105V95H104ZM117 94H118V95H117ZM138 94H139V95H138ZM144 94H145V92H144ZM172 94H173V92H172ZM208 94H209V95H208ZM9 95H10V94H9ZM51 95H52V98L50 99L51 101H48V100H49L48 98H49V96L51 97ZM59 95H60V96H59ZM69 95H70V96H69ZM73 95H74V96H73ZM94 95H95V96H94ZM115 95H116V96H115ZM135 95H134V96H135ZM176 95H177V94H176ZM186 95H187V94H186ZM202 95H203L204 97H202ZM217 95H218V94H217ZM222 95H223V94H222ZM224 95H223V97H224ZM239 95H240V94H239ZM12 96L14 97L15 95H12ZM16 96H17V94H16ZM54 96H55V97H54ZM64 96H65L66 99L64 98ZM66 96H68V97H72L71 99H72L73 101L70 100V101H71V102H70V101L68 100V97H66ZM81 96L85 99L84 101H83V98H82ZM90 96H93V97L90 98ZM96 96H97V98H96ZM114 96H115V98H117L118 101H116V100L114 99ZM117 96H118V97H117ZM163 96H164V95H163ZM163 96H162V98L164 99L165 97H163ZM183 96H184V93H183ZM213 96H214V94H213ZM220 96H221V95H220ZM241 96H242V95H241ZM8 97H9V96H8ZM8 97H7V98L5 97V99H6V100H9ZM13 97H12V98H13ZM21 97H20V98H21ZM29 97H30V98H29ZM43 97H46V98H43ZM58 97H59V98H58ZM80 97H81V98H80ZM86 97H88L89 99L86 98ZM121 97H122V98H121ZM137 97H135V98H137ZM143 97H144V99H145V96H142L141 98L143 99ZM186 97H187V96H186ZM216 97H217V96H216ZM223 97H222L221 100L224 101V102H221V103H220L223 107L218 103L219 100L215 99V100L217 101V104H219V105L222 107V108H218L217 110H222V111L227 110V109L224 108V107H227V105H228V106L231 105V108L229 107L228 109H230V110L232 109L231 112H233V110L236 111L237 107H239V106H237L238 103H241V104H242V101H241V102L236 101V102H237L236 104H234L235 102H232V104L229 103V104H230V105H229L228 102H231L232 100L229 101V100L226 99L227 102H225V100H224L225 97H224V98H223ZM227 97H228V96H227ZM10 98H11V96H10ZM20 98H19V99H20ZM55 98H56V99H55ZM60 98H61V101H56L57 104L55 105V103H54L55 100H59ZM63 98H64V100H65L66 102H67V100H68V102L71 103V105H68V104H70V103L66 104L65 107H67L68 109H64V112L68 111V112L65 113V114H67V115H66L67 117L71 115V116L69 117V119L66 118V117H65V118L63 117V116H64V112H63V110H62V108H64V106H63L64 103L62 104V101H63L62 99H63ZM112 98L114 99V101L117 102V104H116V102L111 101ZM175 98H176V97H175ZM193 98H195V99L193 100ZM204 98H205V100H203ZM236 98H242V97H236ZM236 98H234V99H236ZM243 98H244V97H243ZM5 99H4V100H1V101H5ZM13 99H15V98H13ZM19 99H18V101L21 100L20 102H24V101H22V100H25V99H22V98H21L20 100H19ZM45 99H46V100H45ZM109 99H110V100H109ZM113 99H112V100H113ZM119 99L124 100V101H121V100H119ZM142 99H139V100L142 101ZM144 99H143V101H144ZM212 99H213V98H212ZM219 99H220V97H219ZM228 99H229V98H228ZM245 99H246V98H245ZM11 100H12V99H11ZM127 100H128V101H127ZM136 100L139 101L138 99H136ZM173 100H174V98H173ZM177 100H180V99L177 97L174 101H177ZM187 100H188V101H187ZM190 100H191V101H190ZM192 100H193V101H192ZM213 100H214V99H213ZM246 100H247V99H246ZM1 101H0V102H1ZM12 101H13V100H12ZM12 101H11V103H13V105L16 106V104L14 103V101H13V102H12ZM16 101H17V100H15V102H16ZM37 101H38V102H37ZM75 101H76V103L74 104L73 102H75ZM125 101H126L127 103H125ZM140 101H139V104H140ZM143 101H142V104H146V103L148 102V101H146V100H145L146 103L143 102ZM165 101H166V100H165ZM185 101H181V102L184 103ZM205 101H207V102H205ZM210 101H211V102H210ZM216 101H214V102H216ZM7 102H8V101H7ZM28 102H27V103H28ZM45 102H46V103H45ZM118 102H119V105H121V107L118 105ZM128 102H129V103H128ZM203 102H204V103H203ZM209 102H210V103H209ZM4 103L7 104L6 101H5ZM11 103H9V105H11ZM27 103H26V104H27ZM34 103H33V106L36 105L37 107H39L40 104H41V103H39V104H35V105H34ZM168 103H170V102L168 101ZM171 103H172V102H171ZM175 103H177V102H175ZM175 103H172V105H169V104H168V105H169V106H168L169 108L166 106V104L163 105L164 108H163L162 106H160V107L163 108V110L166 109V111H167V109H168L167 112H169V110L172 111V112H169V113H172L173 115H172V114H168V113H164V114H166L167 117H165V115L163 116V114H162V117H160V115H161L160 112H158V113H157V112H156V113H153V117H154V118H153V117L150 118L151 123H157V124L160 125V122H161V124H162L161 126H159V125H158V126H155V125H157V124H152L153 127H152V126H150V127H152L154 130H148L150 127H149V128L147 127V128H148V129H146L147 131H146V130H143V131H145V132H149V133H152L153 131H155V135H157V134L159 135V134L163 133L162 135H159L160 137H162L161 139H164V135L166 134L165 130H166L167 132L169 131L170 134L167 133V134L165 135V137L168 138V140H167L166 138H165L164 140H165V141H166V140L169 141L170 144H172V143L174 142V144H173V149L177 147L176 150L181 151L180 149L184 148V147H182V145H185V147H186V146L188 147V145H186V144H187V143L190 144V141H194V139H196L194 136H197V138H199V137L201 138V134H202L203 132H205L206 129H207V130L209 129V128H206V126H208V123H207V122H208L210 119H209L208 121H206V119H205V120L203 119L204 116L206 117L205 114L202 115L203 117L200 116L201 114H200L199 116H195V115H196V114H195L194 117H195V118L198 117V118L194 119V117L191 115L192 118L194 119V120H193V119L191 118L192 121H193V123L188 122V120H187L188 115H186V114L184 113V111L182 110L183 107L180 106V105L177 103L178 107L176 108L177 105H175ZM193 103H194V104L196 103V104H197V107H198V104H199L200 107H202V108H198V110H196V109L193 110V106H195V105H193ZM21 104H22V103H21ZM21 104L17 102V105L20 106ZM26 104L23 103L21 106L24 105V107L27 108L28 105L25 106ZM48 104H50L51 106H49ZM72 104H73V106L76 105L75 107H76L77 109H76V108H73ZM81 104H82V105H81ZM108 104H110V105L108 106ZM113 104L118 105V108H121V110H120V109H119V111L116 110V111H118V112H116L115 109H117V108H115V107H117V106H115V105H113ZM134 104H137V102L134 103ZM184 104H185V103H184ZM211 104H212L213 106H211ZM217 104H216V105H217ZM246 104H248V103H245V104H244V101H243V104H242L243 107H246V106H245ZM30 105L32 106V104H30ZM38 105H39V106H38ZM59 105H60V106H59ZM64 105H65V104H64ZM85 105H86V106H85ZM127 105H129V107H128ZM140 105H141V104H140ZM161 105H162V104H161ZM219 105H218V107H219ZM232 105H233V106H232ZM234 105H235V106H234ZM239 105H240V104H239ZM242 105H241V106H242ZM0 106H1V104H0ZM3 106H5V105H3ZM3 106H1V107H3ZM21 106H20L21 111H22L21 113H23L24 115L27 114V113L24 111V108H22ZM62 106H63V107H62ZM136 106H138V105H136ZM136 106H135V107H136ZM141 106H142L143 108L146 107V106H144V105H141ZM165 106H166L167 108H165ZM170 106L172 107V110H171ZM173 106H174V107H173ZM11 107H12V106H11ZM11 107L9 106L7 109H4V110H2V111L5 112L6 110H8V109L11 108ZM16 107H18V106H16ZM29 107H30V106H29ZM48 107H49V108H48ZM70 107H72V108H70ZM78 107H80V109H79ZM112 107H113V108H112ZM123 107H124V109H126V112H125V110L122 109ZM125 107H126V108H125ZM135 107L133 106V108H135ZM138 107H139V106H138ZM138 107H136L135 110H136V109H139ZM157 107H158V109H156V110H158V111H159V110H162V109H159V106H157ZM181 107H182V108H181ZM191 107H192V108H191ZM210 107L208 106L209 109H210ZM215 107H217V106H215ZM243 107H242V108H243ZM30 108H31V107H30ZM35 108H36V107H35ZM54 108H55V109H54ZM83 108H85V110H84ZM140 108H141V107H140ZM175 108H176V109H175ZM180 108H181V109H180ZM194 108H195V107H194ZM223 108H224V109H223ZM247 108H249V107H247ZM247 108H246V110H244V111H248ZM22 109H23V110H22ZM27 109H28V108H27ZM39 109H40V107H39ZM50 109H51V111H50ZM69 109H70V111H69ZM82 109H83V110H82ZM113 109H114V110H113ZM174 109H175V111H174ZM177 109H178L179 111H178ZM209 109H208V110H209ZM239 109H241V108H239ZM243 109H245V108H243ZM17 110H18V109H17ZM41 110H42V108H41ZM45 110H47V112H45ZM54 110H55V111H54ZM60 110H61V111H60ZM65 110H66V111H65ZM71 110H72V111H71ZM76 110H77V111H76ZM112 110H113V111H112ZM135 110H134V112H135ZM140 110H141V109H140ZM144 110H145V109H144ZM180 110H181L183 113H182ZM204 110H206V109H204ZM212 110H213V109H212ZM10 111L12 112V110L9 109V111H8L7 113H10ZM13 111H16V110L13 109ZM23 111H24V112H23ZM26 111H27V110H26ZM49 111H50V112H49ZM79 111L84 112V113H83L84 116H83V115L81 116V114H77V112L79 113ZM88 111H89V112H88ZM120 111H121V117L118 115V113H119ZM137 111H138V110H137ZM142 111H143V110H142ZM147 111H148V110H147ZM176 111H177V112H176ZM214 111H215V108H214ZM227 111H228V110H227ZM235 111H234L233 113H234L235 115H237V114H236L237 111H236V112H235ZM239 111H240V110H239ZM239 111H238V112H239ZM241 111H243V110H241ZM251 111H252V110H251ZM253 111H254V110H253ZM4 112H3V113H4ZM74 112H76V115L81 116V117H80L81 119H82L83 117H84V119L87 118V122H88V118H90L89 121L92 122V123H90V124H92L93 126H95V125L93 124V121H95V124H98V125H96V128H97V129H100V131L102 130L101 128L104 127V128L106 129L107 127H105V126H109V129H110V128L114 129V131H112V129H111V132H113V133H110V134H108V135L105 137V136H104L105 134L103 133V130L105 131V129H103L101 132H98L99 135H98V134L96 135V139H95V140H97V141H94V140H93V139L95 138V137H94V134L91 133L92 131L87 130V129L92 128L93 126L91 125V126H92V127H91L90 125L85 124V122H83V121H82L83 123H80V122H81V121H80V122H78V124L80 123V124H82V125H78V126H80V127L82 126V129H83V130H82L80 127L78 128V126H77V120H78V119H77V118H79V117H76V115L74 114ZM85 112H86V113H85ZM113 112H115V113L113 114ZM124 112H125V113H124ZM145 112H146V111H145ZM151 112H153V111L151 110ZM163 112H164V111H163ZM179 112H181V113H179ZM185 112H186V111H185ZM220 112H221V111H220ZM238 112H237V113H238ZM13 113H14V112H13ZM44 113H45L47 116H45ZM87 113H89V114L87 115ZM175 113H177V114L179 113L180 116H182V114L184 115V117L186 116L185 119H186V123H187V124H185V121L183 122L184 124H183L182 121H181V123L183 124V126H184V125H185V126L187 125L186 127H185V126L182 127V125H179V126H180L179 128H175L177 124H180V123H179L180 120L178 121V120L175 119L174 121H172V119H173L174 117H177V118L179 117V119H182V117H180L179 115L177 116V114H175ZM186 113H187V112H186ZM190 113H189V114H190ZM199 113H200V112H199ZM205 113H206V112H205ZM209 113H210V112H209ZM221 113H222V112H221ZM225 113H226V111L224 112V114H225ZM239 113H240V112H239ZM18 114H19V113H18ZM23 114H21V115H19V116L22 117ZM34 114H35V113H34ZM56 114H57V115H60V117H63L62 119H63L65 122L63 121V122L60 123V125H59L58 122L62 121V119L60 118V119L57 120V118H58L59 116L57 117ZM115 114H116V115H115ZM122 114H123V116H122ZM127 114H128V115H127ZM140 114L144 115V112H143V113H140ZM158 114H160V115H158ZM167 114H168V115H167ZM207 114H208V112H207ZM213 114H214V113H213ZM215 114L217 115L218 113L215 112ZM224 114H222V115L220 114V115L223 116ZM226 114H227V115H228V114L230 115V112H229V113H226ZM234 114H232V115H234ZM241 114H242V113H241ZM241 114H240V116H242ZM250 114H251V113H250ZM7 115H9V114H7ZM15 115L17 116V114H15ZM15 115H13V116H15ZM113 115H115V116L113 117ZM126 115H127V116H126ZM136 115L138 116V114H136ZM136 115H135V116H136ZM146 115H147V117H148V112L145 113V116H146ZM157 115H158V116H157ZM208 115H209V114H208ZM248 115H249V114H248ZM13 116H11V117H13ZM32 116H34V119L36 118L35 121L41 120V122H44V123H45V124H44L45 126H44L40 121H38L37 123L33 122V123H35L34 126H33L32 121H33L34 119H31ZM135 116H134V117H135ZM139 116H140V115H139ZM149 116H150V114H149ZM173 116H174V117H173ZM191 116H190V117H191ZM243 116H245V115H243ZM252 116H253V115H252ZM44 117H45V118H44ZM117 117H118V118H117ZM163 117L165 118V120H164ZM184 117H183V118H184ZM200 117H201V118H200ZM205 117H204V118H205ZM209 117H210V116H209ZM211 117H214V116L211 114ZM232 117H233V116H232ZM246 117H247V116H246ZM249 117H250V116H249ZM6 118L9 119L10 121L7 120ZM25 118H27L26 115H25ZM39 118H40V119H39ZM53 118H55L54 120H56L55 122H57V124L59 125V127L57 126V124L55 125V123L53 122L54 120L52 121ZM80 118H79V119H80ZM120 118H121L122 120L126 121V122L129 120L130 122H128V123L125 122V123H123V124H120V125H122V126L120 127L119 123H120L121 121H120V122L118 121V120H120ZM124 118H125V119H124ZM140 118H141V116H140ZM158 118H159V119H158ZM161 118H162V121H160V122L157 121V120H160ZM167 118H169V121H168ZM171 118H172V119H171ZM207 118H208V117H207ZM230 118H231V117H230ZM237 118H238V117H237ZM237 118H236V119H237ZM241 118H243V117H241ZM241 118H238L237 121H240ZM253 118H254V116H253ZM4 119H5V120H4ZM23 119H24V117H23ZM23 119H22V120H23ZM49 119H50V122H53V123H54L53 126H54V127L57 126L58 128H55V129H54L53 126L48 125V123H49V122H48ZM81 119H80V120H81ZM84 119H83V120H84ZM94 119H95V120H94ZM98 119H99V120H98ZM104 119H105V120H104ZM136 119L138 120L139 118L136 117ZM148 119H149V117H148ZM152 119H153V120H152ZM155 119H156V122H154ZM211 119H212V118H211ZM215 119H217V117H216ZM225 119H227V117H226ZM239 119H240V120H239ZM12 120H13V121H12ZM15 120H16V119H15ZM22 120H18V121L20 122V121H22ZM67 120H68V121H67ZM97 120H98V122H97ZM109 120H110V121H109ZM140 120H142V118H141ZM143 120H144V119H143ZM143 120H142V122H143ZM145 120H147V119H145ZM145 120H144L143 123H145ZM166 120H167V121H166ZM212 120H213V119H212ZM217 120H218V119H217ZM217 120H215V121H217ZM231 120H232V119H231ZM249 120H251V117L249 118ZM249 120H248V117H247V122H248ZM254 120H256V119L254 118ZM254 120H253V121H254ZM1 121L4 122V123H5V122H8V121H9V122H8V123H5V125L3 126L4 123H2ZM25 121H26V119H25ZM84 121H85V120H84ZM101 121H102V122H101ZM105 121H107V122H105ZM138 121H139V120H138ZM147 121H149V120H147ZM150 121H149V122H150ZM171 121H172V123H174V124H172V126H173L174 128H173L172 126H170V125H171V123H170ZM190 121H191V120H190ZM205 121H206V122H205ZM215 121H214L212 124H216V125H217V122H218L219 120H218L216 123H215ZM220 121H221V120H220ZM47 122H48V123H47ZM71 122H72V124H71ZM75 122H76V123H75ZM175 122H176V123H175ZM244 122H245V121H244ZM251 122H252V121H251ZM1 123H2V125H1ZM40 123H41V124H40ZM46 123H47V124H46ZM65 123H66V126H64ZM99 123H100V124H99ZM167 123H168V124H167ZM189 123H190V125H188ZM206 123H207V124H206ZM209 123H210V122H209ZM234 123H235V122H234ZM234 123H233V127H234V128H233L232 132H233V131L236 132V131H235V127H236V126H237L236 130H238V127H239V125H240L241 122H240V123H239V122H238V123L236 122V123H237L236 126L234 125ZM24 124H25V122L23 123V125H24ZM51 124H52V123H51ZM73 124L76 125V129H77V128L79 129L78 131L81 130V133H80V134H83L82 137L85 136V140H87L86 138H88L87 135H89V137H90V136H92L91 134H93V137H90L91 139L88 138V140L90 139V140H89V143H90V141L92 140V141H93L92 143H93L95 146H93V144L90 143L92 146L90 145L91 147H89L88 144L86 145V142H84L85 144L83 143V140H82V143H83L84 145H86V146H85V148H84L83 145L81 146V145L79 144L80 141H78V140H81V139H83V138L81 137V135H79V134L77 135V133L75 134V131H73L74 134H72L73 137H71L72 135L69 134V132H70L69 130H70V127H71ZM83 124H84L86 127H83V126H84ZM101 124H102V126H101V128H100V125H101ZM114 124H115V125L118 124V125L115 126ZM134 124H136V123L134 122ZM138 124H141V123L139 122ZM163 124H165V125H163ZM169 124H170V125H169ZM192 124H193V125H192ZM238 124H239V125H238ZM250 124H251V123H250ZM250 124H249V125H250ZM254 124H256V123L254 122ZM31 125H32V126H31ZM39 125H41V126H39ZM47 125H48L49 127H46ZM69 125H70V126H69ZM75 125H74V126H75ZM150 125H151V124H150ZM168 125H169V127H171L172 129H176V130H177V133H175L176 130H174V131H173L174 133L172 132V134H171V131L169 130L170 128H168ZM210 125H211V123H210ZM210 125H209L208 127H210V129H211L212 131H214V132H212V131H211V132L214 133V134H219V131H220L221 129L218 130V128H217V131H218V132H217V131L213 130V126H210ZM246 125H247V124H246ZM60 126H62V127H60ZM97 126H98V127H97ZM124 126H125V127H124ZM141 126H143V125H141ZM144 126H147V124L144 125ZM231 126H232V124H231ZM241 126H242V124H241ZM243 126H244V129H245V130L248 129L247 126H245L244 124H243ZM243 126H242V127H243ZM3 127H4V129L1 130ZM27 127H31V130H29V128H27ZM34 127H35V129H34ZM36 127H37V129H36ZM50 127H52L54 130L51 129ZM67 127H68V128H67ZM89 127H90V128H89ZM118 127H120V128H123V127H124L125 129L123 128L124 130H122V129L118 128ZM133 127H134V126H133ZM157 127H158V128H157ZM177 127H178V126H177ZM214 127H215V126H214ZM254 127H258V126H254ZM254 127H253V128H254ZM19 128H20L21 130H19ZM32 128H33V129H32ZM64 128H65V129H64ZM72 128H73V127H72ZM72 128H71V129H72ZM74 128H75V127H74ZM96 128H95V129H96ZM117 128L120 129V130H119V131H118V130L115 131ZM129 128H130V129H129L130 131H131V129H134V128H132V127H129ZM135 128H136V127H135ZM144 128H145V127H144ZM167 128H168V129H167ZM229 128H230V127H229ZM251 128H252V126L249 127V129L247 130V131L249 132V134H247V133H248L247 131H245L246 135H244V134L242 133V138H243L244 136H249V137H252V138H253V135H252L253 132H252ZM43 129H44V130H43ZM45 129H46V130H45ZM56 129H57V130H56ZM67 129H68V130H67ZM109 129H108V130H109ZM137 129H139V128H137ZM150 129H151V128H150ZM156 129H157V131H156ZM180 129H181V130H180ZM210 129H209V130H210ZM214 129H215V128H214ZM255 129H256V128H255ZM33 130H35V133L37 132L36 130H38L37 133H39V134H38L39 137L41 136V134L44 135V136H42V137L44 138V139H43L42 137H40V138L38 137V138H37V136H36V134H35L36 139H37V141H38L39 144H40V145H39V144H36V145L39 146V147H37L39 151H38L37 149L35 150V148H34L35 146H34V147H31V146H33V145H32V144L30 145V142H28L30 139H28V137L25 136V135H27L28 133H29V134H33V133H30V131L32 132ZM42 130H43V131H42ZM58 130H59L60 132H58ZM74 130H75V129H74ZM84 130H87V131H85V133H82V132H84ZM90 130H91V129H90ZM92 130H94V129H92ZM129 130H128V132H129ZM207 130H206V131H207ZM222 130H224V129H222ZM222 130H221V132H223ZM226 130H227V129H226ZM230 130H231V129H230ZM241 130H243V129H242V128L239 129V132H240V133H241ZM14 131H15V130H14ZM22 131H23V132H22ZM48 131H49V132H48ZM68 131H69V132H68ZM120 131H121V132H120ZM132 131H134V130H132ZM132 131L129 132V133L132 134ZM135 131H136V130H135ZM135 131L133 132V133H134L133 135L136 136ZM138 131H139V130H138ZM143 131H141V132H143ZM158 131H160L161 133L158 132ZM10 132H11V131H10ZM12 132H13V131H12ZM20 132H21V133H20ZM42 132H44V133H42ZM88 132H89V133H88ZM96 132H97V130H96ZM96 132H95V133H96ZM108 132H110V131H108ZM157 132H158V133H157ZM208 132H210V131H208ZM215 132H216V133H215ZM221 132H220V135H221ZM224 132H225V131H224ZM224 132H223V133H224ZM232 132H229V131H228L227 134H228V133L232 134ZM234 132H233V133H234ZM243 132H244V131H243ZM251 132H252V134H251ZM25 133H26V134H25ZM49 133H50V134H49ZM54 133H55V135H56L58 138L54 135ZM64 133H66L67 136L64 135ZM90 133H91V134H90ZM123 133H125V135H123ZM129 133H128V134H129ZM137 133H138V132H137ZM153 133H154V132H153ZM156 133H157V134H156ZM8 134H9V132H7V135H8ZM29 134H28V136H29ZM60 134H61V135H60ZM85 134H86V135H85ZM100 134H102V135H100ZM103 134H104V135H103ZM131 134H129L130 136L128 135V139H129V137L132 136ZM140 134H141V133H140ZM140 134H138L137 136H139ZM203 134H204V133H203ZM203 134H202V135H203ZM208 134H211V133H208ZM208 134H205V135L207 136ZM225 134H226V133H225ZM236 134H237V132H236ZM254 134H255V137L258 135L257 132H254ZM256 134H257V135H256ZM45 135H46V136H45ZM48 135H50V136H48ZM59 135H60V137H62V138H60ZM69 135H71V136H69ZM75 135H76V136H75ZM122 135H123V136H122ZM150 135H153V134H150ZM168 135H169V136H168ZM173 135H175V136L173 137ZM205 135L202 137L203 139L205 138ZM232 135H233V134H232ZM243 135H244V136H243ZM24 136H25V137H24ZM33 136H34V135H33ZM33 136H31V137H33ZM35 136H34V137H35ZM47 136H48V137H47ZM51 136H52V137H51ZM64 136H65V137H64ZM68 136L71 137V138L73 139V141H72V139L69 138ZM101 136H102V137H101ZM108 136H109V137H108ZM140 136H141V135H140ZM143 136H145V135H143ZM171 136H172V137H171ZM189 136H190V137L192 136V138H191L190 141L187 142V139L190 138ZM235 136H236V135H235ZM238 136H240V134H239ZM238 136H237V138H238ZM23 137L25 138L26 141H27V140H28V141L25 142V140H24ZM29 137H30V136H29ZM55 137L57 138L58 141H55V140H56ZM67 137H68L69 139H67ZM75 137H76L77 139H76ZM80 137H81V138H80ZM97 137H101V140L98 138V139H99V141H98ZM104 137H105L106 139H103ZM133 137H134V136H133ZM156 137H157V136H156ZM169 137H171V138L169 139ZM223 137L228 138V136L222 134V138H223ZM232 137H233V136H232ZM255 137H254V138H255ZM12 138H13V139H12ZM20 138H22V139L20 140ZM46 138H47V139H46ZM53 138H54L55 140H54ZM107 138H108V139H107ZM135 138H137V137H135ZM135 138L133 139V140H135V143H134V142H132V143L136 145V144H137V143H136L137 141H136ZM158 138H159V137H157L156 139H158ZM172 138H173V141H172ZM200 138H199V139H200ZM219 138H221V137L219 136ZM234 138H235V137H234ZM242 138L240 137L241 140H242ZM246 138H247V137H246ZM0 139H1V138H0ZM17 139H18V140H17ZM31 139H32V138H31ZM34 139H35V138H34ZM70 139H71L72 142L70 141ZM130 139H131V138H130ZM192 139H193V140H192ZM199 139H198V140H199ZM223 139H224V138H223ZM230 139H231V138H230ZM13 140H14L15 143H16V141H17L19 144L21 143V141H24L23 144H22L21 146H24L23 148H25V149H23V150H21L20 148L16 149L17 146L13 145V144H15V143L13 142ZM19 140H20V142H19ZM39 140H40V141H39ZM44 140H46V141H44ZM51 140H52V141L54 140V142H53V143H50V142H52ZM63 140H64V142H63ZM67 140H69V142H66ZM75 140H76L75 143L79 142V143H77V145L74 143ZM88 140H87V142H88ZM154 140H155V139H154ZM170 140L172 141V143H171ZM188 140H189V139H188ZM241 140H240V141H241ZM246 140H247V139H246ZM250 140H251V138H250ZM262 140H263V139H261V141H262ZM1 141H2V139H1ZM30 141H31V140H30ZM35 141H36V140H35ZM41 141H43V142H41ZM122 141H123V143H121ZM131 141H132V139L130 140V143H131ZM156 141H157V140H156ZM161 141H162V140H161ZM196 141H197V139H196ZM199 141H201V140H199ZM240 141H239V142H240ZM242 141H243V140H242ZM261 141L258 140L257 142L260 143ZM33 142H34V141H33ZM38 142H37V143H38ZM40 142H41V143H40ZM56 142H58V143L61 144L60 146H58V148H59L61 151L63 150V153H64V154H63V153L61 154L60 151H57V153L54 152L53 154H52V153H48V155H45V157H44V154L47 153V150H48L47 148L52 149L53 144H55ZM62 142H63V143H62ZM70 142H71V143H74V146L71 145ZM94 142H96V144H95ZM110 142H111L112 144H116V145L113 146ZM226 142H228V141H226ZM234 142H236V140H234ZM246 142H247V141H246ZM7 143H8V140H7ZM27 143H28L30 146H29V145H27V146L24 145V144H27ZM34 143H36V142H34ZM58 143H56V144L58 145ZM66 143H67V144H66ZM155 143H156V142H155ZM164 143H165V142H164ZM169 143H168V144H169ZM185 143H186V144H185ZM223 143H224V142H223ZM237 143H238V142H237ZM248 143H249V142H248ZM62 144H65L66 146H65V145H64V146H65L66 148L68 147L67 149H70V151H67V150L65 149V150L68 152V154H67V152H64V148H63L64 146H63ZM110 144H111L112 147L110 146ZM150 144H154V143L151 142ZM229 144H230V141L228 142V145H229ZM255 144H256V143H255ZM8 145H9V144H7V146H8ZM41 145H42V146H41ZM75 145H76L77 147H78V145H79V150L82 149L81 151H83V152L77 151L78 149H76L77 147H75ZM166 145H167V142H166ZM212 145H213V144H212ZM212 145H211V146H212ZM225 145H226V144H225ZM239 145H241V142H240ZM239 145H238V146H239ZM258 145H260V144H258ZM258 145H257V146H258ZM28 146H29L30 148H33V150H34L35 152H32V150L28 149ZM54 146H55V145H54ZM87 146H88V147H87ZM97 146H98V147H97ZM109 146H110L111 148H110ZM120 146L122 147V145H120ZM151 146H152V148H151ZM151 146H149V147L152 149V152H153L152 155H153V156H156V158H157V155H158V154L156 155V153H155V155H154V151H153L155 146H154V147H153V145H151ZM160 146H161V145H160ZM160 146L158 145V147H160ZM169 146H170L171 148H170ZM169 146H168V147H169L168 149L171 150V149H172V146H171V145H169ZM215 146H217V145H215ZM229 146H230V145H229ZM235 146H236V144H235ZM40 147H41V148H40ZM71 147H74L76 150H73L74 148H71ZM92 147H93V148H92ZM94 147H95V148H94ZM118 147H119V146H118ZM137 147H138V145H137ZM181 147H182V148H181ZM223 147H224V146H223ZM232 147H233V146H232ZM243 147H244L245 149H248V150H249V147H248V148H246L245 146H243ZM251 147H252V145H251ZM0 148H1V142H0ZM26 148H27V149H26ZM42 148H43V149H42ZM44 148H45V149H44ZM58 148H56V149H58ZM87 148H88V149H87ZM91 148H92V150H91ZM164 148H165V147H164ZM166 148H167V147H166ZM178 148H180V149H178ZM215 148H216V147H215ZM224 148H225V147H224ZM230 148H231V147H230ZM235 148H236V147H235ZM237 148H238V147H237ZM239 148H241V146H239ZM253 148H254V147H253ZM257 148H258V147H256V150L250 151V153H249V151H246V150H243V151L241 150V152H240V151H239L240 149H237V150H238V151H237V154H238V155H236V154H234V155L237 156V157L235 156L236 158H240V160L242 159V161L239 162V161H240L239 159H236L234 156H231V154H229V156H230L231 158H227V159H232L231 161L234 162V163H231V162H228V163H230V165L232 164L231 167H233V164H234V166H235V164L237 165V163H235V162H238V164L242 163V164H241V166H242L241 170L244 169L245 172H246V170H248L249 168L252 169L253 166L256 165L257 163L254 164V165H253L252 163H249L250 167H248V169L246 168V170H245V168H244L246 165L243 166V163L246 162L245 159L248 160V158H250V159H251L252 157L254 158V156H252V155H254V154H255L256 156H258V154H257L258 152L253 153L252 155H250L252 152L257 151ZM260 148H261V147L258 148V151L260 150ZM85 149H86V150H85ZM147 149H148V148H147ZM147 149H145V151H146ZM158 149H159V148H158ZM161 149H162V147H161ZM161 149H160V150H161ZM173 149L171 150V153L173 152L172 155H174V154H175L174 152L176 151L175 149H174L175 151H174ZM233 149H234V147H233ZM233 149H232V150H233ZM242 149H243V148H242ZM29 150H30V152H29ZM40 150H42L43 152L40 153ZM44 150H45L46 152H45ZM52 150H54V149H52ZM84 150H85V151H84ZM118 150H119V149H116V151H118ZM162 150H164V149H162ZM170 150L168 151V150L165 149V151H168L167 153H169V154H170ZM212 150H213V148H212ZM229 150H231V149H229ZM234 150H236V149H234ZM1 151H3V149H2ZM75 151H77V152H75ZM89 151H90V152H89ZM95 151H94V152H95ZM97 151H98V150H97ZM105 151H106V152H105ZM244 151H245V152H244ZM262 151H263V150H262ZM21 152H23V153H21ZM44 152H45V153H44ZM51 152H52V151H51ZM58 152H60V154H58ZM74 152H75V155H74L73 157H75V156H76V157H75V158H72V159H75V160H74V161H70L71 163H68L69 160L66 161V159H68V158H66L65 155L67 154V155L69 156V158H71L70 155L72 156V155L74 154ZM143 152H144V151H142V153H143ZM158 152H159V150H158ZM182 152H183V150H182ZM227 152H228V151H227ZM232 152H235V151H232ZM232 152H229V153H232ZM238 152H240V153H238ZM246 152H247L248 154H247ZM24 153H25V154H24ZM26 153H27V154H26ZM82 153H83V154H82ZM95 153H96V152H95ZM95 153H94L93 156H95ZM99 153L97 152V154H99ZM142 153H141V156H142V155L144 156V154H142ZM144 153H145V155H147L146 152H144ZM148 153H150V151H149ZM160 153H161V152H160ZM162 153H164V151H163ZM225 153H226V152H225ZM243 153H244V154H243ZM259 153H260V151H259ZM263 153H264V152H263ZM20 154H21V156H23V157H21V156L19 157ZM29 154H30L31 156H30ZM33 154H34V155H37L38 157H37V156H34ZM49 154H52V157H51ZM176 154H178V152H176ZM239 154H240V155H239ZM260 154H261V153H260ZM53 155H56L55 158H54ZM58 155H59V156H58ZM63 155H64V157H63ZM99 155H101V154H99ZM102 155H101V156H102ZM116 155H117V154H116ZM226 155H227V154H226ZM9 156H10V158H11L12 161H10V159H9V160L6 159V158H8ZM29 156H30V157H29ZM32 156H34V158L37 157V158H36V161L32 158ZM41 156H43V157L40 158ZM80 156H79V157H80ZM101 156H98V155H97V157L95 156L96 160H97V158H99V157H100V158H99L100 160L102 159V157H104V156H102V157H101ZM143 156H142V158H144V160H145L144 162H146L145 164L143 163V165H144L143 167H146V168H144L146 171L143 169V171L146 172V173L144 172V175H143V176H146L145 174H147V172H149V173L147 174V176L145 177L144 183H145L146 181H147V183H148V180L151 179L152 177L157 176V175H158V177H159V176L162 175L161 173H163V172H160V171H159V170H160L159 167H161L163 163H160L161 165H159V167H158V166H156L155 164H156V163H159V162L154 161V159L152 160V158L149 159L150 156H149V157L147 156L148 159L145 158V157H143ZM153 156H152V157H153ZM159 156H161V155H159ZM227 156H228V155H227ZM227 156H225V157H227ZM238 156H241V157H242V156H245L246 158H245V157H244V158H241V157H238ZM256 156H255V157H256ZM261 156H262V155H261ZM47 157H48V161L45 160ZM50 157L53 158L54 161H53L52 159H50V160H51V161H50V160H49ZM82 157H83V156H82ZM161 157H164V158H165V155L162 154ZM167 157H168V156H167ZM169 157L172 158L171 155H170ZM223 157H224V156H223ZM232 157H234V158H232ZM247 157H248V158H247ZM258 157H260V155H259ZM263 157H264V156H263ZM64 158H65V159H64ZM95 158H93V159H95ZM105 158H106V156H105ZM113 158H114V157H113ZM142 158H141V161H139L140 163H141L142 160H143ZM164 158H163L162 160H164ZM220 158H221V157H220ZM261 158H262V157H261ZM79 159H80V158H79ZM79 159L76 160V162H78ZM103 159H104V158H103ZM157 159H160V157L157 158ZM157 159H156V160H157ZM173 159H174V158H173ZM173 159H172V160H173ZM233 159H236V160H233ZM250 159H249V160H250ZM254 159H256V158H254ZM6 160H7L8 162H11V164H9V163H5ZM32 160H33V161H32ZM37 160H38V161L40 160V161L37 162ZM88 160H89V158H88ZM91 160H92V159H91ZM108 160H110V159L108 158ZM162 160H161V162H163ZM165 160H166V159H165ZM219 160H220V159H219ZM262 160H264V159L262 158ZM262 160H261V161H262ZM34 161H35V162H34ZM43 161H44V162H43ZM52 161H53V162H52ZM55 161H56V162H55ZM58 161H59V162H58ZM81 161H83V159L80 160V162H81ZM252 161H253V160H251L250 162H252ZM256 161H257V160H256ZM261 161H260V162H261ZM12 162H13V163H12ZM31 162H34V163H32L33 167H34V166H37V167L39 166V168H40V169L38 170L39 172H38V171L36 172V170L38 169L37 167L32 168V166L29 165ZM49 162H52V164L49 163ZM93 162H94V161H93ZM102 162H103V161H102ZM108 162H109V161H108ZM164 162H165V161H164ZM225 162H226V160H223L222 162H221V161H217V165H222L223 163L225 164ZM247 162H248V161H247ZM254 162H255V160L253 161V163H254ZM257 162H258V161H257ZM263 162H264V161H263ZM35 163H38V165H37V164L35 165ZM45 163H46V164H45ZM57 163H58V164H57ZM65 163H66V164H65ZM67 163H68V164H67ZM89 163H91V161H89ZM99 163H101V162H99ZM99 163H98V164H99ZM148 163H149V164H148ZM150 163H151V166H150ZM165 163H166V162H165ZM228 163H226V164L228 165ZM258 163H259V162H258ZM261 163H262V162H261ZM4 164H5V165H6V164H9V166L11 165L10 169H9V167H8V169H7V167L4 168ZM42 164H43V165H42ZM63 164H64V165H63ZM76 164H77V166H79L78 164H80V163L78 162V163H76ZM81 164H82V163H81ZM81 164H80V165H81ZM152 164H154V165L152 166ZM190 164H191V163H190ZM259 164H260V163H259ZM263 164H264V163H263ZM82 165H83V164H82ZM92 165H93V164H92ZM139 165H140V164H139ZM139 165H138V166H139ZM145 165H146V166H145ZM148 165H149V166H148ZM192 165H193V164H192ZM230 165H229V166H230ZM249 165H248V166H249ZM251 165H253L252 168H251ZM6 166H8V165H6ZM64 166H65V168H66V167H70V166H71V167L65 169ZM88 166H89V164H88ZM140 166H142V164H141ZM140 166H139V167H140ZM2 167H3V168H2ZM89 167H90V166H89ZM121 167H125V166H121ZM153 167H154V168H153ZM156 167H157V168H156ZM219 167H220V166H219ZM231 167H230V169H231ZM237 167H238V165H237ZM263 167H264V165H263ZM263 167L260 166V168H263ZM41 168H42V169H41ZM74 168H75V169H74ZM76 168L82 170V172L79 173L80 170H79V171H76ZM137 168H138V167H137ZM166 168H167V166H166ZM217 168H218V166H217ZM234 168H236V166L233 167L232 169H234ZM71 169H72L73 171H72ZM149 169H150V170H149ZM154 169H155V170H154ZM218 169H220V171H222L221 168H218ZM224 169H225V167H224ZM230 169H229V171H231L232 173H233V171H235V170H232V169L230 170ZM256 169H258V167H256ZM263 169H264V168H263ZM5 170H6V171H5ZM10 170H11V171H10ZM29 170H30V171H29ZM74 170H75L76 172H75ZM90 170H92V169L90 168ZM131 170H132V169H131ZM138 170H139V169H138ZM140 170L142 171L141 168H140ZM156 170H157V171H156ZM162 170H163V169H162ZM226 170H228V167L226 168ZM226 170L224 171L225 174H226ZM258 170H259V169H258ZM260 170H261V169H260ZM132 171H133V170H132ZM151 171H152V173H156V174H155V175L153 174V176L147 180V178L151 176V175H150ZM164 171H165V170H164ZM167 171H168V170H167ZM218 171H219V170H218ZM220 171H219V173H220ZM237 171H238V170H237ZM239 171H240V170H239ZM251 171L253 172V170H251ZM251 171H250V172H251ZM3 172H5V173H3ZM32 172H33V173H32ZM134 172H135V171H134ZM134 172H132L134 175H130V174H132V173H129V174H128V175H130L129 177H131V179L135 178V177H133V176H135V173H137V172H135V173H134ZM158 172H159L161 175L158 174ZM168 172H169V171H168ZM179 172H180V170H179ZM231 172H230V173H231ZM245 172H243V173H245ZM250 172H249V173H248V171L246 172V173H248L247 178H250L251 176H253V173L251 172V173H252V174H251ZM254 172H255V174H256L255 169H254ZM2 173H3V174H2ZM7 173H8V174H7ZM23 173H25V174H23ZM55 173H56V174H55ZM127 173H128V172H127ZM127 173H126V174H127ZM139 173H140V172L138 171L137 174H139ZM141 173H143V172H141ZM200 173H201V172H200ZM232 173H231V174H232ZM237 173H238V172H237ZM239 173H240V172H239ZM17 174H18V175H22V176H21V177L18 176V178H17V177H16ZM221 174H222V172H221ZM231 174H229V176H227V177L230 178ZM234 174H235V173H234ZM257 174H259V173H257ZM257 174L254 175V176H257ZM1 175H2V176H1ZM6 175H7V177H6ZM14 175H15V178H14ZM89 175H90V176H89ZM139 175H141V174H139ZM168 175H169V174H168ZM223 175H224V174H222V177H226L225 175H224V176H223ZM237 175H239V174H237ZM237 175L235 174L234 176H235V177H238ZM240 175H241V174H240ZM245 175H246V174H245ZM245 175H244V179L246 180V176H245ZM29 176H30V175H29ZM60 176H61V175H60ZM67 176H68V175H65V176L63 175V176H62V177L64 178V181H65V182H64L63 180H60V181H62V183H64V184H65L66 182L68 183V181H66V178H65V177H67ZM126 176H127V175H126ZM197 176H198V177H199V176L201 177L202 175L198 174ZM206 176H207V175H206ZM206 176H205V177H206ZM232 176H233V174H232ZM259 176H261V175L259 174ZM259 176H257V177L259 178ZM262 176H263V174H262ZM3 177H5V178H3ZM8 177H9V178H8ZM35 177H36V176H35ZM46 177H47V176H46ZM46 177H45V179H46ZM52 177H51V178H52ZM158 177H156L157 180H161V181L164 180V182H165V186H166V184H167V180H166V179H167V175H166V176L162 175V176L159 177V178H158ZM198 177H197V179H198ZM202 177H203V176H202ZM202 177H201V178H202ZM257 177H255V180H254L255 183H252L253 186H254L255 188H254L252 185L249 186L250 189H251V191H252V188H251V187H253L254 189H256V187H258V186H257L258 183H257V181H256V180H257V179H256ZM47 178H48V177H47ZM54 178H55V177H53V179H54ZM69 178H70V177H69ZM72 178H73V179H72ZM88 178H89V179H88ZM142 178H144V177H140V179H142ZM156 178H154V181H155ZM251 178H252V177H251ZM262 178L264 179V177H262ZM262 178L260 177V179H258V180H261ZM9 179H11V180H9ZM12 179H13V180H12ZM45 179H44V181H46ZM55 179H57V178H55ZM59 179H61V178H59ZM67 179H68V178H67ZM131 179H130V183H131ZM206 179H209V178H205L204 180H206ZM244 179H243V181H245ZM252 179H254V178H252ZM263 179H262V180H263ZM4 180H5V181H4ZM39 180H42V179H39ZM50 180H51V179H50ZM85 180H86L87 182L89 181V182L91 183L90 188H91V186H92V187H93L92 189L87 188V187L84 185V184H87V183H83V182H86ZM151 180H153V178H152ZM165 180H166V181H165ZM226 180H227V179H226ZM228 180H229V179H228ZM228 180H227V181H228ZM230 180H231V182L234 181V177H233V180H232V178H230ZM230 180H229V181H230ZM9 181H10L11 183H9ZM31 181L33 182V177H32V179H31ZM54 181H56V180H54ZM57 181H59V180L57 179ZM57 181H56V182H57ZM125 181H126L125 183H126V185H127V188H125V191H126V189L128 190V183H129V180H125ZM135 181H136V180H135ZM149 181H150V180H149ZM202 181H203V180H202ZM202 181H199V182H200V183H204V182H202ZM207 181H208V180H207ZM227 181H225V182H227ZM229 181H228V182H229ZM236 181H238V178H237ZM5 182H6V183H5ZM25 182H26V183H25ZM32 182H30V184H32ZM49 182H51V181H49ZM49 182H48V183H49ZM56 182H55V183H56ZM93 182L95 183V181H93ZM157 182H159V181H157ZM164 182L162 181V183H164ZM169 182H170V180H169ZM172 182H176L175 179L172 180ZM221 182H222V181H221ZM223 182H224V181H223ZM261 182H263V181H261ZM13 183H15V184L17 185L16 181L13 182ZM45 183H47V182H45ZM45 183H44V184H45ZM59 183H60V182H58V183H56V184H54V185H57V184H59ZM75 183H76V184H75ZM130 183H129V184H130ZM162 183H161V184H162ZM195 183H196V182H195ZM200 183H198V184L200 185ZM234 183H235V182H234ZM49 184H50V183H49ZM52 184H53V182L51 183V185H52ZM81 184H82V185H81ZM131 184H132V183H131ZM157 184H158V183H157ZM161 184H160V186H161ZM206 184L208 185V183H206ZM214 184H215V183H214ZM217 184H219V182H218ZM217 184H216V186H217ZM235 184H236V183H235ZM13 185H14V184H13ZM13 185H12L11 187H13ZM18 185H19V184H18ZM18 185H17V186H18ZM23 185H22V187H23ZM37 185H39V188H40V184H37ZM37 185H34V186L37 187ZM66 185H67V184H66ZM162 185L164 186V184H162ZM167 185H168V184H167ZM201 185H202V184H201ZM201 185H200V186H201ZM222 185H223V184H222ZM225 185H226V184H225ZM225 185H223V186H225ZM230 185L232 186V184H230ZM230 185H229V186H230ZM248 185H250V183H249ZM9 186H10V185H9ZM9 186H8V187H9ZM14 186H15V185H14ZM31 186H32V185H31ZM34 186H32V188H35L36 191L41 189V188L38 189V188H36V187H34ZM61 186H62V184H61ZM63 186H64V185H63ZM81 186H82V187L84 186V187H86L87 189L84 190V187H83V190H84V192H83ZM87 186H89V184H88ZM124 186H125V184H124ZM130 186H131V185H130ZM200 186H199V187H200ZM203 186H205V185L203 184ZM229 186H228V187H229ZM231 186H230V187H231ZM67 187H68V186H67ZM70 187H71V186H70ZM70 187H69V188H70ZM73 187H72V189H73ZM199 187H198V188H199ZM206 187H207V186H206ZM208 187H209V186H208ZM208 187H207V188H208ZM214 187H215V186H214ZM214 187H212V188H214ZM219 187H220V186H219ZM225 187H226V186H225ZM228 187L223 188V190H224V189L226 190ZM9 188H10V187H9ZM13 188H14V190H15L16 186L13 187ZM32 188L30 187V189H32ZM95 188H96V189H95ZM129 188H130V187H129ZM134 188H135V187H134ZM194 188H195L196 190L198 189V188H197V184H196V187H194ZM194 188H193V192H194ZM204 188H205V187H204ZM212 188H210V189H212ZM220 188H221V187H220ZM0 189H1V188H0ZM6 189H8V188H6ZM11 189H12V188H10V190H11ZM19 189H20V187H19ZM19 189H18V187H17V189H16V190H17V193H18L19 191H20V192L22 191V190H19ZM24 189H25V188H24ZM24 189H23V191H24ZM35 189L29 191V193L32 192V191L35 192ZM70 189H71V188H70ZM89 189H90V190H89ZM122 189H124V187H122ZM131 189H132L131 192L135 190V189L133 190L132 186H131ZM136 189L138 190V188H136ZM200 189H201V188H200ZM208 189H209V188H208ZM254 189H253V190H254ZM10 190H9V191H10ZM12 190H13V189H12ZM14 190H13V192H14ZM25 190H26V189H25ZM27 190H28V189H27ZM79 190H80V191H79ZM86 190H87V191H86ZM88 190H89V191H88ZM97 190H98V189H97ZM202 190H203V189H202ZM205 190H207V189L205 188ZM212 190H214V189H212ZM216 190H217V189H216ZM246 190H248V188H247ZM23 191H22V192H23ZM68 191H69V190H68ZM68 191H67V192H68ZM85 191H86V192H85ZM90 191H91V192H90ZM98 191H99V190H98ZM125 191L123 190L122 193H123V194H124V193H127V194H128V192H125ZM197 191H200V192H198V193H200V194L202 195L203 192L201 193V190L198 189ZM220 191H221V190L219 189L218 192H220ZM227 191H228V189H227ZM249 191H250V190H248V192H249ZM1 192H4V191H1ZM7 192H8V191H7ZM13 192L10 191L11 194L8 192V194H10L11 196H8V197H7L8 194L6 193V190H5V194H7L6 197H7L8 199H10V198H14V199L16 198V199H18V196L16 195L17 193H16V194L14 193L15 195L12 196ZM26 192H27V191H26ZM37 192H38V191H37ZM87 192H89V193H87ZM95 192H96V191H94V193H93L94 195H93V196H95V195L97 194V192H96V193H95ZM129 192H130V191H129ZM131 192H130V193H131ZM174 192H175V190H174ZM195 192H196V191H195ZM212 192H215V191H212ZM218 192H217V193L215 192L216 194L214 193V195L219 194ZM23 193H24V192H23ZM79 193H80V194H79ZM133 193H134V195L136 196L137 193H135V191L132 192L130 195L132 196ZM198 193L196 192V193H194V194H198ZM209 193H210V191H209ZM238 193H239V192H238ZM254 193L257 195L258 199H259V198H262V195H264V194H261V192H259V191H257V190H254ZM25 194H26V193H25ZM34 194H35V193H34ZM71 194L68 193V196H70V198H73V200H74V198H75L76 196H75V197H72ZM82 194H83V197H82ZM127 194H126V195H127ZM181 194H182V193H181ZM194 194H193V195H194ZM200 194H198V196H200ZM203 194H204V193H203ZM205 194H206V193H205ZM207 194H208V193H207ZM210 194H211V193H210ZM220 194H223V195H221V196H222V197L220 198L221 200H222V198H223L225 195H227V193L224 194L223 192H222V193L220 192ZM235 194H236V193H235ZM239 194L241 195V193H239ZM252 194H253V193H252ZM18 195H20V196L22 197V200H20V201L15 200V201L13 202V204H14L15 202H16V204H19L20 202L22 203L23 201H25V198H23V197H24V194H22V193H18ZM99 195H107V193H106V192H103V191L100 190V191H99ZM124 195H125V194H124ZM134 195H133V196H134ZM137 195L139 196V194H137ZM171 195H173V194L171 193ZM211 195H213V193H212ZM20 196H19V197H20ZM25 196H27V194H26ZM29 196H32V197H31V198L28 197V199L30 198L34 203H37L36 200H35V198L33 197V193H32L31 195L29 194ZM88 196H89V195H88ZM93 196H92L91 198H93ZM131 196H130V197H131ZM196 196H197V195H196ZM198 196H197V197H198ZM234 196H235V195H234ZM234 196H233V197H234ZM259 196H260V197H259ZM21 197H20V198H21ZM78 197H79V196H78ZM96 197H98L99 199L101 198L100 196H98V194L96 195ZM108 197H109V195H108ZM126 197H127V196H126ZM130 197H129V195H128V198H130ZM136 197H137V196H136ZM136 197H134V198L136 199ZM177 197H178V195H177ZM201 197H202V196H200V197H198V198L200 199ZM204 197H207V196H204ZM212 197H215V196H212ZM212 197H211V198H212ZM216 197H218V196H216ZM216 197H215V198H216ZM235 197L237 198V200L235 199L236 202L242 200V203H243L244 198L242 199V197H241V198H240L241 200H238V195H236ZM235 197H234V198H235ZM251 197H252V195H251ZM255 197H256V196H255ZM257 197H256L255 200H256V201H259V200H257ZM20 198H19V199H20ZM87 198H88V197H87ZM87 198H86V199H87ZM98 198H95L96 200H94V199H90V198H89V199L92 201V203H94L93 206H94L95 208L93 207V209H91V212H92V210H93V211H94L93 213H95V216H96L99 212H101V211H98V209H97L98 207H96V206L100 203L99 200H97ZM104 198H107V197H104V196H103V198L100 199V201H101L100 206L102 205V202H103V204L106 205L107 207L103 205V206H101L100 208H104V209H106V210H105V213H104V214L106 215V211H107V212L109 211V208H110L109 206L112 207L111 204H113V206H115V203H113V201H112V203H111V202H107V200L104 199ZM137 198H140V197H137ZM169 198H170L171 201L176 199V197H175L174 199H171V196H170ZM172 198H173V197H172ZM179 198H180V199H179ZM179 198L174 202L175 204L172 203L173 205L170 206L171 203H169V202H171V201L168 200V198L166 197V200L168 201V202H167V201H166V202L169 204L170 207H169L167 204H164L165 206L168 207V208H167V207H166V208L164 207V208H165V211H166L167 209H169L167 212H164V214L169 215L168 212H169V213L171 212V211H170V208H171L172 206H173V208H171V210L176 211V208H174V207H176L177 205H178V206H181L182 204H184V205H182L183 207L181 206V208H177V209H180L181 212H182L183 208L185 207V203H183V202L178 203L177 201H179V200L184 201V200H185V197L183 198V197L179 196ZM181 198H183V199H181ZM194 198H195V197H194ZM194 198H193V199H194ZM198 198H197V199H198ZM202 198H203V197H202ZM202 198H201V199H202ZM215 198H214V199L212 198V199H213V200H217L218 202L220 201V200L215 199ZM226 198H228V196H227ZM252 198H253V197H252ZM5 199H6V198H5ZM14 199H13V200H14ZM197 199L195 198L194 200H197ZM204 199H205V198H204ZM207 199H208V197H207ZM223 199H224V198H223ZM13 200H11V201H13ZM73 200H72V201H73ZM75 200H76V201H75L74 203H76L78 199H75ZM82 200H83V199H81L80 201H81V202H84V201H82ZM90 200H86V201L91 202ZM105 200H106V201H105ZM139 200H142V199H139ZM210 200H211V199H210ZM224 200H225L224 202H226V203L228 202V200H226V199H224ZM245 200H247V198H245ZM249 200H250V197H249ZM255 200H254V202H255ZM260 200H261V199H260ZM262 200L264 201V198H263ZM93 201H94V202H93ZM149 201H152V200L150 199ZM159 201H161V200H157V202H159ZM217 201H215V202H214V201H213V202L211 201V202H212V204L214 203V205H218V206H220V204H219L220 202L218 203ZM4 202H7V201L5 200ZM8 202H10V201H8ZM18 202H19V203H18ZM26 202H29V201H26ZM26 202H25V203H26ZM33 202H32V203H33ZM78 202H79V201H78ZM78 202H77V203H78ZM89 202H88V204H89ZM133 202H134V201H133ZM136 202H137V204H140V203H139L140 201H136ZM145 202H146V201H143V203L141 202V203L143 204V206H144V203H145ZM153 202L155 203V201H153ZM184 202H185V201H184ZM196 202H197V201H196ZM196 202H194V203H196ZM200 202H201V201H200ZM202 202H203V201H202ZM204 202L207 203L208 200H206V201H204ZM209 202H210V201H209ZM222 202H223V201H222ZM224 202L221 203V204H224V205H225L226 203H224ZM249 202H250V201H249ZM260 202H261V204H262L261 206H263V202H262V201H260ZM25 203H24V204H25ZM32 203H31V204H32ZM84 203H85V202H84ZM92 203H90L88 207H90V205H92ZM110 203H111V204H110ZM124 203H125V202H124ZM124 203H123V204H124ZM146 203H147V202H146ZM176 203H178V204H176ZM186 203H187V200H186ZM206 203H205V204H206ZM216 203H218V204H216ZM238 203L241 204V202H238ZM10 204H12V202H10ZM10 204H9V205H10ZM27 204H28V203H27ZM78 204L80 205V203H78ZM85 204H87V202H86ZM88 204H87V205H88ZM95 204H97V205H95ZM126 204H127V203H126ZM126 204H124L125 207H126L127 205L130 206L129 204H127V205H126ZM133 204H134V203H133ZM133 204H132V205H133ZM147 204H148V206H149V203H147ZM158 204H160V203H158ZM207 204H210V203H207ZM245 204H246V203H245ZM25 205H26V204H25ZM25 205H21V206H20L21 209L19 208V205H17V208H16V209H17L20 213L22 212L23 209H25V210H26V209L29 210L30 205H28L29 207H27V205H26V206H25ZM34 205H35V204H34ZM116 205L119 206V204H116ZM120 205H121V204H120ZM132 205H131V206H132ZM135 205H136V204H135ZM140 205H141V204H140ZM151 205H152V204H151ZM174 205H175V206H174ZM189 205H191V204H189ZM195 205H196V204H195ZM197 205H198V204H197ZM197 205H196V206H197ZM255 205L257 206V204H254V206H255ZM10 206H11V205H10ZM12 206H15V205H12ZM38 206H39V205H38ZM121 206H122V205H121ZM121 206H120V208H119L121 211H127V208H124V207L121 208ZM148 206H147V207H148ZM153 206H154V207H153ZM157 206H159V205H156V203H155V205H152V209H151V210H153V208H155V210H157V209H156V208H158ZM161 206H163V205H161ZM161 206H159V207H161ZM196 206H194V207H196ZM243 206H244V205H243ZM243 206H242V207H243ZM248 206H249V205H248ZM251 206H252V205H251ZM1 207H2V206H1ZM15 207H16V206H15ZM41 207H44V208H42V209H45V210H43V212L45 211L44 214H45V216H47V215H46V212H47V210L49 209V207H48V206H41ZM105 207H106V208H105ZM108 207H109V208H108ZM139 207H140V206H139ZM186 207H187V205H186ZM189 207H190V206H189ZM200 207H201V206H200ZM205 207H206V206H205ZM211 207H212V206H211ZM245 207H246V206H245ZM263 207H264V206H263ZM11 208H13V207H11ZM30 208H31V207H30ZM100 208H99V210H100ZM135 208H136V207H135ZM140 208H141V207H140ZM187 208H188V207H187ZM187 208H185V210H187ZM203 208H204V206H203ZM206 208H207V207H206ZM218 208H219V207H218ZM9 209H10V207H9ZM87 209H88V208H87ZM107 209H108V210H107ZM110 209H111V210L108 212L109 214L107 213L106 216L103 215V213L100 214V216H102V217H101V222H100V224H97V225H100V226H101V223L104 224L105 221H106V222H105L106 224L103 225V227H102V228H99V229H97V228L100 227V226H98L97 228H96V226H95V227H94V228H95V231H96V229H97V231H98V230H100V231H98V233H96L97 231H96V232H93V231H94V229H93V231H91V233H93L92 235L99 234L98 236H100V233H99V232H103V231L105 230L104 233H106L107 231H109V232H108V236H111L110 234H112V231H110V230H114V231H116L115 228L118 227V226L115 227V225L117 224V222H118L117 225H119L121 222H124L125 219H126L127 221H128V220H133V219H131V216H128L129 214H127V215H126V214H123L124 217H123V216L120 217V216H118V215H120L121 211L119 212L117 209L115 210V208H110ZM129 209H130V208H129ZM143 209H144V208H143ZM193 209H194V208L192 207V209H191L192 212H193ZM197 209H198V208H197ZM204 209H205V208H204ZM204 209H203V210H204ZM209 209H210V208L205 209V211H206V210H209ZM213 209H214V208H213ZM248 209H250V208L248 207ZM1 210H3V209H1ZM27 210H26V214H27L28 212H30V211L27 212ZM31 210H33V209L31 208ZM101 210L103 211V209H101ZM113 210H115V211H113ZM133 210H134V207H133ZM136 210H137V209H136ZM138 210H139V208H138ZM180 210H178V211H176V212H179ZM210 210H211V209H210ZM218 210L220 211L221 209L219 208ZM256 210H258V209H256ZM3 211H4V210H3ZM8 211L10 212V210H8ZM12 211H13V209H12ZM39 211L41 212L40 209H39ZM49 211H51V209H49L48 212H49ZM95 211H96V212H95ZM111 211H112V212H111ZM117 211H118V213H117ZM128 211H129V210H128ZM143 211H144V210H143ZM157 211H158V210H157ZM162 211H164V210L162 209ZM174 211L172 212V214L174 213ZM194 211H195V209H194ZM196 211H197V210H196ZM200 211H202V210H200ZM205 211H204V212H205ZM213 211H215V210H213ZM216 211H217V209H216ZM250 211H251V210H250ZM5 212H6V211H5ZM9 212L5 213V215L8 214ZM23 212L25 213L24 210H23ZM23 212H22L21 214L25 216V214H23ZM31 212H32V211H31ZM36 212H38V210H37ZM43 212L40 213L41 216L44 215ZM62 212H63V211H61V214L63 215ZM88 212H90V210H88ZM103 212H104V211H103ZM115 212H116L117 215L114 214ZM133 212H134V211H133ZM141 212H142V211H141ZM176 212H175V213H176ZM185 212H187V211H185ZM189 212H190V211H189ZM204 212H203V211L200 212V213L197 212L196 214H194V216H193V215L191 214V212H190L189 214H190L191 217L193 216V218H191L189 215H187V216L190 217V218L188 217V218L190 219V221H191V219H193V220L195 219L196 222H195V221H194V222H195V224H196L197 221L201 220V218H202L201 214L204 213ZM211 212H212V211H209V213H211ZM257 212H259V211H257ZM20 213H18V214L20 215ZM33 213H34V212H33ZM49 213H51V212H49ZM93 213H92V214H93ZM110 213H111V214H110ZM112 213L114 214L113 216H112ZM123 213H125V212H123ZM126 213H127V212H126ZM142 213H143V212H142ZM155 213H156V212H155ZM155 213H151V214L148 213V214H150V217H153V216H155ZM183 213H184V212H183ZM212 213H213V212H212ZM212 213H211V214H212ZM220 213H222V212H219V214H220ZM251 213H252V215H253V212H251ZM2 214H3V213H0V215H2ZM11 214H12V215H11ZM15 214H16V212H15ZM18 214H17V216H18ZM30 214H32V213H30ZM30 214H29V215H30ZM35 214H36V213H35ZM89 214H91V213H89ZM92 214H91V215H92ZM133 214H135V213H133ZM133 214H132V217H134ZM144 214H145V213H144ZM148 214L146 213V215H148ZM177 214H178V216L180 215L179 213H177ZM181 214H182V213H181ZM204 214H205V213H204ZM254 214H255V213H254ZM257 214H258V213H257ZM10 215H11V216H14V213L11 212V213L9 214L10 221H12L11 223L14 224L18 219L15 218L16 216L13 217V219H14V218L16 219V220L14 219V220H15V222H14L13 219H11ZM29 215H28V218H29ZM36 215H39V213H37ZM91 215H90V218L92 219L94 216L91 217ZM109 215H111L110 218H109ZM121 215H122V214H121ZM125 215H126V217H125ZM130 215H131V212H130ZM205 215H206V214H205ZM249 215H251V214L249 213ZM49 216H50V215L48 214V217H49ZM97 216H98V215H97ZM170 216H171V215H170ZM178 216H177V218H174L175 221H177V222L179 221V220H177V219H178ZM184 216H185V215L182 214V218H183ZM187 216L184 217V220L182 219L184 222L186 221L184 224H186V225L189 227V228H187V227H186V228H187V229H192L191 227H193V229H194V228H195V227H194L195 225H192V226H191L190 224H189V225L187 224V223L190 222V221H188ZM254 216H256V214H255ZM258 216H259V215H258ZM26 217H27V216H26ZM53 217H54V216H53ZM172 217H174V216H172ZM172 217H171V218H172ZM179 217H181V216H179ZM251 217H252V216H251ZM21 218H22V216L19 218V221L21 220ZM37 218L39 219V218H41V217L38 216ZM37 218H36L35 216H33V218H30V219H32V221H34V222H32V221L29 219V220L31 221V222H29V223H32V224H33V223H36V224H37V226H32V227H38V222H39V221L37 220V222H35V219H37ZM54 218H55V217H54ZM95 218H96V217H95ZM116 218H118V219H116ZM121 218H123L124 221H122ZM185 218H186V219H185ZM203 218H204V217H203ZM249 218H250V217H249ZM253 218H254V217H253ZM253 218H252V219H253ZM256 218H257V217H256ZM5 219H6V217H4V220H5ZM33 219H34V220H33ZM52 219H53V218H52ZM97 219H98V220H97L96 222L99 223L100 219H99V218H97ZM105 219H106V220H105ZM231 219H232V218H231ZM24 220H26V219H24ZM27 220H28V219H27ZM87 220H89V219H87ZM104 220H105V221H104ZM116 220H117V221H116ZM118 220H119V221H118ZM120 220H121V221H120ZM172 220H173V219H172ZM233 220H234V219H233ZM103 221H104V222H103ZM111 221H112V222H111ZM113 221H114V222L116 221V223H114ZM127 221H125V223H126ZM134 221H136V220H134ZM134 221H133V222H134ZM187 221H188V222H187ZM201 221H205V220H201ZM201 221H200V222H201ZM0 222H1V221H0ZM7 222H8V221H7ZM22 222H24V221L22 220ZM86 222H87V221H86ZM92 222H93V221H92ZM96 222H95V223H96ZM108 222H109V223H108ZM128 222L130 223L131 221H128ZM179 222H180V224H183V223H181V218H180V221H179ZM192 222H193V221H192ZM192 222H191V224H192ZM200 222H199V224H200ZM205 222H206V221H205ZM205 222H204V223H205ZM235 222H236V221H235ZM1 223H2V222H1ZM3 223H4V222H3ZM5 223H6V222H5ZM8 223H10V222H8ZM20 223H21V221L19 222V224H20ZM27 223H28V222H27ZM29 223H28V225H29ZM107 223H108V224H107ZM112 223L115 224V225H113ZM125 223H124V224H125ZM230 223H232V222H230ZM17 224H18V223H17ZM32 224H30L29 227H31ZM36 224H35V225H36ZM89 224H90V223H89ZM121 224H122V223H121ZM121 224H120V225H121ZM124 224H122V225H124ZM126 224H128V223H126ZM139 224H140V223H138V222H136L135 224H134V223H131V224H129L127 227L124 225L125 227L123 226L121 229L123 230V228H124L125 232L127 231V229H130L131 232H132V230H133V232H134V230H135V232H136V230L139 229V228H136V229H135V227H137ZM205 224H206V223H205ZM205 224H203V226H202V225H199V227L202 226V228H203ZM213 224H214V223H213ZM217 224H219V222H218ZM0 225H1V224H0ZM14 225H16V224H14ZM94 225H95V224H94ZM148 225H149V224H148ZM148 225L146 224V225L142 226L144 229H143L141 226H139V227H141L143 231H144V230H145V231H149V230H147L148 227H149V229H151V228L153 229V228H154V227H151L150 225H149V226H148ZM232 225H233V223H232ZM1 226H2V225H1ZM12 226H13L12 224H11V225H9V224L7 225L8 228H10L11 230L13 229V231H14L15 228L12 227ZM89 226H90V225H88V227H89ZM105 226H107V227H105ZM111 226H112V227H111ZM145 226H148V227L146 228ZM152 226H154V225H152ZM184 226H185V225H183V227H184ZM214 226H217V225H214ZM230 226H231V225H230ZM3 227H4V226H3ZM5 227H6V226H5ZM11 227H12V228H11ZM113 227H114V229H113ZM150 227H151V228H150ZM155 227H157V225H155ZM199 227H196V228H198L197 230H201V229H202V228L199 229ZM217 227H218V226H217ZM221 227H223V226H221ZM92 228H93V227H92ZM106 228H107V229H106ZM141 228H140V230H141ZM196 228H195V229H196ZM204 228H205V227H204ZM204 228H203V230H205ZM210 228H211V227H210ZM224 228H225V226L223 227V229H224ZM232 228H233V227H232ZM232 228H231V229L228 228V229H229V230H233ZM1 229H2V230H5V231H9V232H11L10 229H9V230H6V228H4V229L1 228ZM34 229H36V228H34ZM101 229H104V230H101ZM155 229H156V228H154L153 231H155V233L158 232V231H156ZM213 229H214V228H213ZM216 229H217V228H216ZM2 230H0V232H2ZM31 230H33V229H31ZM118 230H120V226H119ZM124 230H123V231H124ZM211 230H212V229H210L209 231H211ZM220 230H222V229H220ZM220 230H219V231H220ZM224 230H226V229H224ZM13 231H12V233H13ZM15 231H17V228H16ZM61 231H62V229H61ZM85 231H86V230H85ZM151 231H152V230H151ZM151 231L147 232V234L149 233L148 235L150 236V234H151L152 237H153L155 233L152 234ZM188 231H189V230H188ZM195 231H196V230H195ZM207 231H208V230H207ZM209 231H208V232H209ZM233 231H234V230H233ZM32 232H33V231H32ZM63 232H65V230H64ZM63 232H62V233H59V234H63ZM116 232H118V231H116ZM120 232H121V231H120ZM120 232H118V234H117L118 237H119V233H120ZM127 232H128V231H127ZM138 232H139L140 235L142 234V236H141L142 238H144V237L147 236L146 232H144L146 235H144V234L142 233V231L140 232V231L138 230ZM150 232H151V233H150ZM191 232H192V231H191ZM214 232H215V231H214ZM15 233L17 234L18 231L13 233V234H14L13 237H11V234H10V237H11V238H9V236H8V237H6V236L0 237V239L3 238V240H4L3 243H2L3 246H4V242H6L4 247H1V245H0V248H1L0 252H2V253L4 254V256H3V254H2L1 256L5 257V258L7 259V260L5 259L6 261H5V260L3 261V260H1V259H0V260L3 261V262H2L3 264H5V262H6L7 264H10V263H11V264H14V263H13V262H15L14 260L17 261L16 264H23L25 261H26V263L28 262L27 264H31V263L34 264V262H31L32 259H31V260H28V261L26 260V258L24 259V257H26V256H27V258H28L29 256H32V254H29V252H28L27 250H25V249H26V248L24 247L25 245H22L23 248H22V247H19V245L22 243V242H21V243L19 242L20 239L22 240V239H24V238H23V235H22V234H20L21 236H20V239H19V240H18V238H17V239L14 238V236L16 235ZM84 233H85V232H84ZM86 233H88V232L86 231ZM86 233H85V235H84V234H81V235H83L82 237H81V235L78 236L79 238L76 236V235H78V234H76V235L74 234L75 236H73V237H75V238L77 237L76 239H75V238H72V237H71V238L67 237V233H64V234H66V236L64 235V237H61V235H59V237H61L62 240H63V238H64V240L62 241V242H64V243H65V240H66L67 238L69 239V241L66 240V241H67V242H66V243H67V245H66V250H67L66 256H67V254L69 255L68 250L70 251L71 254H73L72 251H75V253H77V252H76V250H77L76 247H77V246L79 247V249H82V248H84V247L88 248L85 244H83V242L85 243V241H86V243H87V242L90 243V240H93V239H91L90 236H92V235H91L90 233H89L88 235H87ZM95 233H96V234H95ZM113 233H114V232H113ZM221 233H222V232H221ZM221 233H220V234H221ZM223 233H224V231H223ZM228 233H230V232H228ZM231 233H233V232H231ZM6 234H7V233H6ZM27 234L29 235V233H27ZM27 234H26L25 236H28ZM53 234H54V233H53ZM53 234H52L51 236H54ZM56 234H57V233H56ZM120 234H121V233H120ZM127 234H128V233H127ZM132 234H135V233H132ZM132 234H130V235H128V236L131 238V235H132ZM156 234H157V233H156ZM193 234H194V233H193ZM196 234H199V235H200V232H198V233L196 232ZM202 234H203V233H202ZM211 234H212V233H211ZM220 234H217V235H220ZM3 235H5V232H3ZM7 235H8V234H7ZM89 235H90V236H89ZM104 235H105V234H104ZM112 235H114V234H112ZM140 235H139V236H140ZM199 235H195V236L200 237ZM208 235H209V233H208ZM1 236H2V235H1ZM29 236H30V235H29ZM51 236H50V237H51ZM56 236H58V234H57ZM84 236H86V237H84ZM106 236H107V235H105L104 237H106ZM108 236H107V237H108ZM149 236H148V237H149ZM201 236H202V235H201ZM18 237H19V236H18ZM21 237H22V238H21ZM43 237H44V235H43ZM50 237H49V238H50ZM104 237H103L102 234H101V237H99V238L101 239V238H104ZM114 237H115V236H114ZM116 237H117V236H116ZM116 237L114 238L115 240H116ZM129 237H128V238H129ZM141 237H140V239H141ZM150 237H151V236H150ZM154 237H156V236H154ZM154 237H153V239H154ZM192 237H194V236L192 235ZM215 237H216V236H215ZM51 238H52V243H53V237H51ZM61 238H60V240H61ZM65 238H66V239H65ZM83 238H84V240H83ZM109 238H110V237H109ZM109 238H107V239H109ZM210 238H211V237H210ZM12 239L15 240V241H12ZM54 239H55V237H54ZM88 239H89V240H88ZM107 239H106V240H107ZM111 239H113V238H111ZM153 239L151 238L150 240H153ZM213 239H214V238H213ZM7 240H8V241H7ZM16 240H17V244L19 243V245H16V243H15ZM56 240H57V239H55L54 241H56ZM58 240H59V239H58ZM70 240H71V242H70ZM72 240H73V242H72ZM101 240H102V239H101ZM109 240H110V239H109ZM115 240H114V241H115ZM117 240L119 241V244H120V243L123 244V241H122V240H119L118 238H117ZM130 240H131V239H130ZM141 240H142V239H141ZM196 240H197V239H196ZM210 240H211V239H210ZM0 241H2V239H1ZM9 241H10L11 244L9 243ZM22 241L25 242V240H22ZM48 241H49V239H48ZM74 241H76V242H74ZM99 241H100V240H99ZM200 241H201V239H200ZM211 241H212V240H211ZM12 242H13V243H12ZM62 242L60 241L59 243L62 245ZM77 242H78V243H77ZM104 242H105V241H104ZM106 242L109 243L108 241H106ZM106 242H105V244H106ZM112 242H113V241H112ZM115 242H117V241H115ZM115 242H114V243H115ZM161 242H162V241H161ZM209 242H210V241H209ZM213 242H214V241H213ZM8 243H9V244H8ZM59 243H56V244H58L57 247L55 246L56 249L52 247L55 251L52 250V249H50L51 247L48 246V248H49L53 253L49 251V254H48L47 256H48V258H49V257H50V258H55V260H54V261H53V259H48V260H46L45 258L43 259V258L41 257L43 260H45V263H44V264H51V263H52V264H56V263L59 264V263L63 260V259H62L60 262H58V259H60V256H61V251L63 252V248L61 247V245H60V248H61L62 250H61L60 248H59L60 250L57 249V248L59 247ZM73 243H74V244H73ZM79 243H80V244H79ZM141 243H142V242H141ZM150 243H151V242H150ZM157 243H158V242H157ZM163 243H165V242H163ZM163 243H160V244H163ZM206 243H207V245H209L208 242H206ZM206 243H205V244H206ZM210 243H211V242H210ZM56 244H55V245H56ZM68 244H71V246L68 245ZM72 244L75 245V246H73ZM90 244H92V243H90ZM102 244H103V243H102ZM109 244H110V243H109ZM119 244H117V245H119ZM143 244H144V243H143ZM154 244H155V243H154ZM7 245H8V246L11 245V246H10L11 250H12V249H14V250L16 249V251H13V250H12V251H13L14 255L17 254V257H16V255L14 256V258L12 257L13 255L9 257V255H8L7 252H8V250L10 251V249L7 247ZM15 245H16V247H18L20 250L17 249V248H15V247H14ZM80 245H81V246H80ZM84 245H85V246H84ZM94 245H95V243H94ZM96 245H97V244H96ZM96 245H95V246H96ZM141 245H142V244H141ZM149 245H151V244H149ZM152 245H153V244H152ZM168 245H169V244H168ZM168 245H167V246H168ZM41 246L44 247L45 244H44V245H41ZM46 246H47V245H46ZM51 246H52V245H51ZM67 246H69V247H67ZM95 246H93V247L95 248ZM97 246H99V244H98ZM107 246H108V244H107ZM110 246H111V245H110ZM110 246H108V247H110ZM121 246H122V245H121ZM142 246H143V245H142ZM144 246H145V245H144ZM157 246H159V245H157ZM167 246H166V247H167ZM170 246H171V245H170ZM71 247H72V249H71ZM74 247H75V248H74ZM81 247H82V248H81ZM99 247H100V246H99ZM99 247H98V248L96 247V248L99 249ZM112 247H113V248L111 249V252H110L109 248H107V247H106L107 250L104 249L105 251H109V253H107V256H105L106 252H105L104 250H102V249H101V251L98 250V251L96 252V253H97V254H96L97 256H100V254L98 255V252H99V251H100V253L103 252V253L101 254V256H100V257H102V258H101L100 260H98L99 258H97V256L95 255V253H93L92 250H93L94 248L92 249V246H91V249H92V250L90 249V256H92V254H94V256H95L94 258H95V259L97 258L96 260L93 259L94 263H95V261H96V264H101V263H102V264H106L107 262H104V263H103V258L107 257V259H108L107 261H109L108 263L110 264V262L113 261V260L115 259L114 257L117 256V255H116V256L113 255V258H112V256H111L112 253L117 252V249H116V250L114 249L115 246L113 245ZM116 247H117V246H116ZM119 247H120V246H119ZM151 247H152V246H151ZM3 248H4V249H3ZM21 248H22L23 250H25V252L27 251V254H25V252H24V253H22V252H21V253L18 252V250H19V251H22ZM40 248H41V247H40V245H39V249H40ZM45 248H46V247H45ZM45 248H43V249H45ZM104 248H105V247H104ZM124 248H125V246H124ZM140 248H141V246H140ZM142 248H144V247H142ZM142 248H141V249H142ZM7 249H8V250H7ZM97 249H96V250H97ZM113 249H114L115 252L113 251ZM119 249H120V248H119ZM160 249H161V248H160ZM165 249L167 250L168 248H164V249L162 248L163 251H164ZM172 249H173V248H171L170 250H172ZM175 249H176V248H175ZM2 250H3V251H2ZM5 250H6V251H5ZM83 250H84V249H83ZM83 250H81V251H83ZM120 250H121V249H120ZM155 250H156V249H154V251H155ZM162 250H161V251H162ZM166 250H165V251H166ZM182 250H184V249H182ZM29 251L32 252V249H30ZM40 251H42V252L44 253V252H46V249H45V250H40ZM179 251H180V253L182 252L181 250H179ZM179 251H178V252H179ZM118 252H119V251H118ZM124 252H125V251H124ZM155 252H159V251H155ZM168 252H169V251H168ZM174 252H176V250H175ZM184 252H185V250L183 251L182 254H184ZM10 253H12V252H10ZM46 253H47V252H46ZM46 253H45V254H46ZM51 253H52L53 255H50ZM75 253L73 254V256H71V254H70V257H67L69 260L66 259V263L69 264L68 262L71 261L70 258L72 257L73 259H72V258H71V259H72L73 261H75V262H73V263L77 264V262H78V264H79V262H80V264H86L87 261H85V257L83 258V260H84L85 263H83V262L81 263V261H83L82 259H80V258L83 257V256L81 257L82 252H81V253H78L79 256H78L77 254H75ZM137 253H139V252H137ZM146 253H147V252H146ZM0 254H1V253H0ZM6 254H7V255H6ZM22 254H24V255H23L24 257L22 256ZM63 254H64V252H63ZM84 254H85V253H84ZM109 254H110V255H109ZM117 254H118L119 259H120V256H122V254H120V253H117ZM119 254H120V255H119ZM152 254H153V253H152ZM152 254H151V255H152ZM165 254H167V253H165ZM169 254H173V253H172V252H171V253L169 252ZM169 254H167V255H169ZM176 254H177V253H176ZM185 254H186V253H185ZM20 255H21V256H20ZM41 255L43 256L44 254H41ZM108 255H109L110 257H108ZM156 255L159 256L158 253H157ZM180 255H181V254H180ZM7 256H8V257H7ZM47 256L45 255L44 257H47ZM51 256H52V257H51ZM84 256H85V255H84ZM90 256H87V257H90ZM103 256H105V257H103ZM152 256H153V255H152ZM160 256H161V258H162L163 255L160 254ZM177 256H179V255H176V256L173 255V257L169 255V260H168L169 264H170V263H173V262H174L173 264H175V263H176V264H179L181 261H180V258H175V257H177ZM182 256L184 257V256H186V255H182ZM3 257H2V258H3ZM19 257H20V258H19ZM57 257H59V258H57ZM78 257H80V258H78ZM149 257H150V256H149ZM155 257H156V256H155ZM165 257H166V259H167L168 256H165ZM165 257H163V259H164ZM11 258H13L14 260H12ZM29 258H30V257H29ZM136 258H137V257H136ZM150 258L153 259V257H150ZM150 258H149V259H150ZM161 258L157 257V258H155V259H157L158 261H162L163 259H161ZM172 258H175V259H173V260L170 261V259H172ZM184 258H186V257H184ZM20 259H23V260H20ZM116 259H118V257H116ZM121 259H123V258H121ZM121 259H120V260H121ZM182 259H183V258H182ZM10 260H11V261H10ZM78 260H81V261H78ZM87 260H90V258H87ZM97 260H98V262H97ZM110 260H111V261H110ZM138 260H139V258H138ZM178 260H179V261H178ZM8 261H9V263H8ZM12 261H13V262H12ZM29 261H30V262H29ZM47 261H48V262H47ZM49 261H51V262H49ZM56 261H57V262H56ZM91 261H92V260H91ZM99 261H101V262H99ZM105 261H106V259H105ZM144 261H145V259H144ZM147 261H148V260H147ZM147 261H146V262H147ZM154 261H155V260H154ZM158 261H157L158 264H162V263H164V262L159 263ZM163 261L167 262L166 260H163ZM177 261H178V263H177ZM18 262H19V263H18ZM21 262H22V263H21ZM46 262H47V263H46ZM55 262H56V263H55ZM64 262H65V261H64ZM115 262H116V261H113L112 264H113V263L115 264ZM118 262H120V261H118ZM118 262H117V263H118ZM121 262H123V260H121ZM150 262H152V261H150ZM150 262H149V263H150ZM168 262H167V263H168ZM26 263H25V264H26ZM94 263H92V264H94ZM108 263H107V264H108ZM167 263H165V264H167ZM36 264H38V263H36ZM88 264H90V263L88 262ZM120 264H121V263H120ZM123 264H124V263H123ZM125 264H126V261H125ZM146 264H148V263H146ZM155 264H156V263H155Z\"/></svg>", "mask_w": 264, "mask_h": 264}, {"label": "snow or ice", "instance_id": "snow-or-ice-1", "mask_svg": "<svg viewBox=\"0 0 264 264\" xmlns=\"http://www.w3.org/2000/svg\"><path fill=\"white\" fill-rule=\"evenodd\" d=\"M5 8H21L23 5H4ZM261 20L264 21V0H261Z\"/></svg>", "mask_w": 264, "mask_h": 264}]
</instances>
